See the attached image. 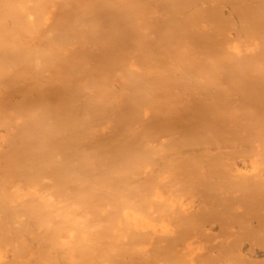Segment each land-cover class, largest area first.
Segmentation results:
<instances>
[{
    "label": "bare ground",
    "instance_id": "6f19581e",
    "mask_svg": "<svg viewBox=\"0 0 264 264\" xmlns=\"http://www.w3.org/2000/svg\"><path fill=\"white\" fill-rule=\"evenodd\" d=\"M49 1V0H48ZM53 1V0H52ZM51 0L49 1V5H51V7L53 8L54 6H56V8H58V9H56V11H58L59 9V12L57 13V14H61L62 12H61V10L62 11H64V12H70L71 14H73L74 13V11H70V9H72V8H74V4H76V3H73V5L72 4H70V6L72 5L73 7H71V8H69L70 6H68L69 5V1H65L68 5V10L69 11H66L67 10V7L66 6H61V8L62 7H64L63 9H61L59 6H57L56 4H50V2H52ZM54 1H57V0H54ZM53 1V2H54ZM63 1V0H62ZM62 1H60L59 0V2H60V4H64V2H62ZM74 1H77V0H74ZM80 2V4H83L84 2V4H83V7H86V6H88V10L91 8V1L89 2V3H87L88 2V0H79ZM124 2H126L125 0H123ZM128 1V0H127ZM133 1V3H134V0H131V2ZM139 1H141V0H139ZM139 1L137 0V2H136V0H135V3H137V4H139L138 6H137V4L135 5V4H133V3H131L130 2V0L127 2V4L125 3H122V1L120 2V6L119 7H116V9L118 8H120V11H121V9L122 8H124V10H123V12H118V14L120 15L121 13H124L125 11H127V10H129L130 11V13H132L131 11H134L132 14H131V16H129L130 15V13H129V11H127V14H125V19H124V14L123 15H120L119 16V18H121V19H118L117 17H118V14H116L115 12H113L114 10H112V12L113 13H110L111 12V9H109V13L111 14V15H113L114 16V14H115V16H116V18L114 19V17L113 18H111V16H109L108 18H110L109 19V21H108V19L106 18V22L104 21V19H103V22H105L106 23V25H112V24H114L116 21H117V23H119V24H121L122 26H124L123 28H125L126 26H131V24H132V26L131 27H133L135 30H136V28L138 27V25H139V27L137 28L138 30H136V33H132V32H135V30L134 29H131L130 27L128 28V30H127V32H130V30H131V32L130 33H132V34H130L129 33V36H130V38L132 39H128V40H124V39H126L127 37H129V36H127L126 34H128L127 32H126V30L121 34V36H123V37H119L116 41L118 42V46H117V43H116V41L115 40H113L112 42H114V43H116V47H112V46H103L102 45V48H104V51L103 52H105V53H102L101 52V55H103L102 57H104L105 55L104 54H106V60H105V64H103L104 63V61H103V58L101 57V55H98L99 54V52L98 53H94L95 55H98V57L99 58H97L98 59V62L96 61V60H94L96 57L94 56V59L92 60V59H90V55H92L93 53H92V49H93V52L95 51V49H98L97 48V40H98V43H100L101 42V38L102 37H100L99 38V36L98 37H96V39L94 38H92V40L93 41H91V39H90V41L93 43V42H96V44H95V49H94V47L91 45L90 47H92V49H90L91 50V52L88 50V52H90V55H89V53H87V44H89L90 45V43L88 42V41H86L85 40V42H84V40H83V42H84V45L82 46L83 48H84V52H82L81 53V50L83 49H81V48H79V49H81L80 50V54L82 55L83 53H87V54H84L83 56H80L81 58H83L84 56V58H85V60H82V59H80L79 58V53H78V51H76L77 53H76V56H75V51L73 52V53H71L70 55H73L74 57H76L77 58V56H78V58H79V61L80 60H82V61H77V59H76V61H77V63L76 62H74V60H75V58L74 57H71V58H73L74 60H72L71 58V60L73 61L72 63H70L66 68H67V70L69 71H66V72H68V73H70V75H71V77H69V79H68V76H70L68 73H67V78H66V81H65V84L68 86V82H71V81H75L76 80V83H77V81L78 80H80L81 78V73H82V77H84L86 74V76L85 77H89V79H81V83H80V81H78L79 82V84H80V86H79V88L81 89V93L79 92V91H75V89H74V92L76 93V92H79V93H77L78 95H81L82 96V98H83V100H84V104L82 105V101L80 102V97L78 96L77 98H79L78 100H79V102L78 103H76L77 105L76 106H73L72 104V106H73V109L74 108H76V107H80V105H81V107H83L82 109H81V107H80V109H78V108H76V109H78L77 111H75V112H70L69 114H68V112H67V110H70V109H68V107H66L65 108V110H63V109H61L60 111H62V113H64V111H65V113H66V118H64L63 120H61V121H63V122H60V121H58V120H55V121H57V123L56 122H54V120H52V118L50 119V117H49V119H42V121H44V122H42V121H40V122H42V124L40 123V122H38L39 121V119H38V115H42L41 113L42 112H44L46 109H43L42 107H44V105L46 104V106H53L52 108H47L46 106V108L47 109H49V110H47V111H49V113H50V111L51 112H53L57 107H58V105L56 106L55 105V102H56V104H58L57 102V100H55L53 97V99L51 98V100L53 101H50L49 100V98H48V95L49 94H51V93H53V91H50V89H48V85L51 87V83L49 84L48 83V85L44 82L46 79H44V81L42 80V77H43V75L46 77V74L48 73V71H47V73H46V71L44 72V74L42 75V77H41V75H40V73L38 74V75H35V74H37V70H38V67H39V65L40 64H43V62L41 63L39 60L40 59H42L44 56H42V55H44V54H41V57L39 58V56H40V50L39 49H41L40 48V46H39V49H38V46H37V48L34 46V48L32 49V48H27V47H29V46H26V45H24V47H23V45H22V48H21V50H20V53L19 54H21V57L19 56V54L17 53L18 52V50L17 49H20V46H21V43H19L20 44V46H19V44L17 45V43L16 42H14L13 41V43H12V41H9L10 39H9V37L8 38H6V37H4V35L5 36H8L9 34H11L10 33V31H12V30H10L9 28H13V30H14V28H15V26L17 27V28H19V27H21L22 28V26L21 25H25V28H23V29H25L26 31H24V33H26V36H28V34H32V36H34V34H35V36H34V39H35V37H36V35H37V29L39 28V26H40V28L39 29H43V26H41L40 24L44 21V19H43V17H44V15L42 16V10H41V8L43 7V5L45 4H43L42 5V3L44 2V0H0V39H1V41H3V39L5 38V39H7V42H6V40H4L3 42H1L0 43V58H1V60H0V80H1V84L3 85V83H2V81L5 79V78H9V81H10V84H12L13 85V87L15 86L13 83H12V81H15L16 83L17 82H19V81H26V79H30L31 78V76L33 75V70H35L34 68H37L36 69V71H34V72H36L33 76H32V78H41V80L44 82V85L47 87V89H45V91L47 92L46 94H45V92L43 91L44 90V87H39V89H38V87H36L37 86V84L34 86V81L32 80V82H31V80H30V82H29V84H30V88L32 87V89H30V91H33V92H35V90H38L39 92L41 91V93H43V95H41V93H40V96H42V97H38V95H35V99H34V96L33 95H31V94H33V92H31L30 93V91H28L29 90V85L27 86V82L28 81H26V85L24 86V85H21L22 86V88H20V90H22V91H24V93L22 92V91H19V89L17 90V92L16 91H14V94L16 95V98H17V96H18V98L17 99H20V97H19V94H21V92L23 93L21 96L23 97V95H25L24 97H23V99L24 98H26V100L28 99L29 100V98H31L30 100H29V102H28V107L30 108V105H31V108L29 109V110H31V109H33L32 108V104H31V102H36L37 101V103L35 104V102H34V104L37 106H39V102L40 101H42V102H40L41 103V107L39 106V108L38 109H36V111L34 112L33 110H32V113L33 114H30L31 113V111L29 112V110H28V107L26 108V107H24V106H26V105H24L25 103L27 104V101H22V98H21V100H15V102H14V100H13V98L11 97L12 95H10V94H12V92L11 91H13V89L15 90V88L17 89V88H19V87H17V84H16V87H12L13 89H11V86L12 85H9L8 83H9V81H8V83L6 84V82L5 81H3V82H5L4 83V88H5V90L7 89V86L9 87L8 89H10L11 91V93H9L8 92V94L10 95V97H8V101L6 100L5 102L3 101L6 97H5V91L3 90H1L2 88H0V91H1V93L0 94H2L3 92H4V99L2 98L1 99V97H0V99L3 101V102H1L2 104L3 103H5V104H3V105H6L7 103H9V101L11 100V98H12V100H13V102L9 105V104H7L8 106H11L12 104H13V106L14 105H17L18 103L23 107V110H25V108L28 110V112L29 113H26V112H24L25 113V115L23 114V112L21 111V113L19 114V111L22 109V107H20V109L19 108H16L15 109V113H13V111H11L9 108H6V110H4L5 109V106L3 107V105H1V109H0V114H1V112H2V114H3V116H5L7 119H5V121L7 120L8 121V118H10L11 119V124H13L12 125V127H14V128H19V127H23V125L24 126H28V125H26V124H29V122H27V120L28 119H26L27 117H25L26 116V114H27V116H28V114H30V117H29V119H31V122H30V124L31 125H33L34 126V124L37 126V127H35V129L36 128H38V132L41 134V137L43 136V138L41 139L40 137V139H38V136L36 137L35 136V134L37 133V131H36V133H33V132H35V131H31V129H27V131L26 130H22L21 132H23V131H26L25 133H26V135H27V137H25L26 135L24 134V132L23 133H20V132H18L17 130H16V134H18V133H20V134H18V135H24V136H22L23 138H24V144H22L23 142L22 141H20V140H23V138L21 139V138H19L18 140V143H16L17 141V139L15 140L16 142H14V144H12V142H13V140L12 139H10L11 140V145H9V147L10 146H13V147H10L9 149H11L12 148V150H9L8 151V146L6 147L5 145V148L7 149V152H3L2 150L4 149V148H2V150H1V148H0V154L2 155H0L2 158H4V159H6V161L4 162V161H2V165H1V163H0V264H194V260H196V258L199 256V261H200V257H201V255H203V254H201L202 253V251L203 250H201L202 248H203V245H202V247L198 250V248L200 247L199 245H201V243L200 244H198V242L196 243V241L199 239L200 240V238L201 237H199L200 236V232L197 234V232H196V230H197V228H198V231H199V229L201 230V231H203L202 232V235H203V237L205 238V233H206V235H208L209 233L210 234H212L213 232H211V230H213L214 228H216V226L214 227V225H217L216 223L217 222H219L218 224L220 225L219 226V228L221 229V230H218V232L220 231H222V230H226V231H231V234H235V236L233 235L232 237H230L229 236V234H228V232L227 233H225V230L223 231V233L221 232V236L223 237L224 235V237H223V239H221V238H218V240L220 239L221 240V242L223 241V240H225V239H227V240H229V239H231V240H233L232 238H234V241H232L233 243H231L230 241H227V240H225V241H227V243H230V244H232L231 245V253H235V252H233V250L235 251L236 250V252L238 251V249H236V247H237V245L239 244V246L241 247V245H240V243H242V242H240V241H244L243 239H245V240H247V239H250L251 240V238H247V237H249V236H247V233H246V230H247V232H248V230H249V228L247 229V228H245L246 227V224H245V221H246V219H245V216H244V214H246L245 212L247 211H245L244 213H240L241 215H239L238 217H242V219L241 220H239V218L237 217V215H238V213L239 212H241V211H239V209H237L236 207H234V205H236V204H234V202L235 203H237V201L236 200H238L237 198H240L241 196H243V198H244V196H247L248 195V193H246L245 195H239V193L240 194H242V190H244V193L245 192H248L249 191V197L250 198H253L254 197V194L255 193H252L253 192V190H254V192H255V189H256V194H257V192L259 191L258 190V188L260 187V186H262L263 184H264V182H260V178L262 177H258V176H260L259 175V171L261 170V166H260V158H259V153L260 152H262V153H264V114L262 115L261 113H260V111H264V83H262L261 85L263 86V88L262 87H256L258 90H256L255 91V95H257V96H259L260 95V97L262 98V103H261V105L263 106V110H261V108H258V107H255V108H258L259 109V115L258 114H254V115H252L253 117L255 116L256 118H254V119H256L255 121H252L253 119L252 118H250L249 119V117H250V115L249 114H243V116L244 115H246V117H243L242 116V111H239L240 109L238 108V106H236V104L235 103H233L234 101H231V100H235V99H238V101L237 102H239V103H241V102H243V98L244 97H242V95L241 94H246V95H248V97H250V96H253V94H252V92L251 91H249L250 89L251 90H253L254 88L252 87V88H249V89H247V87H246V85H249V83L247 82V81H249V80H247V78L249 79L250 77V75L253 73L254 74V78H256V80L257 81H259L258 79H261V81H262V78L264 79V69H262V64H264V50H262L261 51V48H260V51H259V49L257 48L258 47V43H256L257 42V40H258V38L260 37L261 38V30H260V20H259V12H258V9L257 10H255V19H256V28H255V32H254V37H258L257 38V40L255 41V43H253L254 42V40H252V45H254L255 46V52H254V54L252 55L251 54V57H249L248 55L246 56L245 55V57L244 56H241L239 59H237L236 61L235 60H225L223 57H222V52H223V47H224V45H223V40H222V37L227 33L228 34V31H230V29H229V24L230 23H228V21L226 20V19H228L227 17L230 15V17L232 16L233 17V13L235 14V13H237V15H238V18H239V21L241 20V18H243V17H245V16H247L248 14H250V13H252L253 12V9H252V7H251V3L253 2V0H242L241 2L239 1L238 2V0H229V1H227V0H223V2H222V0H220L221 2H219V3H223L224 4V6L226 5L225 4V2L226 3H228V5H229V8L231 9V12H230V10L228 11V13L229 14H227V17H225L226 16V14H223V12H226V10H228L229 8H224V9H226L225 11H224V9H223V4L221 5V4H217V3H214L215 1L216 2H218V0H215L214 2H212L211 0L209 1V3L207 2V1H202V0H200L202 3H207L206 5H204V8L206 9L207 8V5L209 6V5H211V6H213V4H215V5H217V7H216V10L214 9V8H212L211 10L212 11H210V8H211V6H209V8H208V10L206 9V11H208V14H210V15H208V14H206V12H205V14H204V10H202V8H200V7H198V5H199V2L197 1V0H192V1H194V2H190L191 0H189V2L192 4V3H194V5H193V7H192V9L194 10V9H196V13L195 14H197L199 11L198 10H201V12H203L202 14H201V12H199L198 14L199 15H202V16H200V17H198L197 15H193L192 14V12H194V11H192V9L189 7L190 6V3L188 2V0H187V2H185V0H175L176 1V4H178L179 2H177V1H180L181 3H179L178 4V8H175L174 9V7H175V3H173V2H175L174 0H170V2H168L167 0H158V1H161L159 4H162V5H160L161 6V8H162V6L163 7H165V8H162L161 9V11H160V14H158L157 13V16L158 17H161L162 16V19H160V21L162 20L163 22L169 17V16H171L172 15V13L174 12L173 10H172V8L174 9V10H181V12H180V10H179V12H174V13H176L177 15V17L179 16V18H181V19H179V20H181V22L180 21H178V22H176L177 20H178V18L177 17H174V18H176V19H174L173 17V19L171 20L170 19V17L168 18L169 20H171V21H169L168 19H167V21H165L166 22V26H168L169 24H170V22H171V26L169 27L168 26V28H167V30H166V26H164L163 27V24H161V25H159V28H156L158 31H159V29H160V26H161V28H163V29H160V31H159V33H161V32H163L162 34H160L159 35V38L161 39V40H163V41H161V40H157V39H155V38H158V36L156 37H154V40H156V42L158 43L157 45H156V43H154V42H152V40H150L149 41V39L150 38H153V36H154V34L152 33V31H150V29L148 28L149 27V25H147L148 27H146V28H148V29H145V27H144V24H143V22L145 23L146 21H143V20H145V19H142V21H140V22H138L139 20H137V23L135 22L136 21V18L137 19H140L141 20V18L143 17L141 14H145V16L147 17V14H148V9H153V7H152V5L154 6V4H156L157 5V0H156V2L153 4L152 2H154L153 0H151V4L152 5H150V3L148 2H145V5H146V3H147V5L149 4L152 8H149L148 7V9H146V7H145V9L143 8H139V6L140 7H144V6H142V3H143V1H145V0H142V3H139ZM147 1V0H146ZM165 3H164V2ZM232 1V2H231ZM70 2L72 3V1L70 0ZM82 2V3H81ZM198 2V4L196 5V3ZM200 2V3H201ZM211 2V3H210ZM254 2L255 3H259V0H254ZM79 3H78V1H77V4L79 5ZM166 4V6L164 5V4ZM169 3V4H168ZM173 3V4H172ZM183 3V5H181ZM185 3H187V4H185ZM202 3L200 4L201 5V7L203 6L202 5ZM213 3V4H212ZM59 3H58V5H60ZM77 4H76V7H78L77 6ZM86 4V5H85ZM90 4V5H89ZM134 5V6H132V5ZM158 4V5H159ZM170 5V6H168V5ZM188 4H189V6H188ZM49 5H48V7H49ZM93 5V4H92ZM148 5V6H149ZM185 5H187V6H185ZM195 5L197 6V8L195 7ZM218 5H220L219 7H218ZM228 5H226L225 7H227ZM137 6V7H136ZM159 6V7H160ZM172 6V8H171V11H170V9H169V7H171ZM174 6V7H173ZM221 6H222V8H221ZM50 7V8H51ZM75 7V8H76ZM80 7H82V6H80L79 5V8H76V10H79L80 9ZM97 8V6H94V8ZM134 7V8H133ZM166 7H167V9H166ZM176 7H177V5H176ZM179 7H182V8H179ZM185 7V8H184ZM187 7V8H186ZM239 9H238V8ZM75 8H74V10H75ZM101 7H98V13H99V10L102 12V10H104L105 12H107L108 13V9L107 8H101ZM125 8H126V10H125ZM135 8H138V9H140V11L141 10H143L144 11V13L141 11V13L138 11L137 12V9H135ZM191 9V10H189V9ZM199 8V9H198ZM220 8V9H219ZM92 9V8H91ZM115 9V8H114ZM116 9H115V11H116ZM117 9V10H118ZM135 9V10H134ZM164 9L166 10V11H169V12H164V14L165 15H167V16H163L162 15V11H164ZM169 9V10H168ZM183 9L184 10H189V12L191 13L190 15H192V16H189V12H188V15H183V14H185V11L184 12H182L183 11ZM223 9V10H222ZM237 9L238 10H240V13L237 11ZM75 10V12H77V13H75L74 15H75V17H76V15H77V19L73 16V18H75L77 21L76 22H78L79 20H80V17H82V16H78V14L81 12V9L79 10V11H76ZM150 10H149V13H150ZM155 10H158V9H155ZM177 10V11H178ZM93 13H92V12ZM102 12L104 15L102 16V14H101V12L98 14V13H96L97 11H96V9L94 10V9H92V10H89V12L90 13H92V15L90 16V15H88L89 17H87V21H89L88 20V18H91L92 16L94 17V18H96V20H92V19H94V18H92V19H90V22L92 23V24H94L96 21H97V19L99 18V20H101L100 18H102V17H104V16H106L107 14L105 13V12ZM135 11H136V13H135ZM147 11V12H146ZM151 11H154V10H151ZM210 11V12H209ZM94 12L96 13V14H94ZM158 12V11H157ZM162 12V13H161ZM187 12H186V14H187ZM215 12V13H214ZM70 13H68V14H70ZM89 13V14H90ZM108 13V14H109ZM136 15H135V14ZM137 13H140V14H138L137 15ZM147 13V14H146ZM171 13V14H170ZM173 13V14H174ZM178 13H180V14H178ZM232 13V14H231ZM239 13V14H238ZM64 14V13H63ZM109 14V15H110ZM156 14V13H155ZM212 14L215 16H212ZM80 15H83V13L81 12L80 13ZM97 17H96V16ZM134 15V16H133ZM139 15H141L142 17H140ZM149 15V14H148ZM159 15H161V16H159ZM181 15H183V16H181ZM204 15H206L207 17H205ZM236 15V14H235ZM3 16H7L8 18H10L11 19V21L13 22V24L11 25V26H13V27H9V25L7 24V23H9V22H7V20H9L7 17V20H6V18L5 17H3ZM101 16V17H100ZM108 16V15H107ZM127 16V17H126ZM129 16V17H128ZM135 16H137V17H135ZM145 16H144V18H145ZM150 16H151V13H150ZM152 16H154V15H152ZM156 16V17H157ZM175 16V15H174ZM198 18H197V17ZM210 18H209V17ZM212 16V17H211ZM216 16H217V18H216ZM50 17V16H49ZM59 17H60V15H59ZM59 17H57V19H60L59 20V23H60V26H61V23L63 22V19H64V21H66L67 22V20H68V22H69V24H70V21H69V19H65V18H63L62 17V15H61V17L59 18ZM122 17H123V19H122ZM135 18V21H133V19ZM183 17V18H182ZM207 18V19H205V18ZM213 17L214 18H216L215 20H217V22L213 19ZM221 17H223V19L222 20H224L225 18V22L227 23V25H228V29H226V27L224 26V24H222L220 21H222L220 18ZM229 17V18H230ZM231 17V18H232ZM3 18L6 20V22L7 23H4L5 22V20H4V22H2V20H3ZM63 18V19H62ZM85 18H86V16H85ZM84 18V16H83V18H81V19H85ZM131 18V19H130ZM148 18H149V16H148ZM148 18H146V19H148ZM165 18V19H164ZM202 18H204L205 19V21L207 22V23H211V22H213L212 20H214V22L213 23H211V24H214L215 25V23L216 24H218L217 26H211V25H209L210 27H209V29L211 30V31H209V29L207 30V31H204V30H202L201 29V25H203V24H207V23H202ZM218 18H219V20H218ZM234 18V17H233ZM232 18V19H233ZM62 19V20H61ZM79 19V20H78ZM112 19V20H111ZM127 19V20H126ZM128 19H130V20H132L133 22H135L137 25H135L134 23H132V21L130 22V20H128ZM151 19H153L152 17H150V19L149 20H151ZM156 19V18H155ZM211 19V20H210ZM232 19H228L229 20V22H233L234 20H236V19H234V20H232ZM21 20V23L22 24H20L19 23V21ZM43 20V21H42ZM46 20V19H45ZM71 20H73L72 18H71ZM121 20V22H123V23H120L119 21ZM208 20H210L211 22H208ZM11 21H10V23H11ZM61 21V22H60ZM82 21V20H81ZM125 21H126V24L128 23L127 21H129V24H127V25H125ZM162 21H161V23H162ZM204 21V20H203ZM224 21H222V22H224ZM80 22V21H79ZM90 22H87V24L86 23H84L83 24V26H78V27H76V25H75V22L73 21V23H74V26H70V25H67L66 26V24L64 25H62V26H64L63 28H65V27H69L68 28V30L66 31V30H64V29H62V31H66L61 37H56V38H50L49 37V42H50V44H52L53 46H56V45H59L60 43L62 44H66V42H67V38L69 37V35L70 34H77L78 36H80V38L78 37V39L79 40H82L81 38V35L83 34L84 35V31H88L89 33H90ZM150 22V21H149ZM148 21H147V23H149ZM152 22V21H151ZM155 22H159V18H158V21H155ZM165 22H164V25H165ZM174 22L175 23H178V25H176V24H174ZM181 24H180V23ZM183 22V23H182ZM218 22H220V23H218ZM238 23V21L236 20L233 24L234 25H232V27H233V29H235V23ZM19 23V24H18ZM141 23V24H140ZM146 23V24H147ZM154 23V22H153ZM172 23H173V25H172ZM236 23V25L238 26V24ZM5 24H7V26L9 27L8 29H7V26L5 25ZM89 24V25H88ZM222 24V25H221ZM2 25H5L4 27L2 26ZM20 25V26H19ZM42 25H45L44 24V22H43V24ZM71 25H73L72 24V22H71ZM135 27H134V26ZM140 25H142V28H144L145 30H146V32L147 33H145V30L143 29L142 31L144 32H141L142 33V35L141 34H139L138 33V31H140ZM194 25V26H193ZM226 25V24H225ZM49 26H50V24H48V28H49ZM52 26V25H51ZM50 26V27H51ZM88 26H89V28H88ZM173 26H175L174 28H175V30H174V28H173ZM5 27H6V29H5ZM45 27V26H44ZM52 27H54V26H52ZM52 27L51 28H49V29H51L52 30ZM177 27V28H176ZM211 27H215L214 29H212ZM17 28H15L16 29V34L14 33V31H12L13 33H12V35H14L15 34V36L18 34L17 33ZM61 28V27H60ZM141 28V29H142ZM171 28H172V30H171ZM237 28H239V30L242 32V29H241V27H240V25L237 27ZM54 29V28H53ZM66 29V28H65ZM152 29V28H151ZM176 29H179V30H181V31H179V30H176ZM192 29H195L196 31H195V33H194V35H193V33L192 34H190L191 33V31H192ZM46 29L44 28V30H42V31H38V36L41 34V36H42V32L43 31H45ZM134 30V31H133ZM148 30V31H147ZM156 30V31H157ZM163 30H165V32L163 31ZM21 31H22V29H21ZM59 31H61L60 29H59ZM154 31V30H153ZM155 31V32H156ZM168 31H170L169 33H166V32H168ZM173 31H174V34H173ZM175 31L177 32V31H179L181 34H180V40H179V36H178V34L177 33H175ZM227 31V32H226ZM80 32H82V34L80 33ZM150 32L153 34V36H151L152 34H150ZM178 32V33H179ZM182 32H185V33H182ZM188 32H189V35H193V36H190V38L192 37L193 38V40H195L194 38L196 37V41H192V39L191 40H188V38H189V35H188ZM193 32V31H192ZM230 32H233V30L232 31H230ZM236 32L237 33H240V32H238V29L236 30ZM3 33V34H2ZM19 33H21V32H19ZM47 33L49 34V32H47V30H46V35H45V32L43 33V36H47ZM88 33V34H89ZM124 33H126V34H124ZM170 33H172V35H170V38L171 39H173L175 42H176V48L174 49L173 47H172V49H170L171 47H169L168 45H170V46H174L175 47V44L173 43L172 44V41L173 40H171L170 38H168L169 36V34ZM187 33V34H186ZM135 34H136V36H135ZM137 34H138V36H137ZM144 34V35H143ZM146 34H149V35H147L146 36ZM163 34H164V38L165 39H163ZM165 34H167V36H165ZM182 34H185L187 37H186V39L184 40V41H182L181 39H184V38H182V37H184L185 35H183L182 36ZM198 34V35H197ZM1 35L3 36V38H1ZM19 35V34H18ZM18 35H17V38H19L18 37ZM21 35V38L22 39H25L26 41H31V40H33V38L31 37V36H28L27 38H32V39H26V38H23V37H26V36H24L22 33L20 34ZM23 35V36H22ZM60 35H61V33H60ZM90 35V34H89ZM88 35V36H89ZM124 35H126V36H124ZM141 35V36H140ZM196 35V36H195ZM229 35H232L231 33H229ZM234 35V34H233ZM236 35V34H235ZM15 36H13L14 37V39H16V37ZM49 36H51V35H49ZM138 37V39L136 40L135 38L133 39L132 37ZM142 36H144V39H143V37ZM146 36V37H145ZM150 37L149 39H147V37ZM182 36V37H181ZM241 36V35H240ZM239 36V37H240ZM12 37V36H11ZM40 37V36H39ZM38 37V38H39ZM237 37V36H236ZM20 38V40H22ZM37 38V37H36ZM41 38V37H40ZM44 38V37H43ZM43 38H41V39H43ZM86 38V37H85ZM89 38H91V37H89ZM99 38V39H98ZM124 40V42L125 41H130L131 40V42L133 43L134 42V45H135V43H137V45H139V46H141L142 47V42L145 44V42L146 43H148V44H151L152 45V47L154 48L155 46V48L157 49V46H158V49L160 50V52H159V54H157V50L156 49H153L150 45H149V47H148V50H150V47H151V49L154 51V50H156V51H149L150 53H155V54H149V52L148 51H146V50H142V49H144V47H142V48H140L139 46L137 47V45H135V46H133L132 44H131V42H125L127 45H129L130 47L128 48L127 47V45L126 44H123L122 43V40ZM167 38H168V40H171V41H169V42H166L165 43V41H167ZM41 39H39L42 43H43V41H44V43H45V45H47V43H49V42H45V40L43 39V40H41ZM120 39V40H119ZM141 39H142V41H141ZM145 39H147L146 41H145ZM198 39V40H197ZM243 39V38H242ZM78 40V41H79ZM96 40V41H95ZM120 42H119V41ZM135 40H136V42H135ZM139 40H140V42H139ZM260 40V39H259ZM16 41H18V40H16ZM77 41V46H78V44H81V43H79ZM148 41V42H147ZM178 41V42H177ZM197 41H199V45L197 44ZM5 42V44L7 45V47H6V45H3V43ZM82 42V41H81ZM87 42V43H86ZM110 43L109 45H112L113 43ZM165 43V45L166 46H163L162 45V43ZM191 42H192V44H191ZM194 42H195V45H194ZM201 42V43H200ZM259 42V41H258ZM35 43V42H34ZM85 43H86V46H85ZM101 43H103V40H102V42ZM101 43L99 44V46L101 45ZM121 43V44H120ZM130 43V44H129ZM138 43H140V44H138ZM154 43V44H153ZM160 43V44H159ZM167 43H169L168 45H167ZM13 44V45H12ZM60 44V45H61ZM65 44L64 45H62V48H63V50L64 49H66V47H65ZM123 44V45H122ZM142 44V45H141ZM172 44V45H171ZM12 45V46H11ZM15 45V47H13ZM17 45V46H16ZM37 45V44H36ZM59 45V46H60ZM94 45V44H93ZM125 45V46H124ZM133 46V48H131L132 46ZM155 45V46H154ZM159 45L160 46H162V47H164V48H160L159 47ZM192 45H194V46H192ZM197 45V46H196ZM31 46V45H30ZM50 46V45H49ZM49 46H47V47H49ZM52 46V47H53ZM59 46H58V50H60L61 49V53L63 52V50H62V48L60 47V49H59ZM79 46H81V45H79ZM125 48V49H123V47ZM143 46H146L147 47V44L146 45H143ZM167 46H168V48H167ZM259 46H260V44H259ZM11 47H13V48H15V49H13V48H11ZM25 47H26V49H25ZM33 47V46H32ZM47 47L45 48V46L42 48V49H47ZM118 47V48H117ZM122 47V48H121ZM145 47V48H146ZM197 47H199V49L196 48ZM10 48V49H9ZM54 48V47H53ZM77 48V47H76ZM86 48V49H85ZM134 48H135V50H134ZM138 48V49H137ZM165 48H167V49H165ZM195 48V50H199V52H201V54H203L204 52H206V53H208L207 55H208V57L206 56V58H205V62L207 61L208 63H210L211 64V72L213 73V72H215V71H217V70H219V71H222L221 70V68H217V63L220 65H222V66H224L225 68L223 69V72H224V70H228V69H232L231 68V66L229 65H227L228 64V62H229V64L231 63V65H232V67L235 69V70H230L231 72L233 71L234 73H230L231 75H233L234 77H235V74L237 73H239V75H240V77H235V79H240L239 80V82L237 81V80H233L232 82H228L229 84H230V87H228V90L226 89L225 90V92L223 91V89L226 87L225 85V87L223 86V88L221 87V85H219V86H217V87H215L214 85H218V84H221L222 82H216V81H218L217 79L219 78L220 79V77H222V75L221 76H219L218 77V75H217V72H215L214 74H212L211 72H210V70H208L209 69V67H210V65H208L207 63H205L204 61L202 62L203 64H207L208 65V67L207 66H205V65H203L204 67H201V68H199V66L200 65H198V64H200V63H198L196 66L194 65V67L195 68H197L196 70L198 71V73H197V75L195 76L194 75V73H191V72H195L196 70L194 69L193 70V64L192 63H188V64H190V65H192L191 67H193L192 68V70H191V68L189 69V71H190V73H187V71H188V69L186 70V72H185V74H189L188 76H186V75H184L183 74V76H185V77H189V76H192L193 78H195L194 80H192V77L190 78H188L190 81H194V83L193 84H191L192 82H190L188 79H186V83H185V79L183 80V79H181V78H178V80H177V83H176V81H175V83H173L174 81H172L173 80V78L172 79H168L167 78V75H169V76H175L176 75V73H179V74H177L176 75V77H179V76H181V74L182 73H184V68H187L186 67V65L187 66H190V65H188V64H186V62L185 63H183V60H184V58H185V60L187 61H193V62H195L197 59V57H196V55L194 54V52H196L195 50H193ZM23 49V50H22ZM36 49V50H35ZM50 49V48H49ZM100 49V48H99ZM98 49V50H99ZM120 49H121V51H122V49L123 50H125V53L127 54V55H124V52H123V54H122V52L120 51ZM161 49H163V51H164V49H165V51H164V53L162 52L161 53ZM258 51H257V50ZM12 50H13V54L15 55V53L17 54V57L15 56L14 57V55H13V57L11 56L12 55ZM15 50V51H14ZM24 50H26V51H24ZM30 50H32V52L30 51ZM39 51L38 53L36 52L35 53V51ZM101 50V49H100ZM129 52H128V51ZM132 50H134L133 52H134V54H135V52H139V51H142L143 53H145L146 52V55L145 54H143L142 52H141V54H143L144 56H142V57H139L140 58V60H144V61H147V62H149L148 60H150V62L149 63H151V62H153V61H155V63H160V62H166V60L165 59H167V60H169V61H167V62H170V64L168 63V65H167V62H166V65L167 66H172L173 68H174V65L176 66V69L178 70H175L176 71V73L175 74H173V75H171L172 74V72L174 71V69H173V71L171 70L172 69V67L170 68V71H169V73L166 75V77L164 76V74H166L167 72H168V69L167 68H164L165 70V72L166 73H161L162 71H163V69L161 68V66L159 65L158 66V68H156L157 70L159 69V71L160 72H158L157 70L156 71H154L153 70V72H158V73H154V76L156 75L157 77H158V75H159V73H160V76H161V74H162V79H161V77L159 78L160 80H162L161 82H162V84H163V82H165L164 83V86L163 85H161V87H160V84L161 83H159L160 81L159 80H157L156 82H154L155 80H156V78L153 76V78H155V79H153V82H152V80H150L152 77H145V76H141L142 78H149V80L148 79H146V80H148V81H146V80H144L143 79V81L142 80H139V78L140 77H138L137 78V84H138V86H142V87H139L141 90H140V92L138 91V89H137V91H135V88H130V87H138L137 85H135L136 83V79L135 80H132L133 81V84L135 85H131L130 84V82L131 81H129L128 79L126 80V78H124L123 80H124V83H123V80H121L120 82H118V84L119 83H122V87L123 86H127V87H129V84L131 85L129 88L131 89L130 91H129V89L128 90H126L127 91V93L128 92H133L132 94H131V97L130 96H128V95H126L127 97H130L131 99H126L127 101H130L129 103H128V105H132V106H134L135 105V107H132V106H127V102H125V103H123L124 101H123V99H121V101H122V103L123 104H126L125 106L127 107V109H129L130 110V112H129V110L127 111V109L126 110H124V111H126V112H128L127 114H125V113H123L122 114V112H124L123 111V108H121L120 107V109H122L121 111H120V113H118V114H121L122 116H120V115H118L117 117H119V118H121V119H123L121 122H123V121H127V117H128V115H129V120L131 119L130 118V114L132 115L133 113V115H139V113L138 114H135L136 112V110L138 111V108H140V106H141V104H144V102H145V100L147 101V99H148V102H149V99L150 98H153L154 96L156 97V95L158 94L157 93V89L155 90V88H157V87H159V89H160V91H159V89H158V91H159V96L157 95V97L159 98V97H163L164 95L166 96V94L168 95V94H172L171 96L170 95H168V98H169V100L171 101V102H173L172 103V105L171 104H169L168 106H173L174 105V103H176L174 100L172 101L171 99H173V95H175V96H177V98L176 97H174V98H176V99H179V94H178V91H176L175 92V90H173V89H175L176 88V86L175 85H178L177 86V90H179V89H184L183 87L186 85H188V87H185V89L183 90V91H179V93L180 92H183V93H185L184 95H186V93L189 95V96H187V97H185L182 93H180V96L182 95V97L184 98H182L184 101H185V99L187 100V98H189L188 100H190V98H192V99H195V102H197V99L195 98V96H194V98L193 97H191L192 96V94L193 95H196V96H202V94H203V96H204V93H205V95H207V94H211V92H210V87H207V86H209L210 84H212L211 85V89H213L212 87L214 86L215 88H214V90H216L217 88L219 89V87H221V91H223V93H225V94H223L224 96L226 95V91H227V95L229 94V96H232V97H230V99L231 100H229L230 102H232V104H234V105H232V104H230V102L228 101V97H225V99L224 100H226V98H227V100H226V102L225 101H223L221 98H219V95L218 96H216V94H215V98H217V99H220V102H225L226 104V107H229L228 109H227V113H224L223 115H225V114H227L228 116H227V118L225 119V120H223V119H221V117L220 116H222V114L221 113H218V114H220V115H218L217 114V116H219V118H217V116H216V119H218L217 121L215 120V117H213V116H211V117H208V118H212V120L213 121H215L216 123L218 122V121H220L219 119H221V120H223V122L224 123H221V121L218 123V125H219V127L216 125V123H214L217 127L216 128H214L215 129V131L217 130V129H220V128H223L224 126V129L228 126H230V125H228V123H231V127H229L230 129H231V131H229L228 130V128H226L227 130L226 131H229V132H234L233 133V136L235 135L236 137H237V134H239V136H240V129L242 128L243 130H244V128H246V129H248V133H249V131H251V129H252V131L254 132H250V134H254V137H252V135L250 136V135H246V136H248L247 138L246 137H244L245 136V134H247V130L245 129V131L246 132H243V131H241V132H243L241 135L242 136H240V138H238L237 140H234V139H236V137L234 136V139H231V134H229V132H227L228 134H229V136H228V134L227 133H225V132H221V131H225V130H223V129H220V130H217V131H220V132H218V133H220V135L221 134H226L227 135V137H228V139L226 140V141H224L225 140V135H223V137L224 138H222V136L220 137L219 136V134L217 133V131H216V134H215V131H212V132H214V133H212L211 132V134H213V135H215V136H213V137H215V139L212 137V135L210 134V132H208L209 130L211 131V130H214L212 127L214 126L215 127V125H212L213 124V122H212V120L210 121L211 122V125H212V127H211V125L209 124V122H205L204 121V119H206V117L204 116V117H202V112H201V116H195V114H194V117L198 120L199 119V121H198V123L196 122V125H195V121H197L196 119L194 120V118H193V120H194V123H191V118L193 117V116H190L191 114L189 113L188 114V112L190 111V110H188V109H190L191 108V106H190V103L191 102H189L188 103V101L185 103L186 105H184V103H183V106H182V104H179L181 101L180 100H182V99H180L179 100V102H177L179 105V107L181 106L182 108H180L182 111H183V107H187L186 108V112H187V114L185 113H182L181 112V110L179 109V107L177 106V103H176V106L174 105V107H168L169 109H170V111L171 112H176V114H173L174 115V117H176L175 115H178L179 117L180 116H182V117H180V118H182L184 121H175L174 120V122L177 124L178 122H185L186 120H185V118L187 119V117H189L187 120H189V119H191L189 122H190V124H191V126H189L190 127V130L191 131H193V133H195V134H197L196 132H198L199 133V130H197L196 131V129H199L200 127V129H202L201 131H203L204 132V130H203V128H206L208 125L207 124H209V129H208V127L206 128L207 130H205V134L206 133H209L208 134V137H209V135H210V137H209V139H208V137H207V135H204L201 131H200V133L199 134H197L198 136L196 137V135L194 134H191V131L189 130V131H187L188 132V135H189V137L187 136V138L186 139H188V140H190L189 142H188V140H186V139H184L183 137L185 136L186 137V135H184L183 137H181V138H183L184 140V143H182L183 141H182V139H180L179 137V135H177V134H174V137H175V135H176V137H178V141H179V139H180V143H179V145H178V141H176V142H174V144L176 143V145L174 146V144L173 143H171V145H169V146H171V148L168 146V144H170V143H168V141H169V139H171V140H173V133H169V135H168V133H166V134H164V138H162L160 141H157L158 143L157 144H155V145H153V144H151V143H149V134L147 135L146 134V132L145 131H147V133H149L148 132V130H146V129H148V127H147V125H145V123L146 122H144L146 119V117L148 116H150V114L152 115V113L153 114H157V115H155V117L156 116H162L163 117V115L164 116H167V113H168V111H169V109L168 110H166L165 111V109H167L166 107H164L163 105H166L167 106V104H168V102H170V101H168L167 99V97H166V100L168 101V102H166V100L165 101H160V100H163V98H161L160 100L157 98V100H159L158 102H160V104L159 103H157V106L155 105V104H153V101L155 102V101H157L156 99L155 100H153L152 101V99H150L151 101L149 102V104H147V105H150V106H143L141 109H139V112H141L142 113V115L145 117L144 119H142V118H140L139 116L137 117V116H133L132 115V119L131 120H133V117L134 118H136L134 121L135 122H133L134 124L136 123V121H137V123H136V125L137 124H139V126H138V128L140 129L141 127H143L144 125V127H146V129L144 130L143 128H141L143 131H144V133L146 134V136L147 137H144L145 138V140L143 139H141L142 141H144L145 143L143 144L142 142H140V140H138L141 144H143L142 146H141V148H140V150H139V152H136L138 155H134L131 151H129L128 153H132V155H130V154H125V153H123V154H125L124 156H122V154H118V153H121V152H125V151H127V149H123V147H121V149L119 148L118 149V146L120 145V143H119V145L118 144H116V145H118V146H115V144H111V142H108L109 143V146L110 145H113V146H111V147H114V151H120V152H116V153H114L113 152V150L111 149V147L109 148L112 152L110 153V152H106L108 155H110V158L108 159V157H105L104 158V155H102V156H100V154H101V152L102 151H100L101 150V148H103V146L104 145H106L107 144V141L108 140H106L105 139V143L106 144H104V142H102V141H100V140H98V139H96L95 138V135L93 134V128H95V129H97L96 127H93L94 125H98V123H100V121H96L95 119L93 120V118L95 117V115H96V117L100 120L101 119V117H104V116H102V115H100V109H99V111L97 112L96 111V109H95V107L98 105V104H96L97 102L98 103H100V102H102L101 100H100V98H101V96H103L104 95V97H108V99H107V101H106V98L104 99L103 97H102V99H104L103 101H105V102H112V101H114L115 103H116V101H117V98H115V97H112V99H110L109 100V98L112 96V95H114V94H112L111 93V90L113 89L114 91H113V93H116L115 91V87H113V86H115L114 85V83L113 82H115V84H117V82H116V79L113 81V79H114V77L112 78V75L111 74H116V78H118L117 80H120V78L122 77H124V75H122L121 73H119V71L121 72V70H118L117 69V71L115 72V67L117 66V67H119L120 68V64H121V61H119V62H117L116 60L118 59V58H120V56L119 57H117V54L118 53H120L121 55H123L122 57H124V56H126V57H132L131 55H133V52H131ZM136 50H138V51H136ZM158 50V51H159ZM17 51V52H16ZM22 51H24V52H26L27 53V51H28V53H27V55H30L31 54V56L32 57H30V56H27V58H26V55L24 54V52H22ZM50 50H46L45 51V53L46 52H49ZM66 50H64V52H65ZM83 51V50H82ZM102 51V50H101ZM117 51H118V53H117ZM167 51V52H166ZM190 51H192V53H190ZM9 52V53H8ZM34 52V53H33ZM41 52H44L43 50L41 51ZM68 52V51H67ZM95 52H97V51H95ZM132 53L131 55H129L128 53ZM166 52V53H165ZM192 55H190L189 53ZM11 53V54H10ZM23 53V54H22ZM60 53V54H61ZM69 53V52H68ZM92 53V54H91ZM196 53H198V51L196 52ZM206 53H204V54H206ZM10 54V58L7 56V55H9ZM33 54V55H32ZM35 54V55H34ZM37 54H38V57H37ZM52 54V53H51ZM49 55L50 56V58L48 59L47 58V60H46V62L48 61V60H52V59H54V58H52L53 57V55ZM149 54V55H148ZM161 54V55H160ZM186 54V55H185ZM211 54V55H210ZM22 55H24L23 57H22ZM64 55V54H63ZM66 55V54H65ZM70 55L68 54V58L70 57ZM86 55H89V56H86ZM139 55H140V53H139ZM38 58V60L36 59V60H34V59H31V58H36V57ZM48 56V57H49ZM52 56V57H51ZM60 56V55H59ZM61 56H62V54H61ZM134 57L133 58H135V56L136 55H133ZM145 56H147L146 58H145ZM187 56L188 57H193V60H192V58L190 59H186L187 58ZM204 56V57H205ZM29 57V58H28ZM65 56H62V60H63V58H64ZM67 57V56H66ZM87 57V58H86ZM89 57V58H88ZM136 57H138V56H136ZM160 57L161 58H164V60L165 61H161L160 60ZM199 57V56H198ZM203 57V58H204ZM213 57H216V59L215 60H213ZM252 57H254V59H256V67H254L253 69H248V68H243V69H240V66H241V64H240V60H243L244 59V62L247 60V61H249V59H250V62H247L248 64L249 63H251V60H253V59H251ZM11 58H13V59H11ZM52 58V59H51ZM93 58V57H92ZM100 58H102V61H100L99 62V60H100ZM105 58V57H104ZM143 58V59H142ZM195 58V59H194ZM203 58H198L199 59V61H201ZM31 59V60H30ZM67 59V58H66ZM66 59H64L65 61H66ZM89 59H90V61H89ZM137 59V58H136ZM147 59V60H146ZM246 59V60H245ZM6 60H8L7 62H6ZM27 60L29 61L28 63H31L32 62V64H34L33 62H35V61H39L40 62V64L36 67H33V65H30V64H27V66H26V62H27ZM34 60V61H33ZM63 60V63H65V61ZM68 60V59H67ZM92 60V61H91ZM120 60V59H119ZM42 61V60H41ZM52 61H53V63H52ZM52 61H48V63H49V65H47L48 63H44V64H46V65H42V66H44V67H42V68H44V69H46L48 66V70H50V68H52L51 70L53 71V69H54V71H55V68L53 67V65H54V61H56V59H54V60H52ZM94 61V63L92 64V65H94V66H96L97 64H103L102 66L99 64V67H101V68H98V67H94V66H92L91 65V63ZM96 61V62H95ZM115 61L117 62V63H115ZM157 61V62H156ZM255 60H253V62H254ZM6 62V63H5ZM38 62V63H39ZM102 62V63H101ZM173 64H172V63ZM221 62V63H220ZM225 62V63H224ZM226 62H227V64H226ZM239 62V63H238ZM62 63V64H63ZM67 63V62H66ZM113 63V64H112ZM118 63H120V64H118ZM161 63V64H162ZM196 63V62H195ZM238 63V64H237ZM247 63L245 64V65H247ZM255 63V62H254ZM254 63H252V64H254ZM36 64H37V62H36ZM36 64H34V65H36ZM51 64H52V66H51ZM68 64V63H67ZM96 64V65H95ZM115 64V65H114ZM183 64L185 65V66H183ZM234 64V65H233ZM240 64V66H238ZM28 65L30 66V69H31V66H32V72H30V71H27V70H25V68L26 67H28ZM55 65H56V62H55ZM65 65V64H64ZM106 65H107V67H106ZM111 65V66H110ZM113 65H114V67H113ZM151 65H152V63H151ZM153 65H155V67H157V65L158 64H154V62H153ZM165 65V63H164V66H163V64H162V66L163 67H165L166 66ZM226 65L228 66V67H226ZM236 65H237V67H239V68H237L236 67ZM258 65V66H257ZM26 66V67H25ZM109 66L111 67V68H113V69H115V70H113V71H111V68L110 69H108L109 68ZM122 66V65H121ZM235 66V67H234ZM254 66V65H253ZM25 67V68H24ZM56 67V66H55ZM57 67H58V65H57ZM94 67V68H93ZM104 67V69H106V70H104V69H102ZM106 67V68H105ZM153 67V66H152ZM155 67L153 68V69H155ZM184 67V68H183ZM205 67H207V69L205 68ZM63 68H65V67H63L62 66V72H65V70L63 69ZM65 68V69H66ZM215 68V69H214ZM26 69H28V68H26ZM97 69H99V70H97ZM121 69V68H120ZM160 69H162V70H160ZM201 69H205V71L203 70H201ZM213 69V70H212ZM40 70V69H39ZM42 70V69H41ZM50 70V71H51ZM101 70H103V71H106V72H103V71H101ZM203 72H201V71ZM227 70L225 71V74L226 73H228L227 72ZM50 71H49V73H50ZM52 71H51V76L53 75L52 74ZM53 71V72H54ZM99 71V72H98ZM206 71H208V72H210L209 74H212L213 76H215L216 78H212V76L210 77L209 76V74H206V73H208V72H206ZM66 72L64 73V77H65V74H66ZM71 72L73 73V74H71ZM77 72V74H75ZM78 72L80 73V75L78 74ZM106 73V74H109V76L107 75L106 77H108V78H112L111 80L112 81H110V79H108V78H106L105 77V75L103 74V73ZM112 72H114V73H112ZM152 72V73H153ZM204 72H206V73H204ZM236 72V73H235ZM42 73V72H41ZM48 73V74H49ZM57 73H58V71L57 72H54V76L55 75H57ZM117 73H119V74H117ZM171 73V74H170ZM195 73V74H196ZM199 73H201V74H199ZM30 74H32V75H30ZM122 76H121V75ZM190 74H192V75H190ZM76 75L79 77V79L77 80V77H76ZM117 75H120L119 77L117 76ZM35 76V77H34ZM50 76V77H51ZM74 76V77H73ZM224 76V75H223ZM233 76H232V78H233ZM58 77V76H57ZM59 77H60V75H59ZM64 77H62L63 79H64ZM107 79V80H109V81H106L105 80V78ZM165 79H164V78ZM182 77V76H181ZM224 77H227V76H224ZM223 77V78H224ZM241 77H242V80H243V82L245 81L244 80V78L247 80L246 81V83H248V84H246V83H244V84H242V82H240L241 81ZM31 78V79H32ZM47 78V77H46ZM55 78V77H54ZM61 78V79H62ZM72 78H74V79H72ZM76 78V79H75ZM141 78V79H142ZM166 78H167V80H166ZM170 78V77H169ZM175 78V77H174ZM211 79V80H209V79ZM229 78V77H228ZM47 79H49V78H47ZM58 80H60L59 78H57ZM67 79H68V81H67ZM70 79H72L71 81H70ZM181 79V80H180ZM213 79H215L214 80V83L215 84H213V82L212 83H210V81H212ZM226 80H227V78H225ZM34 80H36V79H34ZM175 80H176V78H175ZM228 80H232V79H228ZM255 80V81H256ZM128 81V82H127ZM140 81V83H138ZM145 81V82H144ZM166 81H168V82H166ZM180 81V82H179ZM181 81H183L185 84H182L183 82H181ZM237 81V82H236ZM256 81V82H257ZM261 81H259L258 82V85L260 84V82ZM264 81V80H263ZM14 82V83H15ZM22 82H19V85L18 86H20V83L21 84H25V82L24 83H22ZM36 82H39L40 83V81H38V80H36ZM54 82V81H53ZM52 82V83H53ZM107 82V83H106ZM109 82V83H108ZM142 82V83H141ZM144 82V83H143ZM147 82H149L148 84H147ZM150 82H152L153 84H151ZM188 82V83H187ZM33 83V84H32ZM106 83V84H105ZM127 83V84H126ZM129 83V84H128ZM146 83V84H145ZM157 83V84H156ZM171 83H172V85H171ZM190 83V84H189ZM218 83V84H217ZM251 83V82H250ZM43 84V83H42ZM63 82H62V89L64 88V86H63ZM72 84H74L73 82H71L69 85H70V88H72L71 89V91L73 90V87H71V85ZM107 85V86H110V84H111V87H113L112 89L110 88V90H109V87H108V90L110 91V94H109V91L107 90V92H108V94L109 95H107V92H106V89H107V86L106 87H104L103 85ZM112 84H113V86H112ZM124 84V85H123ZM142 84V85H141ZM144 84H145V89L143 88V86H144ZM156 84V85H155ZM180 84V85H179ZM228 84V85H229ZM7 85V86H6ZM41 84H39V86H40ZM43 85V86H44ZM149 85H151L152 86V88L149 86ZM183 87H182V86ZM191 85V86H190ZM73 86V85H72ZM119 87H120V84L118 85ZM117 85H116V88L118 87ZM147 86H148V89H147ZM154 86H157V87H154ZM172 86H173V89H172ZM175 86V87H174ZM180 86V87H179ZM250 86H253V85H250ZM2 87V86H1ZM23 87H25L26 89L25 90H23L24 88ZM35 87V88H34ZM121 87V88H122ZM150 87V88H149ZM162 87H164L163 89L165 90V92H164V90L162 89ZM207 87V88H206ZM37 88V89H36ZM41 88H42V90H41ZM54 88H56V87H54ZM144 90H143V89ZM34 89V90H33ZM65 89H68L67 87H65ZM65 89H63V90H65ZM118 89V88H117ZM120 89V88H119ZM123 89V88H122ZM126 89V88H125ZM125 89H124V92H125ZM134 89V90H133ZM151 89V90H150ZM207 90L206 92H204V90ZM217 89V90H218ZM28 92H27V91ZM52 90V89H51ZM133 90V91H132ZM154 90V91H153ZM174 92H173V91ZM203 90V91H202ZM7 91V90H6ZM38 91H36V93H34V94H39V93H37ZM66 91L67 90H65V92L63 93L62 92V90H61V92L63 93V94H66ZM70 91V89H68V91H67V94H68V92H70L71 93V95L72 96H75V95H73L72 94V92ZM123 91V90H122ZM151 91V92H150ZM161 91L162 92H164V93H166V94H164V95H162L161 94ZM209 91V92H208ZM220 91V90H219ZM25 92H27V94L29 93V98H28V96H27V94L25 93ZM51 92V93H50ZM104 92H105V94H104ZM123 92V94H126V93H124ZM134 92H138V96L140 95L141 96V94H142V96H141V98H140V100L142 99V97L145 99H143V101H142V103H141V101H140V103H138L137 102V100L135 99V95H136V93H134ZM152 92H154V93H152ZM208 92V93H207ZM243 92V93H242ZM245 92V93H244ZM17 93V94H16ZM49 93V94H48ZM61 93V94H62ZM117 93H118V91H117ZM120 93H122V92H120ZM176 93H177V95H176ZM63 94L61 95V96H63ZM119 94V93H118ZM134 94V96L135 97H133L132 95ZM144 94V95H143ZM149 94V95H148ZM152 94V95H151ZM155 94V95H154ZM213 94V93H212ZM211 94V97H212V100H214V96ZM241 95V99L240 98H237V97H239V96H237L236 98H234L233 97V95ZM3 95V94H2ZM6 95H7V93H6ZM31 95V96H30ZM45 95H47V98H48V102H47V99H46V97H44ZM84 95V96H83ZM89 95L91 96L90 98H89ZM107 95V96H106ZM117 94H115L114 96H116ZM152 96V97H148V96ZM36 96L38 97L37 98V100H36ZM51 95H49V97H50ZM55 96H56V94H55ZM65 96V95H64ZM64 96L63 97H61V105H62V102H63V104L64 103H69V100L67 99V98H64ZM68 96V95H67ZM66 96V97H67ZM138 96H137V98H138ZM146 96L148 97V98H146ZM165 96H164V98H165ZM173 96V97H172ZM197 97L198 98V102L197 103H199V102H203V99L204 100H206L207 98H209L210 97V95H207V96H209V97H207V96H205V97ZM224 96H222V98H224ZM14 97V96H13ZM44 97V98H43ZM69 97V99H70V96H68ZM76 97V96H75ZM88 97V98H87ZM119 97H121V95L119 96ZM125 97V96H124ZM154 97V98H155ZM172 97V98H171ZM248 97L246 98V100L245 101H247V99H248ZM9 98H10V100H9ZM15 98V97H14ZM43 98V99H42ZM73 98V97H72ZM115 98V99H114ZM121 98H123V97H121ZM133 98V99H132ZM153 98V99H154ZM181 98V97H180ZM34 99V100H33ZM39 99V100H38ZM114 99V100H113ZM120 98H118V100H119ZM191 99V100H192ZM200 99V100H199ZM210 99V98H209ZM240 99V100H239ZM250 100H251V98H249ZM44 100H46L45 101V103L43 104V102H44ZM55 100V101H54ZM77 100V99H76ZM75 99H74V101H76ZM133 100V101H132ZM190 100V101H191ZM202 100V101H201ZM211 99L209 100V102H213ZM242 100V101H241ZM18 103H17V102ZM20 101V102H19ZM68 101V102H67ZM74 101H72V102H74ZM131 101H132V103H131ZM50 102V103H49ZM71 102V103H72ZM110 102V103H111ZM133 102H136L138 105H140V106H137L136 107V105L137 104H133ZM163 103V105H162V103ZM164 102H166L165 104H164ZM204 102H208V101H204ZM203 102V103H204ZM219 102V103H220ZM236 102V103H237ZM15 103H17V104H15ZM53 103V104H52ZM79 103H80V105H79ZM115 103H112L111 105L113 106V104H115ZM131 103V104H130ZM153 105H152V104ZM182 103V102H181ZM194 103V102H193ZM196 103V104H197ZM246 103V102H245ZM43 104V105H42ZM48 104H50V105H48ZM100 104H102V106L103 107H105V108H103V109H108L109 108V103H108V106H107V104L105 103V104H103V102L102 103H100ZM99 104V105H100ZM117 104V103H116ZM115 104V105H116ZM118 104H119V102H118ZM189 104V105H188ZM192 104V103H191ZM205 104V103H204ZM213 103H208V106H206L207 104H205V105H203L201 108H207L208 107V109L209 108H211L210 106L212 105ZM221 104V103H220ZM223 104V103H222ZM65 105V104H64ZM69 106L70 105V103L69 104H66V106ZM121 105V104H120ZM151 105H152V107H151ZM159 105V106H158ZM188 105V106H187ZM192 105H195V104H192ZM259 106L260 107V105L259 104H255L254 106ZM37 106V107H38ZM122 106H124V105H122ZM155 107V109H154V107ZM189 106H190V108H189ZM196 106V105H195ZM195 106H193V107H195ZM198 106V105H197ZM196 106V107H197ZM200 106L201 105H199L197 108H198V110L200 109ZM205 106V107H204ZM215 106V105H214ZM44 107V108H45ZM65 107V106H64ZM118 107V106H117ZM132 107V108H131ZM162 108L163 110H161V108H160V110L161 111H164L165 113H166V115H165V113L163 114V113H156V112H154V111H156V109L157 108ZM176 107L178 108V110L176 109ZM213 107V106H212ZM216 107V106H215ZM2 108H3V110H2ZM114 108H115V106H114ZM113 108V109H114ZM119 108V107H118ZM131 108V109H130ZM158 108V109H159ZM175 110V111H173V109ZM214 108V107H213ZM247 108V107H246ZM254 107H252V106H250L248 109H253V110H249L250 111V113L252 112V111H255L256 110V112H257V109H255ZM17 109H19V111L17 110ZM58 109V111H59V108H57ZM57 109H56V111H57ZM112 109V108H111ZM216 109H218V106L216 107ZM255 109V110H254ZM2 110V111H1ZM13 110V109H12ZM75 110V109H74ZM80 110V111H79ZM131 110H132V113H131ZM159 110V111H160ZM242 110V109H241ZM6 112V114L8 115V112L10 111L11 113H9V114H11V115H8L9 117H7V115H5V112ZM8 111V112H7ZM26 111V110H25ZM47 111H45L44 113H46ZM53 112L52 114H54V113H58V111L57 112ZM60 111H59V114L60 115H62L61 113H60ZM96 111V112H95ZM115 112L116 111H118V110H114ZM113 111V113L115 114V112ZM170 111H169V114H168V118H172L171 120H173L174 119V117H172V116H170V114H172V113H170ZM177 111H178V113H177ZM217 111V110H216ZM4 112V113H3ZM17 112V113H16ZM106 112V111H105ZM109 112V111H108ZM119 112V111H118ZM151 112V113H150ZM181 112V113H180ZM183 112H185V108H184V111ZM191 112H194V110L193 111H191ZM210 112V111H209ZM211 112H213V111H211ZM238 112H240V114H239V116L241 115V117L239 118V116H238ZM13 113V114H12ZM35 113V114H34ZM95 113V114H94ZM98 113V114H97ZM111 113V112H110ZM112 113V114H113ZM1 114V115H2ZM17 114H19V115H17ZM21 114H23V115H21ZM117 114V113H116ZM160 114V115H159ZM163 114V115H162ZM181 114V115H180ZM209 114H212V113H209ZM215 115H216V113H214ZM0 115V116H1ZM15 115H17V117L19 116V118H17ZM34 115V116H33ZM44 115V114H43ZM55 115V114H54ZM185 115H188L187 117L185 116ZM205 115V114H204ZM247 115H249V117L247 116ZM261 115H262V118H261ZM3 116H2V120L5 118H3ZM15 116V118L16 119H20V117L22 118V120L23 121H26V123H23V121L21 120V123L23 124L22 126L20 125L21 123H14V122H12V118ZM50 116H52L53 118L54 117H56V116H53V115H50ZM64 116V115H63ZM100 116V117H99ZM115 116V115H114ZM113 116V117H114ZM123 116H125V117H123ZM153 116V115H152ZM170 116V117H169ZM185 116V117H184ZM251 116V117H252ZM258 116H260V118L258 119L257 117ZM26 119V120H24V118ZM43 117V116H42ZM108 116L106 115V118H107ZM116 117V118H117ZM147 117V118H148ZM203 120V122H202V120H200V118ZM225 117V116H224ZM229 117V118H228ZM246 118V119H244V120H246V121H242V119L243 118ZM59 120H60V118L59 117H57ZM56 118V119H57ZM105 118V121H107V119ZM137 118H139V120L141 121V123L140 122H138L139 120H137ZM153 117H151V118H148L149 119V121L151 122V124L153 123V119H152ZM167 119V117H164V118H161L160 117V119H163V121L162 122H165L166 121V123L170 120V119H168V121L166 120ZM176 118H178V117H176ZM175 118V119H176ZM1 119V118H0ZM9 119V120H10ZM55 119V118H54ZM97 119V120H98ZM114 119V118H113ZM121 119H119V120H115L117 123L121 120ZM151 119V120H150ZM156 119V118H155ZM249 119V120H248ZM252 119V120H251ZM257 119H258V122H257ZM2 120H1V122H2ZM14 120V119H13ZM49 120V121H48ZM108 120H110L109 118H108ZM158 119H156V121H157ZM165 120V121H164ZM193 120H192V122H193ZM208 120H210V119H208ZM4 121V123H6ZM28 121H30V120H28ZM47 121H48V123H49V125H48V123H47ZM53 121V122H52ZM93 121H95V123L96 124H94V122ZM112 121V120H111ZM147 121V120H146ZM155 121V120H154ZM159 121V120H158ZM207 121V120H206ZM252 121V122H251ZM20 122V121H19ZM38 122V124H36ZM119 123V126H121L122 124H125V122H123V123ZM130 121H128V125L126 124V125H123V126H121V127H125V128H127L128 130H129V127H133V123H132V125H130L131 123H129ZM161 122V121H160ZM173 122V121H172ZM207 123V124H205V125H207L206 127L205 126H200V125H203V124H201V123ZM226 122V123H225ZM8 124L10 123V121H8L7 122ZM40 123V124H39ZM52 123V124H51ZM59 123H61V125L59 124ZM117 123H116V125H117ZM156 123V122H155ZM155 123H153V124H155ZM182 123H179V124H182ZM1 124V123H0ZM14 124H16V125H14ZM19 124V126L17 127V125ZM50 124H51V126H53V127H55L54 126V124L56 125H58L59 126V128L60 129H58V130H55L53 127H51L50 126ZM94 124V125H93ZM102 124V123H101ZM101 124H99V125H101ZM106 124H107V122H106ZM121 124V125H120ZM141 124H144L143 126L141 125ZM150 123H149V126L151 125ZM179 124H178V127H179ZM185 124H187V123H183L182 125L183 126H185ZM193 124V125H192ZM198 124H200L199 126H198ZM223 124H224V126H223ZM233 124H236V126L238 127V125L240 126V128L238 127V129L240 130H236L237 129V127H236V129L235 128H233V131H232V127H233ZM56 125V126H57ZM99 125H98V128H99ZM111 124L109 123V126H110ZM112 125H115V123H114V121L112 122ZM135 125V126H136ZM169 125V124H168ZM167 125V126H168ZM175 125V124H174ZM182 125H180V127L179 128H182ZM227 125V126H226ZM5 126V124H3V126L2 125H0V127H4ZM108 126V127H109ZM127 126V127H126ZM134 126V128L136 129V131L141 135V133L143 134V131H141V133H140V130L137 128V127H135ZM156 126V125H155ZM166 126V127H167ZM171 126H173L172 124H171ZM170 126V127H171ZM188 126H185V127H183V128H185V129H187L188 128ZM193 126V127H192ZM195 126L197 127V128H195ZM6 127V126H5ZM28 127H30V125L28 126ZM50 127L51 128H53L55 131H53V129H50ZM108 127H104V131H105V133L107 134V131H109V129H107ZM113 127H115L114 128V130L116 129V126H113ZM118 127V126H117ZM121 127H119L120 129H122ZM131 127V129H130V131H133V128ZM166 127H164V130H165V128ZM175 128L177 127L176 125L174 126ZM178 127H177V129H178ZM187 127V128H186ZM192 127V128H191ZM199 127V128H198ZM210 127L212 128V129H210ZM234 127H235V125H234ZM10 127H6V129H8V130H10L9 129ZM110 129L112 128L111 126L109 127ZM118 128V130L120 131V129ZM163 128V127H162ZM193 128H194V130H193ZM251 128V129H250ZM1 129V128H0ZM21 129H23V128H21ZM20 129V130H21ZM134 129V130H135ZM234 129H235V131H234ZM250 129V130H249ZM261 129H263V130H261ZM19 130V129H18ZM19 130V131H20ZM30 132H32V133H30ZM37 130V129H36ZM98 131H99V129H97ZM113 129H112V131H114ZM122 130H125V129H122ZM128 130H126V132L128 131ZM172 130H174V129H172ZM188 130V129H187ZM111 131V130H110ZM117 131V130H116ZM116 131H114V132H116ZM136 131H134V132H136ZM238 131V132H237ZM113 132V133H114ZM123 132V131H122ZM136 132V133H137ZM172 132V131H171ZM173 132H175V130L173 131ZM179 133H180V131H178ZM236 132H237V134H236ZM101 133V132H100ZM104 133V132H103ZM101 134L102 136L103 135H105V133L104 134ZM110 134H113V133H111V132H109ZM117 133H118V131H117ZM120 134H121V131L119 132ZM129 133V132H128ZM136 133H133V134H136ZM137 133V134H138ZM153 133V131L151 132V134ZM155 133H156V130H155ZM185 133H186V131H185ZM185 133H183V134H185ZM202 133V135L200 136V134ZM245 133V134H244ZM110 134H108V135H110ZM115 134V133H114ZM130 134V133H129ZM129 134L127 135V136H129ZM132 134V133H131ZM136 134V135H137ZM145 134H143L144 136H145ZM154 134V133H153ZM159 135H160V133H158ZM172 136H171V135ZM191 134V135H190ZM244 134V135H243ZM100 135V136H101ZM116 135V134H115ZM118 135V134H117ZM121 135H124L123 133L121 134ZM136 135H131L132 136V138L134 137V136H136ZM140 135L138 136H136V137H139L140 138ZM155 135V134H154ZM158 135V136H159ZM166 135V136H165ZM180 135H182V134H180ZM231 135V136H230ZM15 136H17V135H15ZM106 136V135H105ZM111 136V135H110ZM126 136V137H127ZM149 136V137H148ZM168 136V137H167ZM170 136V137H169ZM204 136V137H203ZM217 136H219L218 137V140H217ZM113 137H114V135H113ZM116 137V136H115ZM118 137V136H117ZM141 137H142V135H141ZM160 137V136H159ZM195 141H193L191 138ZM195 137V138H194ZM201 137H203V139H202V141H201V139H200V141L197 139V138H201ZM207 137V138H206ZM212 137V138H211ZM226 137V138H227ZM244 137V139H242ZM26 138V139H25ZM190 138V139H189ZM245 138L246 139H250V140H252V141H250L249 139V142L251 143L252 142V144H250L249 142H248V140H247V142L245 143ZM253 138V139H252ZM1 139V138H0ZM38 139V140H37ZM134 140L136 139V138H133ZM138 139V138H137ZM205 139V141L206 142H208V141H210V142H208L207 144L205 143V141L203 142V140ZM211 139V140H210ZM221 139H224V140H221ZM241 139V141H240V143H238V140H240ZM10 140L8 141V143L10 142ZM40 140V141H39ZM52 140H54L53 142H55V148L53 147L54 145L52 144V146H51V143H52ZM124 140V139H123ZM129 140L131 141L132 139H131V137L129 138ZM128 140V141H129ZM146 140H148V143L146 144ZM151 140V139H150ZM191 140H192V143H194V144H192L191 143ZM199 141V143L197 142V141ZM212 140H214L215 142H217V144L218 143H223V142H225V143H223V144H227L226 142L228 141V143H229V141L230 140H234L233 142L232 141H230L231 143H229L228 145H230V146H228V147H226L225 145H221V146H225V152L223 151V150H221L222 151V153L220 152V150L219 149H216L215 147H220V145L219 146H215V147H213L214 146V143H212L211 141ZM244 140V143L242 142ZM182 141V142H181ZM186 141V142H185ZM220 141V142H219ZM235 141H237V142H235ZM40 142H42V143H40ZM170 142H172V141H170ZM188 142V144H189V147L188 148H191L193 145H194V147H193V149H189L188 150V148H185V150H184V148H181V147H184V145L183 144H186ZM16 143V144H15ZM40 143V144H39ZM195 143H196V146H202L201 148H198L197 147V149H194V148H196V146H195ZM206 147V148H208L209 147V151H211V150H214V151H211V152H214V153H216V154H214V155H217V153L218 152H220V153H218V155L216 156L217 158L215 159V156H213V155H208L209 157H207V155H206V152L209 154V153H211V152H209V151H207L208 149H206L205 147H203V145ZM205 143V144H204ZM210 143H212L211 145H209L208 146V144H210ZM234 143H238V144H242L243 143V146H244V144H246V145H248L247 143H249V146H250V148L253 150V155L252 156H250V154H246V156H248V158L249 159H247V158H245L246 156H242V158H240V155H237V154H242L243 155V153H244V151L246 150V149H248L247 148V146L245 147L244 146V150L242 151L240 148H242L243 149V146H238V147H236L237 148V150L239 149L240 151V153L237 151V150H235V146L236 145H238V144H235V145H233ZM37 144H38V146H37ZM134 144H135V142H134ZM166 144V145H165ZM181 144L183 145V146H181ZM188 144H187V146H188ZM192 144V145H191ZM215 145H216V143H215ZM37 146V147H36ZM107 147H108V145H106ZM163 146H164V148H163ZM167 146V147H166ZM179 146V147H178ZM187 146H185V147H187ZM191 146V147H190ZM208 146V147H207ZM3 147V146H2ZM105 147V146H104ZM176 148V147H178L177 148V150H180V148L182 149V153L186 156V157H182V155H180V156H178V157H174V156H176V155H174L173 156V153H171L170 152V150L172 149V148ZM211 147H213L212 149H211ZM230 147V148H229ZM166 148H168V149H166ZM170 148V149H169ZM174 148V149H175ZM215 148V149H214ZM222 147H220V149H221ZM226 148H228V149H231V148H234V151H236V153L234 152L233 154H236V155H233V154H231V152L228 150H226ZM6 149H4V151L6 150ZM107 149V148H106ZM211 149V150H210ZM222 149H224V148H222ZM122 150V151H121ZM169 150V151H168ZM176 150V149H175ZM175 150H173V151H175ZM176 150V151H177ZM216 150H218V152H216ZM249 150V149H248ZM172 151V150H171ZM172 151V152H173ZM181 151V150H180ZM193 151V152H192ZM197 152V153H195V152ZM242 151V152H241ZM98 152H100V153H98ZM179 152V151H178ZM191 152V153H190ZM228 152V153H227ZM6 153V154H5ZM127 153V152H126ZM175 153V152H174ZM177 153V152H176ZM192 153H195L194 155H197V154H200L201 156H199L198 155V157L201 159V162H202V160L204 159V160H206V158H212V156H213V160L211 159V161H210V159H208V163L209 162H211L210 164H205L207 167H209L212 163V169L210 168V170H213V168H215L216 167V165L218 166L219 164H221L220 165V167H216L217 168V170H219L220 168H221V170H219L218 171V173H217V170L216 171H213L215 174H213V172H211V173H209L210 171H207V173H209V174H213L214 175V177L216 176H218V175H220L221 174V171H222V174L221 175H227L226 176V178L224 177V176H222L223 178H225L227 181H228V179H227V177L231 180V182H232V184H233V186L238 182L237 180H243V181H248V179L249 180H253V178H254V180L257 182V184H260V186L259 185H257L256 183H253V184H255L254 185V188L252 189V187L250 186V187H246V185H239V184H236V185H239V186H237L236 187V185L234 186V188L236 187V189H234L233 188V186H232V184H230V181H228L229 183L227 184V183H225V182H227V181H225V179H223V181L224 182H221V183H225L224 185L225 186H227L228 185V190L230 191L229 192V196H227V194H225V193H228V190L226 189V187H225V189H223V187L221 188L220 186L221 185H223V184H221L219 181L221 180V179H219V180H217L216 178H215V181L213 180V178L214 177H210V179H211V181L213 180L215 183H216V185H218V182H219V184H221V185H219L218 187H220V189H222V191H224V192H220V195L221 196H223V198L221 197V199H225L226 200V204H224V205H226V207L224 208V206H223V208L224 209H221V208H219V206H217L215 203H213V202H208V201H212L213 199H210V198H214V199H216L215 197L217 196V195H215V196H212L211 197V195L209 196V194H205L207 197L205 198L206 199V201L204 202L203 200V202L201 201V203H203V204H201L200 202H199V204H201V206L198 204V202H197V204L199 205L198 207H202V205H204V203H208L207 204V206H206V204L204 205V207L206 206V208L204 209V207H202L204 210H205V212H206V215H202V213L201 212H204V210L202 209H199L200 211H197L196 210V207H197V204H196V206H195V208H193V206L195 205H192L190 202L192 201V202H194V199L192 198V197H194V196H192V197H190L191 195H193V194H190L188 191L186 192L187 194H190V195H187L186 193H184V191H186L187 189H188V184L186 185L187 186V189H186V186H185V189H184V185H185V181H189L190 183H193V181L191 180V179H195V178H192L193 177V175L194 174H192L193 172H192V170H191V168L192 167H190L189 168V166H187L189 163H192L191 161H195L196 159L198 160V162L200 161V159L199 158H197L196 156V159L194 158V156H193V154ZM224 153V154H223ZM226 153V154H225ZM229 153L231 154V155H229ZM245 153H247V151L245 152ZM107 154H105L106 156H107ZM118 154V155H117ZM213 154V153H212ZM228 154V155H227ZM203 155H205L206 156V158H205V156H203ZM220 155V156H219ZM223 155H227V157L226 156H224L226 159H228V157H229V159H231L230 161H232V159L234 158L235 159V157H237V159L238 158H240V162L239 161H236V162H239V163H237L236 164V162L233 160V162H229L228 160H227V162H225L226 161V159L225 160H222V159H224V157H223ZM234 157H233V156ZM259 155V156H258ZM204 158H203V157ZM219 156V157H218ZM223 158H222V157ZM182 157V159H183V161L184 160H186V159H188L189 158V161L188 160H186L185 161V163H181L182 164V167H181V164L179 165L178 164V162L179 161H181L180 160V158ZM220 157H221V159H220ZM232 157V158H231ZM192 158H194L195 160H192ZM244 158V159H243ZM220 159V160H219ZM243 159V160H242ZM145 160H151L152 161V163L150 164V165H147V164H145L144 163V161ZM196 160V161H197ZM203 160V161H204ZM214 160H215V162H214ZM217 160H219V164H217L218 163V161ZM222 160V161H221ZM242 160V161H241ZM1 161V160H0ZM182 161V162H183ZM217 161V162H216ZM221 162V163H220ZM224 162V163H223ZM180 163V162H179ZM196 163V162H195ZM204 163H205V161H204ZM204 163H203V165H204ZM215 163V164H214ZM183 164H185L184 165V168H183ZM192 164H194V163H192ZM223 164V165H222ZM201 163L199 164V165H194L193 167H198V174H197V171L195 172V174H197V175H199V176H194V177H197V180H199L200 178L199 177H201L202 176V174H203V172H204V174H203V178H208L209 179V175L207 176L205 173H206V171L205 170H207V167L206 166H203V165H201ZM209 165V166H208ZM215 165V166H214ZM181 167V169H180V167ZM177 167V168H176ZM178 167H179V171H178ZM186 167H188V168H186ZM206 167V169H202V170H204V171H202L200 168H205ZM173 168V169H172ZM176 168V170L174 171V169ZM183 168V169H182ZM219 168V169H218ZM255 169V171L254 172H252L251 174H249V172L252 170V169ZM185 169L187 170H189V172L190 173H187V176L186 175H183V173L185 172ZM194 169V168H193ZM181 170H184V171H182L181 172ZM187 170V171H188ZM196 170V169H195ZM200 170V171H199ZM208 170H209V168H208ZM171 171H173L172 173H171ZM177 171V172H176ZM178 172H181L182 174L180 175V177L178 176L177 178L178 179H180L181 178V176L183 175V176H186V177H188V176H190L191 174H192V176H190L189 177V180H183L184 178H186V177H183V179L181 178L180 179V184H181V186L180 185H178V183H179V180L177 181V179L175 178V173H176V176H177V173ZM200 172H202V174L200 173ZM223 172L225 173V174H223ZM261 172V171H260ZM220 173V174H219ZM234 173L236 174V175H234ZM173 174V175H172ZM180 174V173H179ZM184 174H186V173H184ZM189 174V175H188ZM172 175V177H174L175 178V180H174V178H172V177H170ZM207 177H206V176ZM220 175V176H221ZM264 176V175H263ZM218 178V177H217ZM221 178V177H220ZM246 178H248V179H246ZM187 179V178H186ZM201 179H202V177H201ZM206 180L207 181V184L208 185H210L212 182L211 181H209V180ZM175 182H177V183H175ZM183 180V181H182ZM191 180V181H190ZM196 180V179H195ZM204 181V182H203ZM204 179L203 180H201V182H202V184H204V185H202L201 183H200V180H199V182L198 183H200V184H198V185H200L199 186V188L198 187H196V186H198L197 185V181H196V185H195V183H193V184H190V186H189V188H190V191L192 192V190H191V186L193 187V185H195V187L197 188V189H199V190H201L202 192H203V188H205V182H206ZM222 181V180H221ZM234 181H237L236 183H233ZM243 181H241V182H243ZM181 182H185L184 184H182ZM209 182H211V183H209ZM214 182L211 184V185H213V187L210 185V186H208L207 184H206V186H208L210 189H212L213 191H211L212 193H216V190L218 189L217 187H215L216 185L214 184ZM244 183V182H243ZM253 184H252V186H253ZM138 185V186H137ZM183 185V186H182ZM257 185V186H256ZM141 186V187H140ZM201 186H203V188L201 187ZM232 186V187H231ZM243 188H242V187ZM249 186V185H248ZM256 186V187H255ZM136 187H140V189L141 188H143V190H145L144 191V194H140L139 192V194L140 195H136L135 196V198H133V196H134V194H135V190H139L140 191V189L139 188H137L136 189ZM195 187L194 188H192V189H195ZM208 187H206V188H208ZM214 187H215V189H214ZM246 187V188H245ZM205 188V189H206ZM208 188V189H209ZM234 189L233 190V194H232V192H231V190L232 189ZM239 189V191H238V189ZM241 188H242V190H241ZM245 188V189H244ZM204 190V192L205 191H208L210 194H211V192L209 191V190ZM231 189V190H230ZM248 189H250V190H248ZM259 189H261V192L259 193L258 192V194H257V196L259 195V197H257V196H255L256 197V199L254 200L255 202V204H256V201L257 200H259V199H261L263 202H264V190L262 189V187H260ZM183 190V191H182ZM198 190V191H199ZM237 191L238 193H236L237 195H238V197L236 196V194H235V192L234 191ZM240 190H241V192H240ZM194 191V190H193ZM218 191H219V189H218ZM221 191V190H220ZM141 192V191H140ZM197 193V191H196V189H195V191L194 192H192V193ZM207 192V193H208ZM252 193V195L253 196H250L251 195V193ZM134 193V194H133ZM181 193L184 195V194H186L185 195V197L184 198H187L188 196H189V198L190 199H192V200H190V202L188 203V204H186V203H184V201H186V199H183V195H181ZM214 193V194H215ZM231 193V194H230ZM131 194H132V196H131ZM137 194V193H136ZM199 194V193H198ZM201 194V193H200ZM217 194V193H216ZM223 194H225V195H223ZM202 195V194H201ZM203 195H204V193H203ZM220 195H219V193H218V196L219 197H217V200H219L220 199ZM230 195H232V197L230 196ZM236 196L237 198L236 199H234L233 198V196ZM262 195V196H261ZM187 196V197H186ZM224 196H227L226 198H224ZM182 197V199H180ZM205 197V196H204ZM228 197H230V198H228ZM248 197V198H249ZM254 197V198H255ZM189 198H188V200H189ZM201 198V197H200ZM203 198V197H202ZM228 198V199H227ZM232 198V199H231ZM247 197L246 198H244L245 199V201H244V199L242 200V201H240V199H242V197L239 199V202H241V203H245V204H247V202H249L250 200V198L248 199ZM198 199V198H197ZM204 199V198H203ZM208 199V200H207ZM231 199V200H230ZM247 199V200H246ZM216 200V201H217ZM228 200L229 201H232V204H234V205H232L231 204V202H228ZM235 200V201H234ZM252 200V202L250 201V203H253V199H251ZM261 200H259L260 202H261ZM213 201H215V200H213ZM215 201V202H216ZM221 201H223V200H221ZM227 202L228 203H230L232 206H230V205H228L227 206ZM258 202V201H257ZM257 203V204H260L259 206H261V208L262 209H260V208H258L257 207V205L255 206V210L253 209V208H251L253 211H257V212H253L252 213V210H249V211H247V213H251L253 216H258V211H260L261 213H259V216H261L262 217V210L264 209V206H262L261 204H263V202H261V203ZM194 203H196V202H194ZM223 203H225V201L223 202ZM243 203V204H244ZM238 204V203H237ZM254 204V205H255ZM183 205H185V206H187V205H190L189 207H192L190 210L191 211H197V212H199V215H200V213H201V215H200V217H201V220L202 221H204V222H202L201 220H200V218L198 217V220H199V222H201V223H203V225H209V227H201V226H198L197 224H196V221H195V215H194V213H197V212H194V213H192V215H191V212L189 213V211L190 210H187L186 209V207L185 208H183ZM192 205V206H191ZM221 205H222V203H221ZM220 205V206H221ZM244 206V205H243ZM246 206V205H245ZM249 206V205H248ZM248 206H246V208L248 207ZM188 207V208H189ZM219 209H218V208ZM230 207H232V208H229ZM234 207V208H233ZM238 208H240V206L238 205L237 206ZM256 207H257V209L258 210H256ZM248 208H250V207H248ZM184 209H186V210H184ZM193 209V210H192ZM225 209H227V210H225ZM228 209H229V211L231 212V210L232 209H237V211H239V212H237L236 210H235V213H236V218H232V219H234V221H235V223L236 224H243V222H244V225H240V226H238V230H236V229H231V226L230 225H228L227 224V222H224V224H223V221H228V219H226L224 216L225 215H227V217H230L232 214H233V216L232 217H234V210L230 213V216H228L229 215V213L228 214H225L224 213V215H223V213H221L220 212V210H223V211H228ZM242 209V208H241ZM245 209V208H244ZM243 209V210H244ZM205 212L203 213V214H205ZM243 212V211H242ZM188 214H190V215H188ZM250 214V215H251ZM264 214V213H263ZM188 215V217H186ZM182 216L185 218H188V223H191L190 225L188 224V227H187V229L184 227V224L186 225V223L187 222H183V219H182ZM190 216L191 217H193L194 216V221L195 222H191V221H193L191 218H190ZM197 216H198V214H197ZM196 216V217H197ZM205 216V217H204ZM252 216V217H253ZM258 216V217H259ZM264 216V215H263ZM254 217V218H255ZM261 217H259V218H261ZM185 218V219H186ZM203 218H204V220H203ZM246 218H247V216H246ZM248 218H250V217H248ZM258 218V219H259ZM182 219V220H181ZM229 219H231V218H229ZM232 219L231 220H229L230 222H232L233 223V221H232ZM237 219V220H236ZM255 219H257V217L255 218ZM257 219V220H258ZM179 220H181L180 222H183L184 224H182L181 225V223L179 222ZM223 220V221H222ZM244 220V221H243ZM185 221V220H184ZM205 221H207V223L209 222H214L213 224L212 223H210V224H206L205 223ZM222 221V222H221ZM237 221H242V223H237ZM263 221V219L261 218V220L259 221L261 224L262 223H264V221ZM178 224H177V223ZM258 222V221H257ZM257 222H256V225H257ZM179 223H180V225H181V227H184V229L183 228H181L180 226H179ZM192 223H193V225H192ZM200 223V224H201ZM194 224L195 225H197V226H194ZM250 224H252V223H250ZM260 224V225H261ZM187 226V225H186ZM189 226H190V228L191 229H189ZM232 226H234V224H232ZM258 229L261 227H259V223H258ZM195 228V232L194 233H196V238H195V236H193V233L191 234V236L190 235H188V232H189V234L191 233L190 231H192V229H194ZM235 227H237L236 225H235ZM218 228V227H217ZM216 228V229H217ZM222 228H224V229H222ZM264 228V226H262V229ZM183 229V230H182ZM188 231H186V230ZM246 229V230H245ZM180 230H182L181 232H182V235H184L185 234V232H187L184 236H182V235H180L181 233H180ZM185 230V231H184ZM243 232V234L244 235H241L242 233L240 232ZM243 230V231H242ZM236 231H238L239 233H241L240 235L238 234V232L236 233ZM260 231V230H259ZM258 231V232H259ZM261 231H264V230H261ZM193 232V231H192ZM178 233H179V235H180V237H181V240L180 239H178V240H180V242H178V241H176L177 239V237L179 238V235H178ZM204 233V234H203ZM226 234H227V236H226ZM188 235V236H187ZM198 235V236H197ZM214 235V234H213ZM213 235H212V238L210 239V237H208L207 239V241L209 242V240L211 241L212 239H214L213 238ZM261 236H263L264 234H260ZM187 236V237H186ZM194 237V238H191L190 240H192V241H186V239L188 240L190 237ZM211 236V235H210ZM241 237V239H238V238H240ZM246 236V237H245ZM183 237H184V239H183ZM227 237V238H226ZM235 237H238V238H235ZM244 237V238H243ZM243 238V239H242ZM196 239V241H194ZM203 239V238H202ZM202 239H201V241H202ZM263 239H264V236H263ZM182 240H184L185 242H183ZM198 240V241H199ZM217 240V239H216ZM239 240V241H238ZM249 240V241H250ZM182 241V242H181ZM193 241H194V243H193ZM213 241V240H212ZM237 241H238V243H237ZM180 243L179 245H177L176 243ZM187 242V243H186ZM200 242V241H199ZM215 242H218V241H215ZM221 242H220V244H221ZM240 242V243H239ZM246 242V241H245ZM244 242V243H245ZM247 242H248V240H247ZM251 243L253 242V241H250ZM174 243H175V245H174ZM182 243H183V245H182ZM203 243V242H202ZM222 243H226V242H222ZM227 243L226 244H221V245H223L222 246V251H221V253H223L224 251L226 252V251H228V250H225L226 249V247H227ZM195 244H198L197 245V247H196V245ZM216 244H218L219 245V242L218 243H216ZM214 245V244H213ZM220 245V246H221ZM226 245V246H225ZM251 245V244H250ZM253 245H254V242H253ZM209 246V245H208ZM228 246H230V245H228ZM244 246V245H243ZM252 246V245H251ZM251 246H250V248H251ZM256 247H257V245H255ZM254 246V247H255ZM223 247H225V248H223ZM246 247V246H245ZM219 248V247H218ZM243 248V247H242ZM249 248V249H250ZM204 249V248H203ZM220 249V248H219ZM220 249V250H221ZM247 249H248V247H247ZM205 250V249H204ZM224 250V251H223ZM242 250V249H241ZM244 250H246L245 248L243 249V251ZM261 255H263V253H264V245H260V247L258 248V249H256ZM197 251H201V252H197ZM206 251V250H205ZM217 252L215 253V254H217L218 252H220V251H218V250H216ZM256 251V252H257ZM242 252V251H241ZM245 252V251H244ZM257 252V253H258ZM196 253H198L199 255H195ZM226 253H229V252H226ZM258 253V254H259ZM209 254V253H208ZM214 254V253H213ZM213 254H211L212 256H213ZM219 254V253H218ZM224 254V253H223ZM239 254H241V253H235V254H230L231 255V259H229V260H231V261H233V259H234V261H235V263L234 264H237V262L239 261L238 260V258H240V257H238V258H236L237 259V262H236V259H235V257H237V255H239ZM254 254V253H253ZM220 255V254H219ZM218 255V256H219ZM222 255V254H221ZM225 255V254H224ZM227 255H229V254H227ZM236 255V256H235ZM242 255V254H241ZM207 256V255H206ZM209 256V255H208ZM234 256V257H233ZM243 256V255H242ZM248 255H246V253H245V255H244V257H247ZM196 257V258H195ZM203 258H204V255L202 256ZM214 257V256H213ZM213 257H211V259L213 258ZM222 257H223V255H222ZM195 258V259H194ZM209 258V257H208ZM219 258H220V256H219ZM250 258V257H249ZM248 258V259H249ZM252 258V257H251ZM202 259V258H201ZM207 259V258H206ZM218 259V258H217ZM222 259V261H223V258H221ZM241 259V258H240ZM247 258H246V260H248ZM219 260V259H218ZM226 255H225V257H224V264H230V262H229V260H228V262L227 263H225L226 261ZM244 261V259H241V264H245V261ZM212 261V260H211ZM213 261H214V259H213ZM216 261V260H215ZM220 261V260H219ZM249 263L250 264H252V262H254L252 259L250 260L249 259ZM261 261V260H260ZM201 262V261H200ZM205 262L207 263V261L205 260ZM259 262V261H258ZM195 263H197V262H195ZM199 263V262H198ZM206 263H204V261H203V264H206ZM211 263H213V262H211ZM210 263V264H211ZM218 263V262H217ZM232 264H233V262H231ZM239 264H240V261L238 262ZM201 264H202V262H201ZM247 264V263H246ZM259 264V263H258ZM264 264V263H263Z\"/></svg>",
    "mask_w": 264,
    "mask_h": 264
},
{
    "label": "rangeland",
    "instance_id": "374dc122",
    "mask_svg": "<svg viewBox=\"0 0 264 264\" xmlns=\"http://www.w3.org/2000/svg\"><path fill=\"white\" fill-rule=\"evenodd\" d=\"M49 1H50V0H49ZM49 1H48V0H44V2L42 3V5H43L44 3H45V4H44L43 7L41 8V10H42V12H43V13H42V16L44 15V17H43L44 21H43V20H42V21L44 22L45 25H42L43 22H42L40 25L43 26V29H42V30H44V28H45V29L47 30V32H49V34L47 33V36H46V37L43 36V33H44V32H45V35H46V30H45V31L42 32V36H41V34H40L39 36H40L41 38L44 37L43 39H44V40L46 39L45 42H46V41L49 42V37H50V38L61 37V36H62V35L68 30V28H69L70 26H71V27L74 26L73 21L75 22L76 27H78L79 25H80V26H83L84 23L87 24V22H90V19H92V18H94V17L92 16L91 18H88L89 21H87V17H89L88 15L91 16L92 13H93L92 11H91L92 13H90L89 10H92V9L95 10V9H96V11H97L96 13H98V10H97V9H98L99 6H97V8H96V7L94 8V5H92V2L90 3L92 9L90 8V9L88 10V6L83 7V4H84L85 2H84L83 4H80V3H79L80 1L77 0L78 3H79V5L82 6V7H80V9H81V12L83 13V15H80V13H81V12L79 11L80 9H79V10H76V8H79V5L77 4V1L71 0V1H72V3H71L70 0H65V1H69V5H68L64 0H63V1L60 0V1L64 2V4L62 5V4H60L59 0H57V1H54V0H53L54 2L51 0L52 2H50V4L52 3V4L54 5V4L57 3L56 5L59 6L60 8H61V6H66V7H67V10H66V11H69L68 9L71 8V7H73V6H72L73 3H76L78 7H76V4H74V5H75L74 8L76 7L75 10L80 12V13L78 14V16H79V17L82 16V17H80V20L78 19L80 22H79V21L76 22V21H77L76 19H77L78 17H77V15H76V17H75V15H74L75 13H77V12H75L74 8L70 9V11H74L73 14H71L70 12H67V13H66V12H64L65 10H64V11L61 10L62 13H61V14H57V13L59 12L60 9H59L58 11H56V9H58V8H56V6H54V7L52 8L51 5L48 4ZM83 1H84V0H83ZM85 1H86V0H85ZM90 1H91V0H90ZM90 1L88 0L87 3H89ZM121 1H122V3H124V4H125V3L127 4V2H128L129 0H128V1L125 0L126 2H124L123 0H121ZM138 1H139V0H138ZM149 1L151 2V0H147V1L145 0V1H143V3H142V0H141V1H139V3H142V6H144V5H145V2L148 3ZM153 1H154V2H152V3L154 4V3L156 2V0H153ZM164 1H165V0H164ZM164 1H163V2H164ZM167 1H168V0H167ZM174 1H175V0H174ZM180 1H181V0H180ZM180 1H177V2L181 3ZM194 1H195V0H194ZM194 1L191 0L190 2H194ZM197 1H198V0H197ZM199 1H200V0H199ZM199 1H198V2H199ZM202 1H207V2L209 3L210 0H202ZM211 1H212V0H211ZM214 1H215V0H213L212 2H214ZM227 1H229V0H227ZM232 1H233V0H232ZM232 1H231V2H232ZM239 1L241 2L242 0H238V2H239ZM130 2H131V0H130ZM136 2H137V0H136ZM150 2H149V3H150ZM158 2L160 3L161 1H158V0H157V2H156L157 5L154 4V6L150 3V5H152V7H153V9H151V10H154V11H151L150 9H148V7H149V8H152V7H151L149 4H148V5H149V6H148L147 3H146V5H145L144 7H140V6H139V8H142V9L144 8V9H145V7H146V9H148V14H149V15L146 13V14H147V17L145 16V14H141L143 17H142L141 15H139L140 17H142L141 20H140V19H137V18H138L137 16H135V17H137V18H136V21H135V18L133 17V18H134L133 21H135L136 23H137V20H139L138 22H140V21H142V19H145V20H143V21H146L145 23L143 22L145 29H148V28H149L150 31H152V33L154 34V36H153V34L150 32V34H152L151 36H153V38H150L151 36H150V37L148 36L147 39L150 38L149 41L152 40V42L156 43V45H157L158 43L156 42V40H154V37H155V36H156V37L158 36V38H155V39H157V40H158V39L161 40V39H160L161 37L159 38V35L163 33V32L159 33L160 29H163V28H161V26H160L159 31H158L156 28H159V25H161V24H163V27L166 26L168 23L166 24L165 21H167V19H168L169 17H170L171 20H172L174 17H177V16H176V15H177L176 13L179 12V10H180V9H179V10L177 9L178 11H177V10H174L175 8H178V4H179V3L176 4V1L173 2V3H175V7L173 6L174 9L172 8V6L169 7L170 11H171V8H172V10H173L174 12H176V13L173 12L174 14L172 13V15L168 17V16L165 15V14H166L167 12H169V11H166V10L164 9V11H162L163 13H162V12H161V13H162L163 16L165 15V16L168 17V18L164 21V22H165V25H164V22L161 20V21H162V23H161V21H160V19H162V16L159 15V16H161V17H158V16H157V13L160 14L161 9H162V8H165V7L162 6V8H161L160 5H162V4H159ZM168 2H170V0H169ZM185 2H187V0H185ZM188 2H189V0H188ZM190 2H189V3H190ZM198 2L196 3V5L198 4ZM200 2H201V1H200ZM200 2H199L198 7L202 8V10H204V14H205V12H206V14H208V11H206V9L208 10L209 6H211V5H209V6L207 5V8L205 9V8H204V5H206L207 3H206V2H205V3H202V2H201L202 5H203V6L201 7V5H200L201 3H200ZM219 2H221V1L218 0V2L215 1L214 3H217V4H218ZM222 2H223V0H222ZM58 3H59L60 5H58ZM81 3H82V2H81ZM128 3H129V2H128ZM131 3H133V1H132ZM161 3H162V2H161ZM164 3H165V2H164ZM164 3H163V4H164ZM170 3H171V2H170ZM173 3H172V4H173ZM210 3H211V2H210ZM70 4H72V5L70 6ZM90 4H89V5H90ZM133 4H135V5L137 4V3H135V0H134V3H133ZM143 4H144V5H143ZM158 4H159V5H158ZM168 4H169V3H168ZM168 4H167V5H168ZM185 4H187V3H185ZM192 4L194 5V3H192ZM192 4L190 3V6H189V4H188V6H189L191 9H192V7H193ZM212 4H213V3H212ZM219 4H221V3H219ZM222 4H223V3H222ZM222 4H221V5H222ZM225 4L228 5V3H226V2H225ZM48 5H49V7H48ZM67 5L70 6V7L68 8ZM85 5H86V4H85ZM131 5H132V4H131ZM138 5H139V4H137V6H138ZM164 5L166 6V4H164ZM170 5H171V4H170ZM170 5H168V6H170ZM176 5H177V7H176ZM181 5H183V3H182ZM196 5H195V7L197 8ZM214 5H215V4H213V6H214ZM226 5H225V6H226ZM132 6H134V5H132ZM137 6H136V7H137ZM159 6H160V7H159ZM183 6H184V5H183ZM185 6H187V5H185ZM188 6H187V7H188ZM191 6H192V7H191ZM213 6H211L210 11H212V10H213L212 8H214L215 6L217 7V5H215L214 7H213ZM219 6H220V5H218V7H219ZM223 6H224V4H223ZM225 6L223 7V9H224V8H226V9L229 8V5H228L227 7H225ZM50 7H51V8H50ZM134 7H135V6H134ZM134 7H133V8H134ZM187 7H186V8H187ZM216 7L214 8L215 10H216ZM55 8H56V9H55ZM63 8H64V7H62L61 9H63ZM179 8H182V7H179ZM184 8H185V7H184ZM193 8H194V7H193ZM221 8H222V6H221ZM237 8H238V7H237ZM64 9H65V8H64ZM100 9H101V8H100ZM102 9H103V8H102ZM104 9H105V8H104ZM107 9H108V8H107ZM115 9H116V8H115ZM115 9L112 8V9H111V12H110L109 9H108V13H109V12H110V13H113V12L116 13L117 11H118V12L120 11V8H119V9L117 8L118 10L116 9V11H115ZM122 9L124 10V8H122ZM122 9H121L120 12H123ZM135 9H137V12L139 11V12L141 13V11H142V12L144 13L143 10L140 11V9H138V8H135ZM135 9H134V10H135ZM155 9H158V10H155ZM166 9H167V7H166ZM169 9H168V10H169ZM188 9H189V8H188ZM188 9H187V10H184V9H183L182 12L185 11V14H183V15H185V16L188 15L189 10H191V9H189V10H188ZM198 9H199V8H198ZM211 9H212V10H211ZM219 9H220V8H219ZM223 9H222V10H223ZM226 9H224V11H225ZM238 9H239V8H238ZM238 9H237V11L240 13V10H238ZM112 10H114V11L112 12ZM125 10H126V8H125ZM149 10H150L151 16H150ZM159 10H160V11H159ZM181 10H182V9H181ZM181 10H180V12H181ZM194 10L196 11V9H194ZM194 10L192 9V11H194ZM229 10H230V12H231V9L229 8L228 10H226V12H223V14H226V13L229 14V13H230V12L228 13ZM103 11H104V10H102V12H103ZM127 11H129V10H127ZM127 11H125L126 13H125V12H124V13L127 14ZM157 11H158V12H157ZM187 11H188V12H187ZM195 11L192 12L193 15H197L199 12H201V10H198L199 12H198L197 14H195V13L197 12V11H196V12H195ZM210 11H209V12H210ZM213 11H214V10H213ZM56 12H57V13H56ZM100 12H101V11L99 10V13H100ZM102 12H101V14H102V16H103L104 14H103ZM104 12H105V11H104ZM118 12H117L116 14H118ZM131 12L133 13L134 11H131ZM146 12H147V11H146ZM164 12H166V13L164 14ZM186 12H187V14H186ZM190 12H191V11H190ZM190 12H189V16H192V15H190V14H191ZM59 13H60V12H59ZM63 13H64V14H63ZM68 13H70V14H68ZM89 13H90V14H89ZM96 13L94 12V14H96ZM99 13H98V14H99ZM105 13H106L108 16L106 15V16L100 18L102 21H103V19H104L105 17H106V18L108 19V21H109V19H110V18H108L109 16H111V18L114 17V19L116 18L115 14H114V16H113V15H111L110 13H109L110 15H109L107 12H105ZM124 13H121L120 15H123ZM129 13H130V11H129ZM132 13H130L129 16H131ZM135 13H136V11H135ZM135 13H134V14H135ZM140 13H137V15L140 14ZM155 13H156V14H155ZM202 13H203V12H201V14H202ZM214 13H215V12H214ZM239 13H238V14H239ZM125 14H124V16H123L124 19H125ZM167 14H168V13H167ZM170 14H171V13H170ZM178 14H180V13H178ZM199 14H200V13H199ZM199 14L197 15L198 17H200V16L203 15V14H202V15H199ZM227 14H226L225 17H227ZM231 14H232V13H231ZM235 14H236V15H235ZM235 14L233 13V17H234V18L231 16L233 19L230 17V15H229L227 18H228V19H232V20L236 19L237 21H239V18H238L237 13H235ZM59 15H60V17H61V15H62V17L65 18V19H69L70 24H69L68 20H67V22H66V21H64V19L62 18V19H63V22L61 23V26H60V23H59V20H60V19H57V17H59ZM120 15L118 14V17H117L118 19H121V18H119ZM135 15H136V14H135ZM152 15H154V16H152ZM174 15H175V16H174ZM183 15H181V16H183ZM208 15H210V14H208ZM49 16H50V17H49ZM73 16H74L76 19L73 18ZM83 16H84V18H85V16H86V18H85V19H81V18H83ZM95 16H96V15H95ZM97 16H98V15H97ZM97 16H96V17H97ZM112 16H113V17H112ZM129 16H128V17H129ZM133 16H134V15H133ZM144 16H145V18H144ZM148 16H149V18H148ZM156 16H157V17H156ZM165 16H164V17H165ZM179 16H180V15H179ZM179 16L177 17L178 20H177L176 22H178V21L181 22V20H179V19H181V18H179ZM197 16H196V17H197ZM204 16L207 17L206 15H204ZM212 16H214V15L212 14ZM212 16H211V17H212ZM3 17L6 18L7 16H3ZM60 17H59V18H60ZM100 17H101V16H100ZM123 17H122V19H123ZM126 17H127V16H126ZM131 17H132V16H131ZM150 17H152L153 19L149 20ZM172 17H173V18H172ZM183 17H184V16H183ZM183 17H182V18H183ZM198 17H197V18H198ZM202 17H203V16H202ZM205 17H204V18H205ZM208 17H209V16H208ZM214 17H215V16H214ZM214 17H213V19L215 20V19L217 18V16H216V18H214ZM229 17H230V18H229ZM7 18H8V17H7ZM7 18H6V20H7ZM71 18H72L73 20H71ZM106 18L104 19L105 22L107 21ZM146 18H148V19H146ZM155 18H156V19H155ZM158 18H159V22H155V21H158ZM165 18H166V17H165ZM165 18H164V19H165ZM204 18H202V19L204 20V21L202 20V23H203V22H204V23H207V22H206L207 20L205 21V19H207V18H205V19H204ZM209 18H210V17H209ZM219 18H220V17H219ZM219 18H218V20H219ZM8 19H9V20H7V22H9V23H7L6 20H5L4 18H3L2 22H4V20H5L4 23H7V24L9 25V27H13L14 25L11 26V25L13 24V22L11 21L10 18H8ZM45 19H46V20H45ZM62 19H61V20H62ZM98 19H99V18H98ZM98 19H97V20H98ZM130 19H131V18H130ZM130 19H128V20H130ZM174 19H176V18H174ZM220 19L222 20L223 17H221ZM225 19H226V18H225ZM225 19H224V20H225ZM228 19H226V20L228 21V23H230V24H229V29H230V31L233 30V32L228 31V34L231 33L232 35L234 34V36L239 37V36L241 35V31L239 30V28H237V27L239 26V24L236 22V23L238 24V26H237L236 23H235V26H234L235 29H233L232 25H234L233 23H234L236 20H234L233 22H232V21L229 22ZM81 20H82V21H81ZM92 20H96V18H94V19H92ZM111 20H112V19H111ZM126 20H127V19H126ZM168 20H169V19H168ZM171 20H169V21H171ZM210 20H211V19H210ZM210 20H208V22H211ZM214 20H212V21L214 22ZM224 20H222V21H224ZM10 21H11V23H10ZM118 21H119V20H118ZM131 21H132V20H130V22H131ZM133 21H132V23H134L135 25L138 24V23L136 24V23L133 22ZM147 21H148V22L150 21V22L147 23ZM151 21H152V22H151ZM215 21L217 22V20H215ZM222 21H220V22H221L222 24H224L225 27L227 26L226 29H228V25H227V23H226L225 21H224V22H222ZM60 22H61V21H60ZM71 22H72L73 25H71ZM105 22H104V23H105ZM119 22H120V23H123V22H121V20H120ZM127 22H128L127 24H129V21H127ZM153 22H154V23H153ZM167 22H168V21H167ZM171 22H172V21H171ZM171 22H170V24H169L170 26H171ZM180 22H179V23H180ZM213 22H211V23H213ZM220 22H218V23H220ZM19 23L22 24V23H21V20L19 21ZM19 23H18V24H19ZM64 23L66 24V26H67V25H70V26H69L68 28L65 27V28H66V29H65V28H63L64 26H62ZM115 23H117V21H116ZM146 23H147V24H146ZM182 23H183V22H182ZM211 23H207V25H208V26H209V25H211V26H212V25H213V26H217V25H218V24H216V23H215V25H214V24H211ZM7 24H5V25L7 26ZM48 24H50V26H51V25L54 26V27L51 26V27H52V30L49 29V28H51L50 26H49V28L47 27ZM65 24H64V25H65ZM89 24H90V26L93 25L91 22H90ZM89 24H88V25H89ZM105 24H106V23H105ZM118 24H119V23H118ZM123 24H124V23H123ZM127 24H126V21H125V25H127ZM140 24H141V23H140ZM174 24L178 25V23H175V22H174ZM180 24H181V23H180ZM222 24H221V25H222ZM225 24H226V25H225ZM5 25H2V26L4 27ZM120 25H121V24H120ZM147 25H149V27H148ZM169 25H168V26H169ZM172 25H173V23H172ZM19 26H20V25H19ZM21 26H22V28H21V27L17 28V27L15 26V28H17V33L19 34V35H18V34H17V35H18L19 38H17V35L15 36V34H16V29L14 28V30H13V28L11 29V28H9L8 26H7V29L9 28L10 30L14 31L15 34L12 35L13 32L10 31L11 34H9L8 36H5V35H4V37H6V38L9 37V39H10L9 41H12V43H13V41L15 40L14 42H16L17 45H18L19 43H21V46H20V44H19L20 49H17L18 52L16 51L18 54L20 53V50H21V48H22V45H23V47H24V45L29 46V47H27L28 49H29V48H32V49H33L34 46H35L36 48H37V46H38V49H39V46H40V48H41V49H39L40 52L37 50V51H35V53H36V52H37V53H38V52L40 53L39 58L41 57V54H44V55H42V56H44V57H43L42 59L39 60L41 63L43 62V64L46 62L47 58H48V59L50 58L49 55L52 53L51 55H53V57H52V56H51V57L54 58V59H56V61H54V65H53V67L55 68V71H54V69H53V71H54V72H57V71H58L57 75L54 76V72L51 70L52 68H50V70L52 71V74H53V75L51 76V74H50L51 71L48 70V67H49V66H48L46 69H44V68H42V67H44V66H42L43 64H40L39 61H35V62H33L34 64H36V62H37V64L34 65V64H32V62H31V63H28L29 61L27 60V62H26V66H27V64H30V65H33V67H35V66L37 67V66L40 64L39 67H38V70H37V71H38L37 74H35L36 72H34V71H36L37 68H34L35 70H33V75H34V74H35V75H38V74L40 73L41 77H42V75L44 74V72H45L46 70L48 71V73H49V71H50L49 74H48L47 71H46V73H47V74H46V77L49 78V79H47V78L43 75L42 80L44 81V79H46L44 82H45L47 85H48V83H49V84L51 83V87L48 85V89L51 88L52 90L50 89V91H53V93H51V92H50L51 94L48 93L49 95H51L50 97H49V95H48V98H49L50 101H52L51 98L53 97L55 100L58 101V102H57L58 104H56V102H55V105H56V106L58 105L57 108H59V111H60L61 109H63V108H64L63 110H65V108L68 107V109L71 108L70 110H67V112H68V114H69L71 111H72V112H75V111H77L78 109H80V107H81L80 103H79L80 107H79V108L76 107V108H78V109H76V108H74L75 110L73 109V106H76V105H77L76 103L79 102V100H78L79 98H77V97H78V96L80 97V96L82 95V94H81V95H78V94H77V93H79V92H80V93L82 92L81 89L79 88L80 84H79L78 81H80V83H81V79H82V78H83V79H85V78H86V79H89V77H88V76L85 77L87 74H86L84 77H82V73H81V75H80V73L78 72V74L81 76V77L79 76L81 79L78 80L79 77L76 75L77 80H78L77 83H76V80H75V81H71V80L74 79V78L70 79V81L74 83V84H72L73 86L71 85V87H73V90H72V91H71L72 88H70V85H69L71 82H68V83H67L68 86L65 84L66 78H67V76H68L67 73L69 72V71L67 70L66 67H67L70 63L73 62L72 60H74L73 58H71V57H74V56H73V55H70V54L73 53L75 50L78 51V53H79L80 50L83 48L82 46L84 45V42H85V40H86V41H88V42L90 43V45L87 44V46H86V43H87V42L85 43V46L88 48V49H87V53H89V55H90V52H91L90 49H92V47H90V46L92 45V46L94 47V49H95V48H96V47H95V44H96V42H97V48H98V49L100 48L102 51H101L100 49H99V50H98V49H95V51H97V52H95V51L93 52V49H92V53H93V54L91 53L92 55H90V56H89V55H86V56H89L90 59H92V60L94 59V56H95L96 58H95L94 60H96V61L98 62V59H97V58L100 57V56L98 57V55H101V52H102V53H105V52H103V51H104V48H102L103 43H101L102 40H103V38H101V42H100L101 45L99 46L100 43H98V40H97V41L95 40L96 42H93V43L91 42V41H93V40H92V38H89V37H90V35H89L90 33L88 32L89 30H88V31H87V30L84 31V35L82 34V32H80V33L82 34V35H81V37H82L81 39H82V40H79V39H78L80 42H79L78 40H77V41H78L79 43H81V44H78L77 48H74V49L71 50V51H69V50L66 48V49H64V50H66V51L64 52V50H63V48H62V45H64L65 43H64V44H63V43H62V44L60 43V44H61V45L59 44L60 46H59V45L53 46L52 44H50V42L47 43V45H45L44 41H43V43H42V42L39 40V39H41V38L38 36V31H39V30L42 31L41 29H39L40 26H39V28L37 29V35H36L37 38L35 37V39H34V36H35V34H36V33H35L34 36H32V34H28V36H31V37L33 38V40H31V41H26L25 39H22L20 34L22 33L23 35L25 34L24 36H26V33H27V32L24 33V31H26L25 29H23V28H25V25L23 24V25H21ZM44 26H45V27H44ZM131 26H132V24H131ZM131 26H126L124 29H125V30H126V29L128 30L129 27H130L131 29H134V28L131 27ZM133 26H134V25H133ZM140 26H141V27H140V31H138V33L142 35L141 32H143L142 30H143L144 28H142V25H140ZM168 26H166V30H167ZM170 26H169V27H170ZM193 26H194V25H193ZM60 27H61V28H60ZM123 27H124V26H123ZM134 27H135V26H134ZM138 27H139V25H138ZM138 27H137V28H138ZM146 27H148V28H146ZM155 27H156V28H155ZM174 27H175V26H173V28H174ZM209 27H210V26H209ZM53 28H54V29H53ZM88 28H89V26H88ZM90 28H91V27H90ZM90 28H89V29H90ZM137 28H136V30H138ZM141 28H142V29H141ZM151 28H152V29H151ZM164 28H165V27H164ZM176 28H177V27H176ZM211 28L214 29L215 27H214V28L211 27ZM5 29H6V27H5ZM9 29H8V30H9ZM21 29H22V31H21ZM59 29H60L61 31H59ZM62 29L66 30V31H62ZM145 29H144V30H145ZM208 29H209V28H208ZM237 29H238V32H240V33H237V32H236ZM90 30H91V29H90ZM125 30H124V31H125ZM127 30H126V32H127ZM134 30H135V29H134ZM134 30H133V31H134ZM136 30H135V32H132V33H136ZM153 30H154V31H153ZM156 30H157V31H156ZM171 30H172V28H171ZM174 30H175V28H174ZM176 30H179V29H176ZM40 31H39V32H40ZM124 31H123V32H124ZM147 31H148V30H147ZM155 31H156V32H155ZM163 31L165 32V30H163ZM179 31H181V30H179ZM179 31H177V32L175 31V33L178 34V36H179L178 38H179V40H180V34H181V33H180ZM192 31H193V32H192ZM192 31H191L190 34L193 33V35H194V33H195L196 30H195V29H192ZM209 31H211V30L209 29ZM19 32H21V33H19ZM63 32H64V33H63ZM123 32H122V33H123ZM130 32H131V30H130ZM130 32H127L128 34H126V33H124V34H126L127 36H129V33H130ZM169 32H170V31H168V32H166V33H169ZM178 32H179V33H178ZM226 32H227V31H226ZM60 33H61V35H60ZM88 33H89V34H88ZM132 33H130V34H132ZM143 33H144V32H143ZM145 33H147L146 30H145ZM182 33H185V32H182ZM196 33H197V32H196ZM196 33H195V34H196ZM2 34H3V33H2ZM173 34H174V31H173ZM186 34H187V33H186ZM235 34H236V35H235ZM23 35H22V36H23ZM49 35H51V36H49ZM88 35H89V36H88ZM122 35H123V34H122ZM126 35H124V36H126ZM141 35H140V36H141ZM143 35H144V34H143ZM147 35H149V34H146V36H147ZM170 35H172V33H170V34L168 35V36H169L168 38H170ZM183 35H185V34H182V36H183ZM188 35H189V32H188ZM188 35H187V36H188ZM193 35H189L188 40H191V39H192V41H196V37L194 38L195 40H193L192 37L190 38V36H193ZM197 35H198V34H197ZM11 36H12V37H11ZM13 36H15L16 39H14ZM28 36L23 37V38H26V39H32V38H27ZM135 36H136V34H135ZM137 36H138V34H137ZM146 36H145V37H146ZM160 36H161V35H160ZM165 36H167V34H165ZM182 36H181V37H182ZM187 36L185 35L184 37H182V38H184V39H181V40L184 41V40L186 39ZM195 36H196V35H195ZM38 37H39V38H38ZM78 37L80 38V36H78ZM85 37H86V38H85ZM97 37H98V36H97ZM120 37H123V36L120 35ZM131 37H132V36H131ZM138 37H139V36H138ZM138 37H136V38H135V37H132V38H133V39L135 38V39L137 40ZM142 37H143V39H144V36H142ZM193 37H194V36H193ZM240 37H241V36H240ZM1 38H3L2 35H1ZM20 38H21L22 40H20ZM99 38H100V37H99ZM99 38H98V39H99ZM165 38H166V37H165ZM165 38H164V34H163V39H165ZM168 38H167V41H165V43H166V42H169V41H171V40H173V39H171V38H170L171 40H168ZM257 38H258L257 36L254 37V39H253L254 42H253V43H255V41L257 40ZM43 39H41V40H43ZM90 39H91V41H90ZM95 39H96V37H95ZM120 39H121V38H120ZM120 39H119V40H120ZM128 39H131L130 36L127 37V38L124 39V40H128ZM147 39H145V41H146ZM241 39H242V37H241ZM259 39H260V37L258 38V40H257L256 43H258V44H257V45H258L257 48H258L259 51H260V48H261V47L259 46V44H260V40H259ZM4 40H6V42H7V39L4 38L3 41H4ZM16 40H18V41H16ZM83 40H84V42H83ZM116 40H117V39H116ZM116 40H115V41H116ZM119 40H118V41H119ZM121 40H122V39H121ZM124 40H122V43L124 42ZM131 40H132V39H131ZM131 40H130V41H125V42H126V43H127V42H131ZM136 40H135V42H136ZM176 40H177V39H176ZM176 40H175V41H176ZM186 40H187V39H186ZM197 40H198V39H197ZM0 41H1V39H0ZM3 41H1V42H3ZM9 41H8V42H9ZM81 41H82V42H81ZM141 41H142V39H141ZM161 41H163V40H161ZM175 41H174V40L172 41V44L174 43V44H175V47H174L172 44H171L172 46H170V45H168L169 43H167V45H168L169 47H171L170 49H172V47H173L174 49L176 48V42H175ZM258 41H259V42H258ZM1 42H0V43H1ZM8 42H7V43H8ZM34 42H35V43H34ZM119 42H120V41H119ZM125 42H124L123 44H126ZM139 42H140V40H139ZM147 42H148V41H147ZM150 42H151V41H150ZM177 42H178V41H177ZM112 43H113L112 45H108V46H112V47H113V46L115 45L114 47H116V43H117V46H118V42H117V41H116V43H114V42H112ZM148 43H149V42H148ZM148 43L145 42V44H144V43L142 42L143 45H146V44H147V47H146V46H143V45L141 44L142 47H144V49H142L143 51L146 50V49H147L146 51H148V52H149V51H153V50L151 49L152 45H151V44H148ZM154 43H153V44H154ZM165 43L163 42L162 45H163V46H166ZM200 43H201V42H200ZM244 43L247 45L249 42H248L247 40H245ZM1 44H2V43H1ZM36 44H37V45H36ZM93 44H94V45H93ZM120 44H121V43H120ZM123 44H122V45H123ZM127 44H128V43H127ZM127 44H126V45H127ZM129 44H130V43H129ZM131 44H132L133 46L137 45V43H135V45H134V42H133V43L131 42ZM138 44H140V43H138ZM159 44H160V43H159ZM191 44H192V42H191ZM197 44L199 45V41H197ZM3 45H6L5 42L3 43ZM7 45H8V44H7ZM7 45H6V47H7ZM12 45H13V44H12ZM12 45H11V46H12ZM17 45H16V46H17ZM30 45H31V46H30ZM49 45H50V46H49ZM65 45H66V44H65ZM79 45H81V46H79ZM132 45H131V46H132ZM149 45L151 46V47H150V50H148ZM194 45H195V42H194ZM194 45H192V46H194ZM32 46H33V47H32ZM44 46H45V48H46L47 46H49V47H47V49L50 50V51L45 53V51H46L47 49H45V48L42 49ZM52 46H53L54 48H53ZM58 46H59V49H60V47L62 48V50H63L62 53L60 52L61 49L58 50ZM103 46H106V45H103ZM124 46H125V45H124ZM133 46H132L131 48H133ZM138 46H139V45H137V47H138ZM154 46H155V45H154ZM168 46H167V48H168ZM196 46H197V45H196ZM13 47H15V45H14ZM13 47H11V48H13ZM122 47H123V46H122ZM122 47H121V48H122ZM127 47L129 48L130 46L127 45ZM139 47L142 48L141 46H139ZM145 47H146V48H145ZM155 47H156V46H155ZM155 47H154V48L152 47V48H153V49H156ZM159 47L161 48L162 46L159 45ZM259 47H260V48H259ZM7 48H8V47H7ZM49 48H50V49H49ZM79 48H81V49H79ZM89 48H90V49H89ZM117 48H118V47H117ZM162 48H164V47H162ZM167 48H165V49H167ZM195 48H196V47H195ZM195 48H194L193 50H195ZM197 48L199 49V47H197ZM197 48H196V49H197ZM9 49H10V48H9ZM13 49H15V48H13ZM25 49H26V47H25ZM85 49H86V48H85ZM123 49H125V48L123 47ZM123 49H122V51H121V49H120V51L122 52V54H123V52H124V55H127V54L125 53V50H123ZM137 49H138V48H137ZM157 49H158V46H157ZM157 49H156V50H157ZM165 49H164V51H165ZM170 49H169V50H170ZM22 50H23V49H22ZM35 50H36V49H35ZM42 50H43L44 52H41ZM82 50H83V51H82ZM82 50H81V53L85 51L84 48H83ZM88 50H89L90 52H88ZM134 50H135V48H134ZM134 50H132V51L130 50V51L133 52ZM156 50H154V51H156ZM158 50H159V49H158ZM158 50L156 51L157 54H159V52H160V50H159V51H158ZM161 50H162L161 53H162V52L164 53L163 49H161ZM167 50H168V49H167ZM169 50H168V51H169ZM256 50H257V49H256ZM14 51H15V50H14ZM24 51H26V50H24ZM24 51H22V52H24ZM30 51L32 52V50H30ZM67 51H68L69 53H68ZM72 51H73V52H72ZM76 51H75V56H76V53H77ZM99 51H100V52H99ZM127 51H128V50H127ZM136 51H138V50H136ZM154 51H153V52H154ZM170 51H171V50H170ZM170 51H169V52H170ZM195 51H196V52L198 51V53L194 52V54H195L196 57H197V58H196L197 60L195 61L196 63L193 62V61H191V62L188 61V60L186 61L185 58H184V60H183V63H185V62H186V64H188V63H192V64H193V67H194L195 64L197 65L198 63H200V64H198V65H200L199 68L204 67L203 65H205V64H203L202 62H203V61L205 62V58H206V56L208 57V55H207L208 53L204 52V53H206V54H204V53L201 54V52H199V50H195ZM257 51H258V50H257ZM261 51H262V49H261ZM98 52H99V54H98V55H95V54L98 53ZM128 52H129V51H128ZM131 52L128 53V54L131 55V54H132ZM141 52H142V51L135 52V54H134V52H133V55H136V56H138V57L135 56V58H133L134 56L131 55L132 57H127V58H132V59H136V58H137V59L140 60L139 57L144 56L143 54L146 55V52H145V53L142 52L143 54H141ZM153 52H152V53L149 52V54H155V53H153ZM166 52H167V51H166ZM166 52H165V53H166ZM8 53H9V52H8ZM11 53H12L11 56L13 57V55H14V54H13V53H14L13 50H12ZM11 53H10V54H11ZM27 53H28V51H27ZM27 53L24 52V54L26 55V58H27V56L32 57L31 54H30V55H27ZM33 53H34V52H33ZM60 53L62 54V56H65V57L63 58V60L66 59V58L68 59V60L66 59V61L64 60L65 63H63L62 56H61ZM78 53H77V54H78ZM87 53H83L82 55L79 53V54H80V55H79V58L82 59V60H85V58H84L85 56H84L83 58H81L80 56H83L84 54H87ZM94 53H95V54H94ZM117 53H118V51H117ZM139 53H140V55H139ZM188 53H189V52H188ZM190 53H192V51H190ZM190 53H189V54H190ZM10 54L7 55V56L9 57ZM22 54H23V53H22ZM28 54H29V53H28ZM63 54H64V55H63ZM65 54H66V55H65ZM68 54L70 55L69 58H68ZM149 54H148V55H149ZM32 55H33V54H32ZM34 55H35V54H34ZM59 55H60V56H59ZM104 55H105V56H104L105 58L102 57L103 55H101V57L103 58V61H104L103 64H105V60H106V54H104ZM160 55H161V54H160ZM185 55H186V54H185ZM190 55H191V54H190ZM205 55H206V56H205ZM210 55H211V54H210ZM252 55H253V54H252ZM11 56H10V57H11ZM15 56L17 57V54H16V53H15L14 57H15ZM19 56L21 57V54H19ZM23 56H24V55H22V57H23ZM48 56H49V57H48ZM66 56H67V57H66ZM119 56H120V58H118V59L116 60L117 62L121 61L122 58L126 57V56L122 57L123 55H121L120 53H118V54H117V57H119ZM191 56H192V55H191ZM191 56H190V57H191ZM198 56H199V57H198ZM204 56H205V57H204ZM246 56H247V55H246ZM248 56H249V55H248ZM10 57H9V58H10ZM35 57H36V56H35ZM37 57H38V54H37ZM37 57H36V58H31V59H34V60L37 59V60H38ZM89 57H88V58H89ZM92 57H93V58H92ZM146 57H147V56H145V58H146ZM190 57L187 56L186 59H189ZM200 57H201V58L204 57V58H203L201 61H199L198 58H200ZM244 57H245V55H244ZM249 57H251V55H250ZM28 58H29V57H28ZM52 58H51V59H52ZM70 58H71L72 60H71ZM74 58H75L74 62L77 63V61H79L78 56H77V58H76V57H74ZM86 58H87V57H86ZM102 58H100L99 62L102 61ZM147 58H148V57H147ZM191 58H192V60H193V57H191ZM191 58H190V59H191ZM245 58H246V57H245ZM11 59H13V58H11ZM31 59H30V60H31ZM54 59H52V60H54ZM76 59H77V61H76ZM90 59H89V61H90ZM119 59H120V60H119ZM142 59H143V58H142ZM148 59H149V58H148ZM194 59H195V58H194ZM251 59L255 60V61H254L255 63L253 62V60H251V63L248 64L247 62H250V59H249V61H247V60L245 59V60H246L245 62H244V59H243V60H240V61H241V62H240L241 66H240V64L238 65V66H240V69H243V68L245 67V68H248V69L251 70V69H253L254 67H256V65H255V64H256V59H254V57H252ZM0 60H1V58H0ZM34 60H33V61H34ZM41 60H42V61H41ZM52 60H48V61H52ZM82 60H80V61H82ZM92 60H91V61H92ZM146 60H147V59H146ZM150 60H151V59H150ZM150 60H148V61L150 62ZM160 60H161V61H165V60H166V62L169 61V60H167V59L164 60V58H161V57H160ZM7 61H8V60H6V62H7ZM48 61H47L46 63H48ZM80 61H79V62H80ZM96 61H95V62H96ZM116 61H115V63H117ZM141 61H144V60H141ZM151 61H152V60H151ZM235 61H236V60H235ZM6 62H5V63H6ZM38 62H39V63H38ZM55 62H56V65H55ZM66 62H67L68 64H67ZM149 62H148V63H149ZM153 62H154V64H158L157 67H155V65H153ZM153 62H151V63H152V66H153L152 68L155 67V69H153L154 71L157 70L156 68H158L159 65H160L161 68L163 69V71H162L161 73H166V72L164 71V70H165L164 68H167V69H168V72H167L166 74H164L165 77H166V75L169 73L170 68L173 66V65H172L171 67H170V66H167L168 63L170 64V62H167V65H166V62H163V63H162V62H160V63H155V61H153ZM156 62H157V61H156ZM236 62H237V61H236ZM52 63H53V61H52ZM62 63H63V64H62ZM93 63H94V61L91 63V65H92ZM101 63H102V62H101ZM151 63H150V64H151ZM161 63L163 64V66H164V63H165L166 66L163 67ZM171 63H172V62H171ZM205 63H207L208 65H210V67H209V69H208V70H210L211 67H212L211 64L208 63L207 61H206ZM220 63H221V62H220ZM224 63H225V62H224ZM238 63H239V62H238ZM238 63H237V64H238ZM246 63H247V65H245ZM252 63H254V64H252ZM64 64H65V65H64ZM99 64H100V63H99ZM99 64H97V65L95 64L96 66H94V65H92V66H94L95 68H96V67L101 68V67H99ZM103 64H102V65H103ZM112 64H113V63H112ZM118 64H120V63H118ZM172 64H173V63H172ZM186 64H185V65H186ZM202 64H203V65H202ZM207 64H206L205 66L208 67ZM226 64H227V62H226ZM44 65H46V64H44ZM47 65H49V63H48ZM47 65H46V66H47ZM57 65H58V67H57ZM100 65H101V64H100ZM102 65H101V66H102ZM114 65H115V64H114ZM114 65H113V67H114ZM185 65L183 64V66H185ZM188 65H190V64H188ZM196 65H195V66H196ZM198 65H197V66H198ZM222 65H223V64H222ZM222 65H221V64L219 65V64L217 63V68H221L222 71H219L220 69L217 70V71H215V72H217L218 77L222 75V77H220V79H219L218 77H217V78H218V79H217L215 76H213L212 74H214L215 72L212 73L211 70H210V72H211L212 74H209L210 72H208V71H206V72H208V73H206V72H204V73L209 74V76H210V77L212 76V78H213V77L216 78V79L218 80V81H216V82H222L221 84H218V83H217L218 85H214V86L217 87V86L221 85V87L223 88V86L225 85L226 87L224 86L225 88L223 89V91L225 92V90H226V89L228 90V87H230V84H229L228 82H232L233 80H237V81L239 82L240 79H235V77L238 78V77H240V75H239V73L237 74L236 72H235V73H236V74H235V77L233 76L234 74H233V75L230 74V73H234L233 71L231 72L230 70H232V69L235 70L236 68L234 69V68L232 67L231 63L229 64V62H228L227 65H228V66L230 65L232 69H228V70L226 69L228 73L225 74V71H226V70H224V72H223V69H224L225 67L222 66ZM227 65H226V67H228ZM233 65H234V64H233ZM253 65H254V66H253ZM26 66H25V67H26ZM41 66H42V67H41ZM51 66H52V64H51ZM55 66H56V67H55ZM62 66L66 68V69L63 68V69L65 70V72L68 71V72H66L65 77L63 76L65 72H62ZM110 66H111V65H110ZM110 66H109L108 69L111 68ZM191 66H192V65H190V66H187V65H186L187 68H184V67H183L185 70H184V73L181 74L182 77H181V76L176 77V75L179 74L180 72H179V73H176L175 70H177V69H176V66L174 65V68H175V69L172 67L171 70L173 71V69H174V71L172 72V74H171V73H170V74L173 75V74L176 73V75H175V76H169V75H167V78H168L169 80L173 78V80H172V81H174L173 83H175V81H176V83H177L178 78H181V79H183V80L185 79L184 81H185V83H186V79H188L189 77L191 78L193 75L190 74V75H192V76L185 77V76H183V74L186 75V76H188L189 74H185V72H186V70L188 69L187 73H190L189 69L191 68V70H192V68H193V67H191ZM257 66H258V65H257ZM25 67H24V68H25ZM94 67H93V68H94ZM106 67H107V65H106ZM106 67H105V68H106ZM121 67H122V66H121V64H120V68H121ZM207 67H205V68L207 69ZM234 67H235V66H234ZM236 67H237V65H236ZM26 68H28V69H26ZM26 68H25V70H27V71H30V70H31L30 72H32V66H31V69H30V66H29V65H28V67H26ZM120 68L116 66V67H115L116 70L113 69V68H111V71L115 70V72H116L117 69H118V70H121ZM197 68H198V67H197ZM197 68L194 67L193 70H194V69L196 70ZM199 68H198V69H199ZM237 68H239V67H237ZM39 69H40V70H39ZM41 69H42V70H41ZM102 69H104V67H103ZM106 69H107V68H106ZM106 69H104V70H106ZM108 69H107V70H108ZM112 69H113V70H112ZM162 69H160V70H162ZM214 69H215V68H214ZM44 70H45V71H44ZM97 70H99V69H97ZM201 70H202V71H203V70L205 71V69H201ZM201 70H200V71H201ZM212 70H213V69H212ZM43 71H44V72H43ZM101 71H103V70H101ZM108 71H109V70H108ZM157 71L160 72L159 69H158ZM177 71H178V70H177ZM202 71H201V72H202ZM41 72H42V73H41ZM98 72H99V71H98ZM103 72H106V71H103ZM103 72H102V73H103ZM109 72H110V71H109ZM158 72H156V73H158ZM170 72H171V71H170ZM196 72L198 73L197 70H196L195 72H191V73H194V75L196 76V75H197ZM112 73H114V72H112ZM119 73H121V72L119 71ZM119 73H117V74H119ZM154 73H155V72H153V73L149 76V77H152L150 80H152V82H153V79L156 78V80H155L154 82H156L157 80H159V81H160L159 83H161V84H160V87H161V85L164 86V83H165V82H163V84H162V82H161L162 80L159 79L160 77H161V79H162V74H161V76H160V73H159V75H158V77H157L156 75L154 76ZM156 73H155V74H156ZM195 73H196V74H195ZM202 73H203V72H202ZM68 74L70 75V73H68ZM71 74H73V73L71 72ZM75 74H77V72H76ZM103 74L105 75L106 73H103ZM121 74H122V73H121ZM121 74H120V75H121ZM199 74H201V73H199ZM215 74H216V73H215ZM30 75H32V74H30ZM33 75H32V76H33ZM59 75H60V77H59ZM107 75L109 76V74H106L105 77H106ZM111 75H112V78L114 77L113 81L116 79V82H117V81L120 82L121 80H123V79L125 78V77H123V78L121 77V78H120V77H119L120 75H117V76L120 78V80H117L118 78L115 77L116 74H111ZM114 75H115V76H114ZM223 75H224V76H227V77H224ZM32 76H31V78H32ZM50 76H51V77H50ZM57 76H58V77H57ZM121 76H122V75H121ZM153 76H154L155 78H153ZM232 76H233V78H232ZM34 77H35V76H34ZM54 77H55V78H54ZM62 77H64V79H63ZM69 77H71V75L68 76V79H69ZM73 77H74V76H73ZM105 77H104V78H105ZM109 77H110V76H109ZM169 77H170V78H169ZM174 77L176 78V80H175ZM193 77H194V76H193ZM193 77H192V80L195 79V78H193ZM223 77H224V78H223ZM228 77H229V78H228ZM249 77H250L249 79L247 78V80H249V81H247V80L244 78V80H245L244 82H243L242 77H241V81H240V82H242V84H244V83H246V81H247V82L249 83V85H246L247 89L253 87L254 89H253V90L250 89L249 91H251L252 94H253V93H254V94H253V96H250V97H248V95H246V94H244V95L241 94L242 97H244V98L242 99L243 102H241V103H239L240 101L237 102L238 99H235V100L233 99V100H231L230 97H232V96H229V94L227 95V91H226V95L224 96L223 94H225V93H223V91H221V87H219V89L217 88L218 90H217V89L214 90L215 87L213 86V87H212L213 89H211V85H212V84H210V85L207 86V87H210V92H211V94L213 93L212 95L214 96V97H213L214 100H212V97H211V94H210V93L207 94V95H210V97L207 96V95H205V93H204V96H203V94H202L203 97L207 96V97H209V98L213 101V102H209V100H210L209 98H207L206 100L203 99V102H204V101H208L207 103L204 102L205 104H207L206 106H208V103H213V104L210 106L211 108H209V109H208V107L206 108L205 106H204L205 108H201V107H202L203 105H205V104H204L203 102H202V103H201V102L197 103V102H198V98H199L200 96L198 97V96L192 94L191 97L194 98V96H195V98L197 99V102H195V99H192V98H190V100L192 99L191 101L188 100L189 98H187V100L185 99V101H186V102L188 101V103L191 102L192 104H195L196 106H197V105H198V106L201 105V106H200V109L198 110V108H197L198 106L196 107L195 105H192V104L190 103L191 108H190V106H189L190 109H188V108L185 106V107H183V111H184V108H185V112H183V111L180 109V108H182V107H181V106L179 107L178 105H179V104H182V106H183V103H184V105H186V104H185L186 102L183 100L184 98L182 97V95L180 96V93H182L183 95H184L185 93H183V92H180V93H179V91H180L181 89L177 90V89H178V88H177L178 85H175V86H176L175 89H173V86H172V89L175 90V92L178 91L179 99H176L177 96L173 95V96L176 97V98H174V97L172 96L173 99H171V100L173 101V100L175 99L174 101L177 103V102H179L180 99L183 98L182 100H180L182 103H181V102H180L179 104L177 103V106L179 107V109L181 110V112L184 113V114H185V113L187 114V112H186V111H187L186 108H187L188 110H190V111L188 112V114H189V113H190V114L192 113V114L190 115V116H193L191 119L193 120V118H194V120H195L196 118L194 117V114H195L196 117H197L198 115L201 116V112L203 111V112H202V113H203V114H202V117L205 116L206 119H204V121H205V122H209L210 125H211V122H210V121L212 120V118H208V117L213 116V117H215V120L217 121L218 119H216V116H217L218 113H221V114H222V116H220L221 119H223V120L226 119V118L224 119V116H225V115H223V114H224V113H227V109H228L229 107H226L225 104H226L229 100L234 101L233 103H235L236 106H238V108L240 109L239 111H242V112H241V113H242V116H243V114H249L250 117H249V115H247V116L249 117V119L252 118L253 120H252V119H251V120H252V121H255L256 119H254V118H256V117H255L256 115H255L254 117H253L252 115H254V114H258V115H259L260 113H261L262 115L264 114V111H260V113L258 112V111H259L258 108H261V110H263V106L261 105V103H262V101H261L262 98L260 97V95H259V96L255 95V91H256V90H258L260 87L263 88V86H262L261 84L264 83V81H263L264 79L262 78V81H261V79H258L259 81H261L260 84L258 85V82H259V81H257L256 78H254V74H253V73H252ZM31 78H30V79H26V81H28V82H27V83H28L27 86L29 85V86H28V87H29V90H28V91H30V89H32V87L30 88V84H29V82H30V80H31V82H32V80H33L34 83H35L34 86L37 84L36 87H38V89H39V87H44V90H43V91H44L45 94H46V93H47L46 91H47L48 89H47V87L44 85V82L41 80V78H40V79L37 78V77H36V78H32V79H31ZM43 78H44V79H43ZM57 78H59L60 80H58ZM61 78H62V79H61ZM106 78H108V77H106ZM106 78H105V80H106V81H109V80H107ZM112 78H108V79H110V81H112V80H111ZM141 78H142V77L140 76L139 80H142V81H143V79H144V80H146V79L149 80V78H142V79H141ZM163 78H164V77H163ZM167 78H166V80H167ZM225 78H227V80H226ZM34 79L40 81V83H39V82H36V80H34ZM68 79H67V81H68ZM75 79H76V78H75ZM164 79H165V78H164ZM181 79H180V80H181ZM208 79H209V78H208ZM228 79H232V80H228ZM7 80L9 81V78H5L3 81H5L6 84H7V83H8ZM126 80H127V79H126ZM148 80H146V81H148ZM188 80H189V79H188ZM190 80H191V79H190ZM190 80H189V81H190ZM209 80H211V79H209ZM214 80H215V79H213L212 81H210V83L213 82V84H215V83H214ZM255 80H256L257 82H256ZM3 81H2V83H3V85H2V84H1V80H0V88H2V89H1L2 91H3V90L5 91V97H6V96H7V97H6L5 99L3 98V97H4V92H3V93H2L3 95L0 94L1 99L3 98V99H4V100H3L4 102H5L6 100L8 101V97H10V95H12L11 97L13 98V100H14V102H15V100L18 98V96H17V98H16V95L14 94V91L17 92L18 89H19V91H22V90H20V88H22L21 85H24V86H25V85H26V81H23V82H22V81H19V82H22V83L25 82V84H21V83H20V86H18V85H19V82H17V83H18V84H17L15 81H12V83L15 85L14 87H16V84H17V87H19V88H17V89L15 88V90L13 89L14 87H13L12 84H10V81H9L8 84H9V85H12V86H11V89H13V91H11L10 89H8L9 87H8L7 85H6V86H7V89H6L7 91H6V90H5L6 87L4 88V86H5L4 83H5V82H3ZM53 81H54V82H53ZM110 81H109V82H110ZM129 81H130V80H129ZM237 81H236V82H237ZM14 82H15V83H14ZM52 82H53V83H52ZM62 82L64 83V84H63V86H64L63 89H65V87H67L68 89H70V91L72 92V94L75 95L76 97H75V96H72L70 92H68V94H67L68 89H65V90H67V91H66V94H63V93L65 92V90L62 89V86H61V85H62ZM109 82H108V83H109ZM118 82H117V84H115V82H113L115 86H113V84H112V86L115 87L114 89L116 90V91H115L116 93H113L114 90L112 89L113 87H111V84H110V86H107V85H105V84L107 83V82H106V83L103 85L104 87L107 86L106 92H107L108 87H109V90H110V88L112 89V90H111V93H112V94H114V95L117 94L116 96L112 95V96L109 98V100L112 99V97L117 98V101H116L117 104H116L114 101H112V102L110 101L111 103L108 102V103L110 104V105H109V108H108V109H103V108H105L106 106L103 107L102 104H100V103H102V102H103V104L106 103L107 106H108V103L105 102V101H103V100L106 98V97H104V95H103V96H101V98H100V100H101L102 102H100V103L97 102L96 104H98V105L95 107V109H96L97 112H98L99 109H100V112H101L100 115H102V116H104V117H101V119L99 120V119L96 117V115H95V117L93 118V120L95 119L97 122L100 121V123H98V125L102 123L101 125H99V128H98V125L95 123V121H93L94 124H96V125L93 124V125H94L93 127H96L97 129H99V131H98L97 129L93 128V134L95 135V138H96V139H98V140H100V141H102V142H104L105 139L108 140V141H107V144L104 142V144L108 145V147H107L106 145H104L105 147L103 146V148H101L100 151H102V152H101L100 156L104 155V158H105V157H108V159L110 158V155H108L107 153H108V152H110V153L112 152L109 148H110L111 146H113V145H110V146H109V143H108V142H111V144H112V143L115 144V146H118L119 143H120V145L118 146V149H119V148L121 149V147H123V149H124V148L127 149V151H125V152L118 153L119 155L122 154V156H124L125 154H130L131 152H132L134 155H138L136 152H139L141 146L145 143V142L142 141V140H143V139L145 140L144 137H147L146 134H147V135L149 134V136H150V137L148 136V137H149V139H148V140H149V143H151V144H153V145L157 144V143H158L157 141H160L162 138H164V134H166V133H168V135H169V133H173V136L170 134V135L173 137V140H171L172 138L169 139L168 143H170V144H168V146L171 145V143L174 144V142L178 141V137H179V136H180L179 138L182 139V141H183L184 139H186L187 136L189 137L187 131L190 130V127H189V126H191V124H190L189 121H190L191 119L187 120L189 117H187L188 115H185V116L187 117V119L185 118L186 121L183 122V123H187V124H185V126H188V125H189L188 128L186 127L188 130L185 129V128H183V127H185V126L182 125V124H183L182 122H178L177 124L174 122V120H175V121H176V120L178 121L179 119H180L179 121H181V120L184 121V120L182 119V118H183V117H182L183 115L180 116V117H182V118H180V117L178 116L179 114H178V115H175V116L178 117V118L174 117L173 114H176V112H175V113H174V112H171L170 109H169L168 107H170V108H171V107H174V105L176 106V103H174L173 106H168L169 104L172 105V103H173V102H171V101L169 100L170 97L168 98V95L171 96L172 94L170 93V94L167 95L166 93H164V92H165V90L163 89L164 87H162V89L164 90V92L161 91V94H162V95L166 94V96L164 95L165 98H164V96H163V97L161 96V97L158 98L157 95H158V96L160 95V94H159V91H160L161 88L159 89V87L154 86V87H157V88H155V90L157 89L156 91H157V93H158V94L156 95V97H157L159 100H160L161 98H163V100H160V101H162V102L166 100V97L168 98L167 100L170 101V102H168V101L166 100V102H168L167 106H166V105H163L162 102H161V103H162V105H163L164 107L167 108V109H165V111L169 109L170 113H172V114H170V116L173 115V116H172V117H174L173 120H171L172 118H171V119L168 118L169 111H168V113H167V116H164V115H163L165 112H164V111H161V110H163L161 107H160L161 110H160V108L158 107L159 109L157 108L156 111H154V112H156V113H157V112H158V113H163V114H162L163 117H162V116H159V117L156 116V117H155V115H157V114H153V113H152L153 116H152L151 114H150L149 117L147 116L148 118L153 117V118H152V119H153V123L156 122L155 124H153V123L151 124L152 121L150 122L149 119H148L147 117L145 118V117L142 115V113L139 112V109H141L144 105H145V106H150V105H147V104H149V102L151 101L150 99H152V101L155 100V99L157 100V98H156L155 96H154L155 98L153 97V98H154V99H153V98H150V97H152V96H151L152 94H151L150 96H148V95H149V94H148L147 96L150 98V99H149V102H148V99H147V101H146V100L142 97L141 100H142V101H143V99L145 100L144 104H141V106L138 105L136 102H133V104H134V103L137 104L136 107H137V106H140V108H138V111H137V110L135 111V112H136L135 114H138V113H139L138 116H139V117L141 116L140 118H142V119L145 118V119L147 120V121L145 120L144 122H146L145 125H147L148 129H146V127H144V126H145L144 124H141V125H142V126L144 125L143 127H144L146 130H148V132H149V131H150V132L147 133V131H145V132H146V134H145L144 131L141 129V128H143V127H141V128L139 129V128H138L139 124H137L138 126L136 125L137 121H136L135 124L133 123V122H135L134 120L136 119V118L133 117V120H131V119H132V115H133L134 113H133L132 115L130 114V118H131L130 120H129V115H128V117H127V121H126V120L123 121V122H125V124H122V125L120 124L121 126H123V125H126V124L128 123V121H130V122H129V123H131L130 125H132V123H133V127L131 126V127L133 128V131H130L131 127H129V130H128V129H127V128H128L127 126H126L127 128H125V127L123 128V127L119 126V123L123 120V119H121L122 117L119 118V117L122 116V115H121V114H118V113H120V111L122 110V109H120V107H121V108L124 107V108H123V111H124V110L127 109V107L125 106L126 104H127V106H129V107L132 106V105H128V103H129L130 101H127L126 99H128V100L131 99L130 97H131V94H132L133 92H128V93H127L126 90L129 89V91H130L132 88H135V91H137V89H138L139 87H142V86H138V84H137V79H136V82H135L136 84L134 83L135 85L138 86L137 88H136V87H130L131 85H134L132 80H131V82H130L131 85L128 83V84H129V87H130L131 89H130L129 87H127L128 85H127V86L125 85V86L122 87V86H121L122 83H119V84H120V87H119V86H118V85H119ZM127 82H128V81H127ZM144 82H145V81H144ZM144 82H143V83H144ZM152 82H150V83L153 84ZM157 82H158V81H157ZM166 82H168V81H166ZM179 82H180V81H179ZM181 82H183V81H181ZM190 82H192V81H190ZM250 82H251V83H250ZM42 83H43V84H42ZM123 83H124V80H123ZM138 83H140V81H139ZM141 83H142V82H141ZM148 83H149V82H147V84H148ZM185 83L183 82L182 84H185ZM187 83H188V82H187ZM193 83H194V81H193L191 84H193ZM248 83H246V84H248ZM32 84H33V83H32ZM39 84H41V85L39 86ZM126 84H127V83H126ZM145 84H146V83H145ZM145 84H144V86H143L144 89H145ZM156 84H157V83H156ZM156 84H155V85H156ZM189 84H190V83H189ZM228 84H229V85H228ZM43 85H44V86H43ZM116 85L118 86V87H117L118 89L116 88ZM123 85H124V84H123ZM135 85H134V86H135ZM141 85H142V84H141ZM153 85H154V84H153ZM171 85H172V83H171ZM179 85H180V84H179ZM250 85H253V86H250ZM263 85H264V84H263ZM1 86H2V87H1ZM149 86L152 88L151 85H149ZM175 86H174V87H175ZM181 86H182V85H181ZM190 86H191V85H190ZM12 87H13V88H12ZM54 87H56V88H54ZM121 87H122L123 89H122ZM150 87H149V88H150ZM179 87H180V86H179ZM182 87H183V86H182ZM185 87H188V85H187V86L185 85L183 88L185 89ZM207 87H206V88H207ZM256 87H259V88L257 89ZM23 88H24L23 90L26 89L25 87H23ZM34 88H35V87H34ZM119 88H120V89H119ZM125 88H126V89H125ZM143 88H142V89H143ZM36 89H37V88H36ZM45 89H47V90L45 91ZM74 89H75V91L77 90V91H79V92H76V93H75V92H74ZM124 89H125V92H124ZM144 89H143V90H144ZM147 89H148V86H147ZM152 89H153V88H152ZM158 89H159V91H158ZM184 89H182L181 91H183ZM33 90H34V89H33ZM41 90H42V88H41ZM61 90H62L63 93L61 92ZM109 90H108V91H109ZM122 90H123V91H122ZM133 90H134V89H133ZM133 90H132V91H133ZM140 90H141V89L139 88L138 91L140 92ZM150 90H151V89H150ZM173 90H172V91H173ZM203 90H204V89H203ZM203 90H202V91H203ZM207 90H208V89H207ZM207 90H204V92H206ZM219 90H220V91H219ZM10 91L12 92V94L9 95L8 92L11 93ZM26 91H27V90H26ZM28 91H27V92H28ZM36 91H38V90H35V92L30 91V93L33 92V94H31V95L34 96V99H35V95H38V97H39V96H40V93H41V91H40V92L38 91L37 93H39V94H34V93H36ZM117 91H118L119 94L117 93ZM141 91H142V90H141ZM153 91H154V90H153ZM22 92L24 93V91H22ZM22 92H21V94H19L20 99H17V100H21V98H22V101H24V100L27 101V104H26V103L24 104V105H26V106H24V107L27 108L28 105H29L28 102H29V100H30L32 97L29 98V93L27 94V92H25V93L27 94L29 100H28V99L26 100V98L23 99V97H24L25 95H23V97H22V96H21V95L23 94ZM120 92H122V93H120ZM123 92L126 93V94H123ZM150 92H151V91H150ZM173 92H174V91H173ZM208 92H209V91H208ZM208 92H207V93H208ZM0 93H1V91H0ZM6 93H7V95H6ZM17 93H18V92H17ZM17 93H16V94H17ZM61 93L63 94V96L65 95L64 98H67V99L69 100V103H70L69 106H68V105L66 106V104H69V103H64V104H65V105H64L63 102H62V105H61V97H63V96H61V95H62ZM80 93H79V94H80ZM130 93H131V94H130ZM134 93H136V95H135L136 97L134 96V94H133L132 96L135 97V99L137 100L138 103H140V101H141L140 98H141L142 94H141V96H140V95L138 96V95H137L138 92H134ZM152 93H154V92H152ZM163 93H164V94H163ZM214 93L216 94V96L219 95V98H221V99H222L223 101H225V102H226V100H227V98H226V100H224L225 97H228V96H229V97H228V101H227L226 103L223 102V101L220 102V99L215 98L216 96H215ZM242 93H243V92H242ZM244 93H245V92H244ZM55 94H56V96H55ZM104 94H105V92H104ZM109 94H110V91H109ZM109 94H108V92H107V95H109ZM128 94H129V95H128ZM217 94H218V95H217ZM31 95H30V96H31ZM41 95H43V93H41ZM67 95L70 96V99H69V97H68ZM77 95H78V96H77ZM107 95H106V96H107ZM110 95H111V94H110ZM120 95H121V97H123V98L119 97ZM126 95H128V96H130V97H127ZM143 95H144V94H143ZM154 95H155V94H154ZM176 95H177V93H176ZM241 95H240V94H239V95H236V96L233 95V97L236 98L237 96H239V97H237V98H240ZM13 96H14L15 98H14ZM66 96H67V97H66ZM83 96H84V95H83ZM124 96H125V97H124ZM137 96H138V98H137ZM147 96H146V98H148ZM184 96L187 97V96H189V95L186 93V95H184ZM202 96H201V97H202ZM222 96H224V98H222ZM38 97L36 96V100H37ZM40 97H42V96H40ZM44 97H46L47 102H48L47 95H45ZM44 97H43V98H44ZM72 97H73V98H72ZM90 97H91V96L89 95V98H90ZM102 97H103L104 99H102ZM172 97H171V98H172ZM180 97H181V98H180ZM197 97H198V98H197ZM201 97H200V98H201ZM247 97H248V99H247V101H245ZM12 98H11V100H10V98H9L10 101H9V103H7V104L10 105V104L13 102ZM43 98H42V99H43ZM53 98H52V99H53ZM83 98H84V97H83ZM83 98H82V96L80 97V102L82 101V102H81L82 105L84 104V103H83V102H84ZM87 98H88V97H87ZM115 98H114V99H115ZM118 98H120V99L118 100ZM125 98H126V99H125ZM205 98H206V97H205ZM249 98H251V100H250ZM1 99H0V104H1V105L5 104L6 102L3 103V104L1 103V102H3ZM34 99H33V100H34ZM74 99H75V100L77 99V100L74 101ZM84 99H85V98H84ZM107 99H108V97L106 98V101H107ZM114 99H113V100H114ZM121 99H123V101L125 100L123 103H125V102H127V103H126V104H123L122 101H121ZM132 99H133V98H132ZM240 99H241V98H240ZM240 99H239V100H240ZM38 100H39V99H38ZM55 100H54V101H55ZM159 100H157V101H155V102L153 101V104L156 103L155 105L157 106V103L160 104V102H158ZM199 100H200V99H199ZM242 100H241V101H242ZM30 101H31V100H30ZM42 101H43V100H42ZM42 101H40V102H42ZM45 101H46V100H44L43 104L45 103ZM72 101H74V102H72ZM77 101H78V102H77ZM132 101H133V100H132ZM132 101H131V103H132ZM142 101H141V103H142ZM152 101H151V102H152ZM201 101H202V100H201ZM16 102H17V101H16ZM19 102H20V101H19ZM34 102H35V101H34ZM34 102H31V104H32V108L36 111V109H38L39 106L41 107V103L39 102V106L37 105V106H38V107H37V106L35 105V104L37 103V101L35 102V104H34ZM52 102H53V101H52ZM67 102H68V101H67ZM71 102H72V103H71ZM118 102H119V104H118ZM166 102H164V104H165ZM193 102H194V103H193ZM219 102H220L221 104H220ZM229 102H230V101H229ZM229 102H228V103H229ZM236 102H237V103H236ZM245 102H246V103H245ZM17 103H18V102H17ZM17 103H15V104H17ZM49 103H50V102H49ZM112 103H115L116 105L113 104V106H112V105H111ZM131 103H130V104H131ZM196 103H197V104H196ZM222 103H223V104H222ZM7 104H6V105H3V107L5 106V109H4V110H6V108H9L11 111H13V113H15V109H16V108H19V109H20V107H22L19 103H18L17 105H14V106H13V104H12L11 106H8ZM43 104H42V105H43ZM52 104H53V103H52ZM71 104H72V105L74 104V105L72 106ZM99 104H100V105H99ZM120 104H121V105H120ZM151 104H152V103H151ZM153 104H152V105H153ZM230 104H232V102H230ZM255 104H259L260 107H259L258 105H257V106H254ZM1 105H0V107H1ZM48 105H50V104H48ZM122 105H124V106H122ZM152 105H151V107H152ZM160 105H161V104H160ZM188 105H189V104H188ZM188 105H187V106H188ZM214 105H215L216 107L218 106V109H216V107H215ZM232 105H234V104H232ZM45 106H46V104L44 105V107H45ZM53 106H54V105H53ZM53 106L51 105L50 107H49V106H46V107H47V108H52ZM64 106H65V107H64ZM77 106H78V105H77ZM114 106H115V108H114ZM117 106H118L119 108H118ZM158 106H159V105H158ZM193 106H195V107H193ZM212 106H213L214 108H213ZM250 106H252V107H254V108H255V107H258V108H255V109H257V112H256V110L254 109L255 111H252V112L250 113V111L253 110V109H248ZM44 107H42V108H43V109H46L45 111L49 110V109H47L46 107H45V108H44ZM62 107H63V108H62ZM132 107H135V105L132 106ZM132 107H131V108H132ZM153 107H154V106H153ZM246 107H247V108H246ZM26 108H25L26 111L23 110V107H22V109H21L20 111H19V109H17V110L19 111V114L21 113V111L23 112L24 115H25L24 112L29 113L30 111H31L30 114H33V113H32V110H33V109L29 110V109L31 108V105H30V108L28 107L29 112H28V110H27ZM53 108H54V107H53ZM57 108H56V109H57ZM60 108H61V109H60ZM82 108H83V107H81V109H82ZM106 108H107V107H106ZM111 108H112V109H111ZM113 108H114V109H113ZM125 108H126V109H125ZM131 108H130V109H131ZM0 109H1V108H0ZM12 109H13V110H12ZM56 109H55L53 112H55ZM154 109H155V107H154ZM172 109H173V108H172ZM176 109L178 110L177 107H176ZM241 109H242V110H241ZM2 110H3V108H2ZM2 110H1V111H2ZM34 110H33V111H34ZM114 110H118L119 112H118V111L115 112ZM128 110H129V109H127V111H128ZM159 110H160V111H159ZM193 110H194V112H191V111H193ZM216 110H217V111H216ZM249 110H250V111H249ZM35 111H34V112H35ZM45 111H44V112H45ZM57 111H58V109H57ZM57 111H56V112H57ZM59 111H58V113H54L55 115L52 114L53 112H51V111H50V113H49V111H47L46 113L42 112V113H41L42 115H38V119H39L38 122L42 121V119H46V118L49 119V117H50V119L52 118V120H54V122H56V123H57V121H55V120H58V121H60V122H63V121H61V120H63L64 118H66V116H67L66 113H67V112L65 113V111H64V113H62V111H60V113L62 114V115H60V114H59ZM79 111H80V110H79ZM96 111H95V112H96ZM105 111H106V112H105ZM108 111H109V112H108ZM113 111L115 112V114L113 113ZM173 111H175V110L173 109ZM209 111H210V112H209ZM211 111H213V112H211ZM4 112H5V111H4ZM4 112H3V113H4ZM7 112H8V111H7ZM110 112H111V113H110ZM125 112H126V111L122 112V114L125 113ZM129 112H130V110H129ZM181 112H180V113H181ZM9 113H11L10 111L8 112V115H11V114H9ZM13 113H12V114H13ZM16 113H17V112H16ZM112 113H113V114H112ZM116 113H117V114H116ZM127 113H128V112H126L125 114H127ZM131 113H132V110H131ZM150 113H151V112H150ZM177 113H178V111H177ZM193 113H194V114H193ZM209 113H212V114H209ZM214 113H216V115H215ZM1 114H2V112H1ZM1 114H0V115H1ZM19 114H17V115H19ZM23 114H21V115H23ZM30 114H28V116H27V114H26V116H25V117H27L26 119L30 120V121L27 120V122H29V124H26V125H28V126L30 125V127H28V126L26 127V126H24V125L21 123V120H22L21 117H20V119H16L15 116L17 117V115H15V116L12 118V122L15 121L14 123H16V124H17V123H21L20 125H21V126L23 125V127H19V128H17V129L14 128V127H12L13 124H11V119H10V118H8V121H10V123L8 124V123H7L8 121H7V120H6L7 122L5 121V119H7V118H6L5 116H3V114L0 116V118H1V119H0V123H1L0 125L3 126V124H5V126H6L7 128L10 127V128H9L10 130L6 129L5 126H4V127H0V128H1V129H0V138H1V139H0V148H1V150H2V148L6 149L5 146H6V147L8 146V151H9V150H12V148L9 149L10 147H13V146H10V147H9V145H11V140H10V139H12V140L14 139L13 142H12V144H14V142H16V141H17L16 143H18V141L20 140L19 138H21L22 136H24V135H21V136H20V135H18V134L24 132V134L26 135V133H27V132H26L27 129H31V131H35V132H33V133H36V131H37V133L35 134V136H36V137L38 136V139H40V138L42 139V138H43V136L41 137V134L38 132V128H39V127L36 128V129H37V130H36L35 127H37V126L34 124V126H35V127H34L33 125L30 124V122H31V119H29ZM34 114H35V113H34ZM43 114H44V115H43ZM94 114H95V113H94ZM97 114H98V113H97ZM128 114H129V113H128ZM204 114H205V115H204ZM237 114H238V116H239L240 112H238ZM5 115H7L6 112H5ZM8 115H7V117H9ZM24 115H23V116H24ZM50 115L56 116V117H54L55 119H54L52 116H50ZM63 115H64V116H63ZM65 115H66V116H65ZM106 115L108 116L107 118H106ZM114 115H115V116H114ZM118 115H120V116L117 117ZM123 115H124V114H123ZM159 115H160V114H159ZM165 115H166V113H165ZM180 115H181V114H180ZM218 115H220V114H218ZM262 115H261V118H262ZM2 116H3V118L5 117L3 120H2ZM33 116H34V115H33ZM42 116H43V117H42ZM113 116H114V117H113ZM133 116H137V115H133ZM138 116H137V117H138ZM170 116H169V117H170ZM185 116H184V117H185ZM227 116H228V115H227ZM251 116H252V117H251ZM57 117H59L60 120H59ZM99 117H100V116H99ZM116 117H117V118H116ZM123 117H125V116H123ZM160 117H161V118L167 117V119H166V118H165V119H166L167 121H168V119H170V120H169L167 123H166L165 120H164L165 122H162L163 119H160ZM202 117H201V118H202ZM240 117H241V115L239 116V118H240ZM243 117H246V115H244ZM243 117H242V118H243ZM17 118H19V116H18ZM23 118H24V117H23ZM41 118H42V119H41ZM56 118H57V119H56ZM105 118L107 119V121H105ZM108 118H109L110 120H108ZM113 118H114V119H113ZM155 118L158 119L159 121H158V120L156 121ZM175 118H176V119H175ZM199 118H200V117H199ZM201 118H200V120H202ZM217 118H219V116H217ZM228 118H229V117H228ZM257 118L259 119L260 116H258ZM9 119H10V120H9ZM13 119H14V120H13ZM26 119L24 118V120H26ZM97 119H98V120H97ZM119 119H121V120L117 123L115 120H119ZM208 119H210V120H208ZM221 119H219V120L221 121V123H224L223 120H221ZM244 119H246V118H243L242 121H246V120H244ZM249 119H248V120H249ZM258 119H257V122H258ZM1 120H2V122H1ZM111 120H112V121H111ZM137 120H139V118H137ZM150 120H151V119H150ZM154 120H155V121H154ZM192 120H191V123H194V120H193V122H192ZM196 120H197V119H196ZM206 120H207V121H206ZM4 121H5L6 123H4ZM19 121H20V122H19ZM22 121H23V120H22ZM48 121H49V120H48ZM48 121H47V123H48ZM113 121H114L115 125H112V122H113ZM160 121H161V122H160ZM172 121H173V122H172ZM177 121H176V122H177ZM198 121H199V119H198L197 121H195V125H196V122L198 123ZM220 121H218V122L216 123L215 121L212 120V122H213L212 125H215L214 123H216V125L219 127V125H220L221 123H220L219 125H218V123H219ZM252 121H251V122H252ZM38 122H37L36 124H38ZM42 122H44V121H42ZM42 122H40V123L42 124ZM52 122H53V121H52ZM106 122H107V124H106ZM123 122H121V123H123ZM138 122L141 123L140 120H139ZM199 122H200V121H199ZM202 122H203V120H202ZM205 122H204V123H201V124H203V125L198 124V126H199V125L202 126V127H203V126L206 127L207 125L209 126V124H207V123H205ZM255 122H256V121H255ZM23 123H26V121H23ZM31 123H32V122H31ZM40 123H39V124H40ZM49 123H50V122H49ZM49 123H48V125H49ZM109 123L111 124V125H110V126L112 127L111 129L109 128V127H110V126H109ZM116 123H117V125H116ZM149 123L151 124L150 126H149ZM179 123H182V124H179ZM225 123H226V122H225ZM16 124H14V125H16ZM51 124H52V123H51ZM51 124H50V126H51ZM59 124L61 125V123H59ZM168 124H169V125H168ZM171 124H172L173 126H171ZM174 124H175L177 127H178V124H179V127H180V125H182V128H179V127H178V129H177V127H176V128L174 127V126H175ZM205 124H207V125H205ZM56 125H57V124H56ZM56 125L54 124L55 127H53V126H51V127H53L55 130L60 129L59 126H58V125L56 126ZM127 125H128V124H127ZM135 125H136V126H135ZM155 125H156V126H155ZM167 125H168V126H167ZM192 125H193V124H192ZM212 125H211V127H212ZM216 125H215V127L213 126L212 128H213V129L216 128V127H217ZM228 125H230L229 127L232 126L231 123H228ZM234 125H235V127H234ZM18 126H19V124L17 125V127H18ZM108 126H109V127H108ZM113 126H116V129H115V130H114L115 127H113ZM117 126H118V127H117ZM134 126L137 127V128L140 130V133H141V131H143V134H145V136L141 133V135H142V137H141V135L137 132L138 130L136 131V129L134 128ZM166 126H167V127H166ZM170 126H171V127H170ZM208 126H207V127H208ZM223 126H224V124H223ZM226 126H227V125H226ZM51 127H50V129H53V128H51ZM104 127H108L107 129H109V131H107V134H106L105 131H104ZM119 127H121L122 129H125V130L120 129ZM139 127H140V126H139ZM162 127H163V128H162ZM164 127H166L165 130H164ZM192 127H193V126H192ZM192 127H191V128H192ZM207 127H206V128H207ZM211 127H210V129H212ZM224 127H225V126H224ZM224 127H223V128H220V129L225 130V131H221V132H225V133H227V132L231 131V129H230L228 126H227L226 128H228V130L230 129L229 131H226L227 129H226V128L224 129ZM236 127H237L236 124H233L232 131H233V128L236 129ZM238 127L240 128L239 125H238ZM238 127H237L236 130H239ZM21 128H23V129H21ZM26 128H27V129H26ZM118 128L120 129L121 134L123 133L124 135H121V134L119 133L120 131L118 130ZM144 128H143V129H144ZM195 128H197V127L195 126ZM198 128H199V127H198ZM200 128H201V127H200ZM200 128H199V129H196V131L199 130V133H200V131L202 130V129H200ZM206 128H203V130H204V129L207 130ZM242 128H243V127H242ZM242 128H241L240 130L243 131V132H246V131H245L246 128H244V130H243ZM18 129H19V130L21 129V130L19 131ZM54 129H53V131H55ZM112 129H113L114 131L117 130L118 133H117V131H116V132L112 131ZM134 129H135V130H134ZM145 129H144V130H145ZM172 129H174L175 132H173L174 130H172ZM208 129H209V127H208ZM220 129H217V130H220ZM235 129H234V131H235ZM250 129H251V128H250ZM250 129H249V130H250ZM16 130H17L18 132H20V133L16 134V133H17ZM22 130H26V131L21 132ZM110 130H111V131H110ZM126 130H128V131L126 132ZM155 130H156V133H155ZM193 130H194V128H193ZM205 130H204V132H203V131H201V132H202L204 135H207V137H208V134H209V133H206V134H205ZM217 130H216V131H217ZM240 130H239V131H240ZM246 130H247V134L244 133V134H245L244 137L247 138L248 136H246V135H250V136L252 135V137H254V134H250V132L252 131V129H251V131H249V133H248V129H246ZM261 130H263V129H261ZM28 131H29V130H28ZM122 131H123V132H122ZM134 131H136L138 134H137L136 132H134ZM152 131H153V133H154L155 135H154L153 133L151 134ZM171 131H172V132H171ZM178 131H180V133H179ZM185 131H186V133H185ZM190 131H191V130H190ZM207 131H208V130H207ZM212 131H215V129H214V130H211V131L209 130L208 132H210V134H211ZM216 131H215V134H216ZM241 131H240V136H242L241 134L243 133V132H241ZM25 132H26V133H25ZM29 132H30V131H29ZM100 132H101V133H100ZM103 132L105 133L106 136H105V135H103V136L101 135ZM109 132H111V133L114 132L116 135H115L114 133H113V134H110ZM128 132H129L130 134H129ZM218 132H220V131H217V133H218ZM237 132H238V131H237ZM237 132H236V134H237ZM252 132H253V131H252ZM30 133H32V132H30ZM104 133H103V134H104ZM131 133H132V134H131ZM133 133H136L138 136L140 135V138H139V137H136L137 135H136V134H133ZM158 133H160V135H159ZM183 133H185V134H183ZM196 133L199 134L198 132H196ZM202 133L200 134V136L202 135ZM212 133H214V132H212ZM225 133H224V134H221V135H220V133H218L220 137H221V136H222V138L225 137V140H224V139H221V140L226 141V140L228 139V137H227V135H226ZM233 133H234V132H233ZM233 133H232V132H229V134L232 135V136L230 135V136H231V139H234V136H235V135L233 136ZM253 133H254V132H253ZM108 134H110L111 136L108 135ZM117 134H118V135H117ZM128 134H129V136H127ZM174 134H177V135H179V136L176 137V135H175V137H174ZM180 134H182V135H180ZM191 134L194 135L195 133H193V131H191ZM191 134H190V135H191ZM197 134H195L196 137L198 136ZM227 134H228V133H227ZM229 134H228V136H229ZM244 134H243V135H244ZM15 135H17V136H15ZM27 135H28V134H27ZM27 135H26L25 137H27ZM100 135H101V136H100ZM113 135H114V137H113ZM131 135H136V136L133 137V138H136V139L134 140V139L132 138ZM158 135H159L160 137H159ZM184 135H186V137H185ZM211 135H212V137L215 136V135H213V134H211ZM223 135H225V136L223 137ZM19 136H20V137H19ZM115 136H116V137H115ZM117 136H118V137H117ZM126 136H127V137H126ZM165 136H166V135H165ZM183 136H184V137H183ZM219 136H217V140H218V137H219ZM240 136H239V134H237V137H238V138H240ZM18 137H19V138H18ZM39 137H40V138H39ZM130 137H131V139H132L131 141L129 140ZM161 137H162V138H161ZM167 137H168V136H167ZM169 137H170V136H169ZM181 137H183L184 139L181 138ZM203 137H204V136H203ZM203 137H201V138H197V139H198L199 141H200V139H201V141H202ZM207 137H206V138H207ZM209 137H210V135H209ZM209 137H208V139H209ZM212 137H211V138H212ZM215 137H216V136H215ZM215 137H213V138L215 139ZM220 137H219V138H220ZM226 137H227V138H226ZM235 137H236V136H235ZM237 137H236V139H234V140H237V139H238ZM244 137H243L242 139H244ZM22 138H23V137H22ZM22 138H21V139H22ZM137 138H138V139H137ZM190 138H191V137H190ZM190 138H189V139H190ZM194 138H195V137H194ZM246 138H245V140H246L245 143H246L247 140L249 139V138H248V139H246ZM16 139H17V140H16ZM18 139H19V140H18ZM25 139H26V138H25ZM38 139H37V140H38ZM41 139H40V140H41ZM123 139H124V140H123ZM141 139H142V140H141ZM150 139H151V140H150ZM180 139H179V141H180ZM191 139H192V138H191ZM250 139H251V138H250ZM250 139H249V140H250ZM252 139H253V138H252ZM9 140H10V142L8 143ZM15 140H16V141H15ZM40 140H39V141H40ZM103 140H104V141H103ZM128 140H129V141H128ZM138 140H140V142H142L143 144H141ZM148 140H146V144L148 143ZM175 140H176V141H175ZM186 140H188V139H186ZM192 140H193V139H192ZM192 140H191V143H192ZM210 140H211V139H210ZM215 140H216V139H215ZM234 140H230V141L233 142ZM249 140H248V142H249ZM20 141L23 142L22 144H24V142H25V141H24V138H23V140H20ZM53 141H54V140H52L51 146H52V144H53V145L55 144V142H53ZM170 141H172V142H170ZM179 141H178V145H179V143H180ZM182 141H181V142H182ZM189 141H190V140H188V142H189ZM193 141H194V140H193ZM196 141H197V140H196ZM199 141H197V142L199 143ZM204 141H205V139L203 140V142H204ZM230 141H229V143H231ZM240 141H241V139L238 140V143H240ZM250 141H252V140H250ZM134 142H135V144H134ZM185 142H186V141H185ZM188 142H187L186 144H183L184 147H181V148H184V150H185V148H188V147H189ZM194 142H195V141H194ZM208 142H210V141H208ZM208 142L205 141L206 144H207ZM211 142L214 143L215 141L212 140ZM217 142H218V141H217ZM217 142H215L216 145H215V143H214V146H213V147H215V146H219L220 144H221V145H225V144H223V143H225V142L221 143V142L219 141L220 143H218V144H217ZM235 142H237V141H235ZM242 142L244 143V140H243ZM252 142H253V141H252ZM252 142H251V143L249 142V143L252 144ZM16 143H15V144H16ZM19 143H20V142H19ZM19 143H18V144H19ZM40 143H42V142H40ZM40 143H39V144H40ZM176 143H177V142H176ZM176 143L174 144V146L176 145ZM182 143H184V141H183ZM189 143H190V142H189ZM205 143H204V144H205ZM212 143L208 144V146L211 145ZM226 143H227V144H226L227 146L225 145L226 147H228V146L231 145V144L228 145V144H229L228 141H227ZM238 143H234L233 145L238 144ZM243 143H242L241 145H240V144L236 145V146H235V150H237L236 147H238V146H239V147H240V146H243ZM249 143H247L248 145L244 144V146L246 145L247 148L249 147V148H248L249 150L246 149V150L244 151L243 155H242V154H237V155H240V158H242V156H246V154H247V155L250 154V156L253 155V150L250 148L251 145L249 146ZM5 144H6V145H5ZM116 144H118V145H116ZM187 144H188V146H187ZM192 144H194V143H192ZM192 144H191V145H192ZM199 144H200V143H199ZM201 144H202V143H201ZM4 145H5V146H4ZM165 145H166V144H165ZM183 145L181 144V146H183ZM202 145H203V144H202ZM221 145H220V147H222V148H224V149H222V148L220 149V147H219V148H218V147H215V148H216V149H219L220 152L222 153L221 150L224 151V150H225V146L223 147V146H221ZM2 146H3V147H2ZM37 146H38V144H37ZM37 146H36V147H37ZM185 146H187V147H185ZM195 146H196V143H195ZM198 146H199V145H198ZM198 146H196V148H194V149H197ZM208 146H207V147H208ZM211 146H212V145H211ZM231 146H232V145H231ZM231 146H230V147H231ZM244 146H243V149L240 148L242 151L245 149ZM246 146H245V147H246ZM53 147L55 148V145H54ZM166 147H167V146H166ZM169 147L171 148V146H169ZM178 147H179V146H178ZM178 147H176V148L174 147V148L177 150ZM190 147H191V146H190ZM193 147H194V145H193L191 148H188V150H189V149H190V150L193 149ZM201 147H202V146H201ZM201 147L199 146L198 148H201ZM203 147H205V146L203 145ZM213 147H211V149H212ZM230 147H229V148H230ZM239 147H238V148H239ZM106 148H107V149H106ZM163 148H164V146H163ZM170 148H169V149H170ZM174 148H172L171 150H172V151L175 150ZM181 148H180L181 151H180V150H177V151L175 150V151L172 152V151L170 150V152L173 153V156L177 154V155L174 156V157H178V156H180V155L183 154ZM205 148H206V147H205ZM215 148H214V149H215ZM4 149H3L2 151H3V152H7V149H6L5 151H4ZM111 149L113 150L114 147H111ZM166 149H168V148H166ZM178 149H179V148H178ZM206 149H208L207 151H209V147L206 148ZM211 149H210V150H211ZM1 150H0V151H1ZM226 150H227V151H228V150H229V151L231 150V151H232V152L230 151L231 154H233L234 152L236 153V151H234V148H231V149L226 148ZM121 151H122V150H121ZM129 151H131V152L128 153ZM135 151H136V152H135ZM168 151H169V150H168ZM178 151H179V152H178ZM211 151H214V150H211ZM211 151H209V152H211ZM233 151H234V152H233ZM237 151L239 152L240 150L238 149ZM242 151H241V152H242ZM246 151H247V153H245ZM106 152H107V153H106ZM113 152L116 153V152H120V151H119V150H118V151H114V150H113ZM126 152H127V153H126ZM174 152H175V153H174ZM176 152H177V153H176ZM192 152H193V151H192ZM194 152H195V151H194ZM216 152H218V150H216ZM220 152H218V153H220ZM224 152H225V151H224ZM98 153H100V152H98ZM123 153H125V154H123ZM132 153H131L130 155H132ZM181 153H182V154H181ZM190 153H191V152H190ZM195 153H197V152H195ZM195 153H192L195 159H196V157L199 158L198 155L201 156L200 154L194 155ZM212 153H213V154H212ZM218 153H217V155H218ZM227 153H228V152H227ZM239 153H240V152H239ZM5 154H6V153H5ZM105 154H107V156H106ZM118 154H117V155H118ZM214 154H216V153L211 152V153L208 154V153L206 152L207 157H209L208 155H213V156H215V159H216V158H217V157H216L217 155H214ZM223 154H224V153H223ZM225 154H226V153H225ZM231 154L229 153V155H231ZM251 154H252V155H251ZM0 155H1V154H0ZM227 155H228V154H227ZM227 155H223V157H224V156L227 157ZM233 155H236V154H233ZM233 155H232V156H233ZM259 155H260V156H259ZM259 155H258V156H259V158H260V160H261L262 152H260ZM1 156H2V155H1ZM1 156H0V160H1L0 163H1V165H2V164H3L2 161L5 162L6 159L2 158ZM120 156H121V155H120ZM195 156H196V157H195ZM203 156H205V155H203ZM203 156H202V157H203ZM213 156H212V158H213ZM219 156H220V155H219ZM219 156H218V157H219ZM248 156H249V155H248ZM248 156H246L245 158L249 159L250 157L248 158ZM182 157L184 158V157H186V156L183 154ZM182 157L180 158V160H181V161H179L180 163L178 162L179 165H180L181 163H185L186 160L189 161V158L183 161ZM221 157H222V156H221ZM221 157H220V159H221ZM223 157H222V158H223ZM229 157H230V156H229ZM229 157H228V159H226V158L224 157V159H222V160H225V159H226L225 162H227V160H228L229 162H233V160H234V161H235V160H236V161H239V160H240V158L237 159V157H235V159L233 158L232 161H230L231 159H229ZM233 157H234V156H233ZM194 158H192V160H195ZM200 158H201V157H200ZM200 158H199V159H200ZM203 158H204V157H203ZM205 158H206V156H205ZM212 158H211V159H212ZM231 158H232V157H231ZM208 159H210V158H206V160L203 159V160L205 161V163H204L203 160H202V162H201V159H200L199 162H198V160L196 159L197 161H196V160H195L194 162L191 161V162L194 163V164L189 163V164L187 165V166L190 165L189 168L192 167V168H191V170H192V172H193L192 174H194L192 178H195L196 180H195V179H191V180H192V181L194 180L193 183H195V185H196V181H197V185H198V184H200V183L202 184L201 180L204 179V180L206 181L208 178H207V179H206V178H203V174H204V172H203V174H202V172H200V173L202 174V176H201L202 179H201V177H199V178H200V179H199V180H200V183H198L199 180H197V177H194L195 175H196V176H199V175H197V174H198V167H197V166H196V167H193V166H194V165H199L200 163H201V165H203V163H204L203 166H206L207 164H210V163H211V162L208 163ZM211 159H210V161H211ZM220 159H219V160H220ZM243 159H244V158H243ZM243 159H242V160H243ZM212 160H213V159H212ZM219 160H217V161H218L217 164H219ZM222 160H221V161H222ZM242 160H241V161H242ZM182 161H183V162H182ZM217 161H216V162H217ZM236 161H235V162H236ZM186 162H187V161H186ZM189 162H190V161H189ZM195 162H196V163H195ZM214 162H215V160H214ZM239 162H240V161H239ZM239 162H236V164L239 163ZM220 163H221V162H220ZM223 163H224V162H223ZM205 164H206V165H205ZM212 164H213V163H212ZM212 164H211L210 166L208 165L209 167L206 166V167H207V170H205V171H206L205 174H206L207 176L209 175V176H208V177H209V179H208L209 181H211L210 177H214L213 174H215V173H214L213 171H216V170H217L216 167H220V165H221V164H219L218 166L216 165V167L213 168V170H210V168L213 166ZM214 164H215V163H214ZM184 165H185V164H183V168H184ZM201 165H200V166H201ZM222 165H223V164H222ZM185 166H186V165H185ZM214 166H215V165H214ZM179 167H180V166H179ZM179 167H178V171H179ZM181 167H182V164H181ZM181 167H180V169H181ZM206 167H205V168H200V169H201V170H202V169H206ZM176 168H177V167H176ZM176 168L174 169V171L176 170ZM183 168H182V169H183ZM186 168H188V167H186ZM193 168H194V169H193ZM208 168H209V170H208ZM172 169H173V168H172ZM195 169H196V170H195ZM211 169H212V168H211ZM215 169H216V170H215ZM218 169H219V168H218ZM187 170H188V169H187ZM187 170L185 169V172H184V173H186V174L183 173V175H186V176H187V173H190V172H189L190 169H189L188 171H187ZM191 170H190V171H191ZM219 170H221V168H220ZM219 170H217V173H218ZM182 171H184V170H181V172H182ZM196 171H197V174H195ZM199 171H200V170H199ZM202 171H204V170H202ZM207 171H210L209 173L213 172V174H209V173H207ZM222 171H223V170H222ZM222 171H221V174H222ZM260 171H261V172H260ZM260 171H259V175H260V176H258V177H259V178H260L261 176H262V177H261L259 180H260V182H261V181L264 182V176H263V175H264V171H262V170H260ZM172 172H173V171H171V173H172ZM176 172H177V171H176ZM181 172H178V173H177V176H176V173H175V175H174L175 178L177 179V181L179 180L178 185H180V186H181V184H180V179H181V178L183 179V177H186V176H183V175H182L181 178L178 179L177 177H178V176L180 177V175L182 174ZM179 173H180V174H179ZM192 174H191L190 176H192ZM219 174H220V173H219ZM221 174H220V175H221ZM223 174H225V173L223 172ZM172 175H173V174H172ZM172 175H171L170 177H172ZM188 175H189V174H188ZM206 175H205V176H206ZM220 175L217 176L218 178L215 176V177L213 178V180L215 181V178H216L217 180H219V179L222 180V181H221V180L219 181L220 183H221V182H224L223 179H225L227 175H225V176H224V175H221V176H220ZM190 176L186 177L187 179L184 178L183 180H184V181H185V180H189V177H190ZM207 176H206V177H207ZM222 176H224L225 178H223ZM220 177H221V178H220ZM172 178H174V177H172ZM175 178H174V180H175ZM227 179H228V181H230V184H232L231 180H230L228 177H227ZM246 179H248V178H246ZM174 180H173V181H174ZM183 180H182V181H183ZM191 180H190V181H191ZM213 180H212V181H213ZM175 181H176V180H175ZM175 181H174V182H175ZM212 181H211V182H212ZM214 181H213V182H214ZM225 181H227V180L225 179ZM228 181L225 182V183L228 184V183H229ZM237 181H238V182H237ZM237 181H234L233 183H236V182H237L236 184H239V185H240V184H241V185L243 184V185H246V187H250V186H251L252 189L254 188V185H255V184H253V183H256V184H257V182L254 180V178H253V180H249V179H248V181H243V180H240V181L237 180ZM241 181H243L244 183L241 182ZM185 182H186V183H185ZM185 182H181L182 184L185 183V185H184V189H185V186H186L188 183H189V184L187 185V186H188V189H187V186H186V189H187V190L185 189L186 191H184V193H186V192L189 190L188 192H189L190 194H193V195H191L190 197L194 196V197H192V198L194 199V202H196V203L192 202L193 200L190 199L189 196H188V197L186 196L187 198H184L185 195H186L187 193L184 194V195L181 193V195H183V199H186V201H184V203L187 202L186 204H188V203L190 202V200H192L190 203H191L192 205L195 204V205L193 206V208H195L197 202H198V204H199V202L201 203L202 200H203V201H204V200L206 201L205 198H206L208 195L206 196L205 194H209V196L211 195V197L217 195V196L215 197L216 199H214V198H210V199H213V200L216 201V200H217V197H219V196H218V193H219V195H220V192L222 193V192H224L226 189L228 190V185L225 186V185H224L225 183H221V184H223V185H221V184H219V182H218V185H216V183L214 182V184L216 185L215 187H217V188L219 189V191H218V189L216 190L215 187H214V189L216 190V193H217V194H216V193L214 192V193H215V194H214V193L211 192V191H213V190L210 189V188L208 187V186H210L213 182H212V183L209 182V183H211V184L208 185V184H207V181H206V182H205V188L208 187L210 190H209L208 188H206V189L203 188V186H201V187H202L204 190H207V189H208V190L211 192V194H210L208 191H205V192H204V190H203V192H202L201 190H199V189L196 188V187L199 188V186H200L201 184L198 185V186H196V187H195V185H193V187L191 186V190H192V192H194L195 189H196V191H197V193H196V192H195V193H192V192L190 191L189 186H190V184H193V183H190L189 181H185ZM187 182H188V183H187ZM203 182H204V181H203ZM175 183H177V182H175ZM206 184H207L208 186H206ZM236 184H235V185H236ZM252 184H253V186H252ZM202 185H204V184H202ZM219 185H221V186H220L221 188L224 186L223 189H225V187H226V189H225L224 191H222V189H220V187H218ZM235 185H234V186H235ZM239 185H236V187L239 186ZM248 185H249V186H248ZM257 185L260 186V184H257ZM257 185H256V186H257ZM137 186H138V185H137ZM182 186H183V185H182ZM211 186L213 187V185H211ZM232 186H233V184H232ZM232 186H231V187H232ZM234 186H233V188H234ZM256 186H255V187H256ZM140 187H141V186H140ZM140 187H136V189H137V188L140 189ZM194 187H195V189H192V188H194ZM236 187H235L234 189H236ZM241 187H242V186H241ZM246 187H245V188H246ZM260 187H262V189L264 190V184H263L262 186H260ZM260 187H259V188H260ZM242 188H243V187H242ZM242 188H241V190H242ZM245 188H244V189H245ZM259 188H258V190L261 192V189H259ZM231 189H232V188H231ZM231 189H230V190H231ZM234 189L231 190L232 194H233V190H234ZM237 189H238V188H237ZM239 189H240V188H239ZM239 189H238V191H239ZM193 190H194V191H193ZM198 190H199V191H198ZM220 190H221V191H220ZM241 190H240V192H241ZM248 190H250V189H248ZM140 191H141V192H140ZM140 191H139L138 189L135 190V194L133 193V194H134L133 198H135L136 195L138 196V195H140V194H144V191H145V190H143V188H141ZM182 191H183V190H182ZM242 191H243L242 194L239 193V195H245L246 193H248V195L246 194L247 196H244V198H246V197L248 198V197H249V191H248V192H245V193H244V190H242ZM259 191H258V192H259ZM138 192H139L140 194H139ZM145 192H146V191H145ZM207 192H208V193H207ZM229 192H230V191L228 190V193H225V192H224V193L227 194V196H229ZM234 192H235V194L238 193L236 190H235ZM258 192H257V194H258ZM260 192H259V193H260ZM136 193H137V194H136ZM198 193H199V194H198ZM200 193H201L202 195H201ZM203 193H204V195H203ZM250 193H251V192H250ZM252 193H255V194H254V197L257 196V194H256V189H255V192H254V190H253ZM252 193H251L250 196H253ZM261 193H262V192H261ZM190 194H187V195H190ZM225 194H223V195H225ZM230 194H231V193H230ZM263 194H264V193H263ZM259 195H260V194H259ZM259 195H258L257 197H259ZM131 196H132V194H131ZM204 196H205V197H204ZM227 196H224V198H226ZM230 196L232 197V195H230ZM236 196L238 197L237 194H236ZM236 196L234 195L233 198L235 197L234 199H236V198H237ZM261 196H262V195H261ZM263 196H264V195H263ZM200 197H201V198H200ZM202 197H203L204 199H203ZM221 197L223 198V196L220 195V199L217 200L216 202L213 201V200H212V201H208V202H209V203H210V202H213V203H215L217 206H219V208L224 209V208L226 207V205H224V204H226V200H225V199H221ZM241 197H242V199H240ZM241 197H240V198H237L238 200H236L238 204L234 202V204H236V205L232 204V201H233V200H232V201H229V200H228V202H231V204L234 205V207H236L237 209H239V211H241V210L243 211V212H242V211L239 212V211H237V209H232L231 212H232L233 210H234V211H233L234 213H235V210H236L237 212H239L238 215H237V217H238L239 215H241L240 213H244L246 210L249 211V210H252L251 208L254 209L256 205H257V207H258L260 204H257V203H259V202H260L259 200L262 199V198H261V199L257 200L258 202L256 201V204H255V203H254V202H255L254 200L256 199V197H255V198H254V197H253V198H250V197H249L250 199H249V198H248V199H249L251 202H252L251 199H253V203H250V201H249V202H247V204H245L246 202H245V203L243 202V203H244V204H243V203L239 202V199H240V201H242V200L244 199L243 196H241ZM188 198H189V200H188ZM197 198H198V199H197ZM228 198H230V197H228ZM228 198H227V199H228ZM259 198H260V197H259ZM180 199H182V197H181ZM231 199H232V198H231ZM231 199H230V200H231ZM263 199H264V198H263ZM207 200H208V199H207ZM221 200H223V201H221ZM246 200H247V199H246ZM203 201H202V202H203ZM205 201H204V202H205ZM224 201H225V203H223ZM234 201H235V200H234ZM244 201H245V199H244ZM228 202H227V206H228V205L232 206V205H231L230 203H228ZM261 202H263V201L261 200ZM261 202H260V203H261ZM221 203H222V205H221ZM198 204H197L196 210H197V211H200L199 209H201L202 207H204L205 204H206V206H207L208 203H204V205H202L201 208L198 207V206H199V205L201 206V204H203V203H201V204H199V205H198ZM254 204H255V205H254ZM192 205H191V206H192ZM220 205H221V206H220ZM238 205L240 206V208L237 207ZM243 205H244V206H243ZM245 205H246V206L249 205L248 207H250V208H248V207L246 208ZM261 205L264 206V202H263V204H261ZM184 206H185V205H183V208L186 207L187 210H190V209L192 208V207H189L190 205H187V206H185V207H184ZM206 206L204 207V209L206 208ZM223 206H224V208H223ZM188 207H189V208H188ZM234 207H233V208H234ZM257 207H256V210H258ZM198 208H199V209H198ZM217 208H218V207H217ZM219 208H218V209H219ZM228 208H229V207H228ZM230 208H232V207H230ZM230 208H229V209H230ZM241 208H242V209H241ZM244 208H245V209H244ZM258 208L262 209L261 206H259ZM186 209H184V210H186ZM202 209H203V208H202ZM202 209H201V210H202ZM204 209H203V210H204ZM229 209H228V211H226V212L223 211V210H220V212L223 213V215H224V213H225V214H228V213H229L228 216H230V213H231V212L229 211ZM243 209H244V210H243ZM192 210H193V209H192ZM196 210H195L194 212H197ZM225 210H227V209H225ZM254 210H255V209H254ZM247 211L245 212L246 214H244L245 219H246V221H245L246 227H245V228H247V229L249 228V230H248V232H247L246 229H245V230H246L247 236L250 235V236L247 237V238H251V240H250V239H247V240H248V242H247V240L243 239L244 237L242 238L244 241H240V242H242V243L239 242L240 245L242 244L241 247H240L239 244H238L237 247H236V249H238V251L236 252V250H235V251L233 250V252H235L236 254L239 252V253H241L243 256H242L241 254H239V255H237V257H235V259L241 256L240 258H241V259H244L245 264H246V263H247V264H250V263H249V262H250L249 259H250V260L252 259V260L254 261V262H252V264H258V263H259V264H263V263H264V253H263V255H261L256 249H258V248L260 247L261 244L264 245V239H263V236H264V235H263V236L260 235V234H264V231H261V230H264V228L262 229V226H264V223L261 224V223L259 222V221L261 220V218H262L263 221H264V216H263V215H264V214H263V213H264V209L262 210V211H263V212H262V217L259 216V213H261V212L258 211L257 214H258L259 217H261V218H259L258 216H256L257 219L259 218L258 220L255 219L256 217L253 216L254 214L252 215L251 213H247ZM190 212H191V215H192V213H194V212L191 211V210L189 211V213H190ZM200 212H201V211H200ZM204 212H205V210H204ZM204 212H201L202 215H206V212H205V214H203ZM237 212H236V213H237ZM253 212H257V211H253V210H252V213H253ZM201 213H200V215H201ZM236 213L234 214V217H232V216H233L232 213H231L232 215H231L230 217H227V215H225L224 217H225L226 219H228V221H223V220H222V221H223V224H224V222H227V224L231 226V229L234 228V229L238 230V229H237L238 226H240V225H244V222H243V224H236V223H235L234 219H232V218H236V217H235V216H236ZM197 214H198V216H197ZM250 214H251V215H250ZM188 215H190V214H188ZM188 215H187L186 217H188ZM194 215H195V221H196V224H197L198 226H201L202 228H203V227H209V225H203V223L199 222L198 217H199L200 220H201V217H200V215H199V212L194 213ZM202 215H201V216H202ZM196 216H197V217H196ZM246 216H247V218H246ZM252 216H253V217H252ZM186 217H185V218H186ZM204 217H205V216H204ZM242 217H243V216H242ZM242 217H241V216L238 217L239 220H241ZM248 217H250V218H248ZM254 217H255V218H254ZM185 218L182 216L183 222H184V223L187 222V223H186L187 226H186L183 222H180L182 219L179 220V222L181 223V225L184 224V227L187 229L188 224L190 225L191 223H188V218H186V219H185ZM190 218L193 220V221H191V222H195V221H194V216H193V217L190 216ZM229 218L232 219L233 223L229 221V220H231V219H229ZM184 220H185V221H184ZM203 220H204V218H203ZM236 220H237V219H236ZM201 221H202V220H201ZM222 221H221V222H222ZM243 221H244V220H243ZM257 221H258V222H257ZM263 221H262V222H263ZM202 222H204V221H202ZM256 222H257V225H258V223H259V227L261 226L259 229H258V226L256 225ZM176 223H177V222H176ZM180 223H179V226L181 227ZM200 223H201V224H200ZM205 223H206V224H210V223H212V222H210V223L208 222V223H207V221H205ZM213 223H214V222H213ZM213 223H212V224H213ZM218 223H219V222L216 223L217 225H214V227L216 226V228H217V227H218V228H217V229L214 228L213 230H211V232H213L212 234L209 233L208 235H206V233H205V238H204L203 235H202V232H203V231L200 230L201 228L199 229V231H198V228H197V230H196L197 234L200 232V233H199V234H200L199 237H201V238H200V240L198 239L200 242H199L198 240L196 241V239H195L194 241H196V243L198 242V244L201 243V245H199V246H200L199 248L197 247L198 244H195V245H196V247L198 248V250L202 247V245H203V248L206 250V251H205L203 248L201 249V250H203L201 254L204 255V258L202 257L203 255H201V257H200V261L202 262V264H203V261H204V263H206L205 260L207 261L206 264H210L211 262H213V263H211V264H224V257H225V255H226V260H225L226 262H225V263H227L228 260L231 259V255H230V254H235V253H231V251H232V250H231V245H232V244L227 243V241H230L231 239H229V240L225 239V240H227V241L223 240L224 242L227 243V247H226L225 250H228V251H226V252H229V253H226L224 250H223V251H224L223 253H224L225 255H224L223 253H221V251H222L221 248H222V246H223V245H221V244H226V243H222L223 241L221 242V240H220V239L218 240V238H221V237H222V236H221V235H222L221 232L223 233V231H224L225 229L222 228V229H224V230H222L221 232H220V231L218 232V230H221V229L219 228L220 225H219ZM237 223H242V221H240V222L237 221ZM250 223H252V224H250ZM177 224H178V223H177ZM214 224H215V223H214ZM232 224H234V226H232ZM260 224H261V225H260ZM192 225H193V223H192ZM197 225L194 224V226H197ZM235 225H236L237 227H235ZM182 226H183V225H182ZM184 227H181V228L184 229ZM193 228H194V227H193ZM183 229H182V230H183ZM186 229H185V230H186ZM189 229H191L190 226H189ZM182 230H180V233H181L180 235H182V232H183ZM185 230H184V231H185ZM194 230H195V228L192 229L193 232L190 231V232H191L190 234H189V232H188L187 230H186V231L188 232V235L191 236V234L193 233V236H195L196 233H194V232H195ZM259 230H260V231H259ZM181 231H182V232H181ZM239 231H240V230H239ZM242 231H243V230H242ZM258 231H259V232H258ZM187 232H185V234H186ZM227 232H228V234H229L230 237H232L233 235L235 236V234H231V231H226V230H225V233H227ZM237 232H238V231H236V233H237ZM240 232H241V231H240ZM243 232H244V231H243ZM243 232H241L242 234L238 232V234H239V235H240V234H241V235H244ZM244 233H245V232H244ZM185 234H184V235H185ZM199 234H198V235H199ZM203 234H204V233H203ZM213 234H214V235H213ZM223 234H224V233H223ZM178 235H179V233H178ZM180 235H179V238H178V237L176 238V239H177L176 241H178V242H180L181 237L184 236V235H182V236L180 237ZM188 235H187V236H188ZM198 235H197V236H198ZM210 235H211V236H210ZM212 235H213V238H214V239H212L213 241H212V240H211V241L209 240V242H208V241H207V240L209 239L208 237H210V239H211V238H212ZM187 236H186V237H187ZM190 236H189V237H190ZM207 236H208V237H207ZM220 236H221V237H220ZM224 236H225V235H224ZM224 236H223V237H224ZM226 236H227V234H226ZM217 237H218V238H217ZM223 237H222L221 239H223ZM227 237H228V236H227ZM227 237H226V238H227ZM239 237H240V236H239ZM241 237H242V236H241ZM241 237H240V238L235 237V238L241 239ZM245 237H246V236H245ZM191 238H194V237H190L188 240L186 239V241L188 242ZM195 238H196V236H195ZM202 238H203V239H202ZM207 238H208V239H207ZM224 238H225V237H224ZM178 239H180V240H178ZM183 239H184V237H183ZM201 239H202V241H201ZM216 239H217V240H216ZM232 239H233V240L230 241L231 243H233L232 241H234V238H232ZM192 240H193V239H192ZM192 240H190V241H192ZM249 240H250V241H253V242H254V245H253V242L251 243ZM182 241L185 242L184 240H182ZM182 241H181V242H182ZM194 241H193V243H194ZM215 241H218V242H219V245L216 244V243H218V242H215ZM238 241H239V240H238ZM238 241H237V243H238ZM245 241H246V242H245ZM178 242L176 243L177 245L180 244V243H178ZM187 242H186V243H187ZM202 242H203V243H202ZM220 242H221V244H220ZM244 242H245V243H244ZM213 244H214V245H213ZM250 244H251L252 246H251ZM174 245H175V243H174ZM182 245H183V243H182ZM208 245H209V246H208ZM220 245H221V246H220ZM228 245H230V246H228ZM243 245H244V246H243ZM255 245H257V247H256ZM225 246H226V245H225ZM245 246H246V247H245ZM250 246H251V248H250ZM254 246H255V247H254ZM218 247H219L221 250H220ZM242 247H243V248H242ZM247 247H248V249H247ZM223 248H225V247H223ZM244 248L246 249V250H244L245 252L243 251ZM249 248H250V249H249ZM241 249H242V250H241ZM216 250L220 251V252H218L220 255H219L218 253L215 254V253L217 252ZM230 250H231V251H230ZM241 251H242V252H241ZM256 251H257L259 254H258ZM197 252H201V251H197ZM208 253H209V254H208ZM213 253H214V254H213ZM245 253H246V255H248L247 257H244ZM253 253H254V254H253ZM211 254H213L214 257H213ZM221 254L223 255V257H222ZM227 254H229V255H227ZM195 255H199V254L196 253ZM206 255H207V256H206ZM208 255H209V256H208ZM218 255L220 256V258H219ZM199 256H200V255H199ZM199 256L197 257L198 259H199ZM235 256H236V255H235ZM208 257H209V258H208ZM211 257H213V258L211 259ZM233 257H234V256H233ZM249 257H250V258H249ZM251 257H252V258H251ZM195 258H196V257H195ZM195 258H194V259H195ZM197 258H196V260H194V261L197 262V263L194 262V264H201V262H200ZM201 258H202V259H201ZM206 258H207V259H206ZM217 258H218L220 261H219ZM221 258H223V261H222ZM240 258H238V260L240 261V264H241V259H240ZM246 258H247V259L249 258V259L246 260ZM213 259H214V261H213ZM211 260H212V261H211ZM215 260H216V261H215ZM231 260H232V259H231ZM231 260H229L230 264H232L231 262H233V264H234V263H235L234 259H233V261H231ZM260 260H261V261H260ZM239 261H238V262H239ZM242 261H243V260H242ZM244 261H243V262H244ZM258 261H259V262H258ZM198 262H199V263H198ZM217 262H218V263H217ZM236 262H237V259H236ZM238 262H237V264H239Z\"/></svg>",
    "mask_w": 264,
    "mask_h": 264
},
{
    "label": "snow or ice",
    "instance_id": "6c2138e0",
    "mask_svg": "<svg viewBox=\"0 0 264 264\" xmlns=\"http://www.w3.org/2000/svg\"><path fill=\"white\" fill-rule=\"evenodd\" d=\"M94 6H99L101 8H116L120 6L121 0H91ZM253 12L248 14L247 16L241 18L238 21L242 32L241 37H236L234 35L225 34L222 37L223 40V52L222 57L225 60H237L241 56L251 55L255 52V46L252 45V40L254 39V32L256 28V19H255V10L258 9L259 12V20H260V30H261V38H260V47L264 50V0H259V3H255L254 0L250 4ZM209 26L207 24L201 25V29L207 31ZM124 28L122 25L118 23H114L112 25H106L102 20H97L93 25H91L90 37L95 38L97 36L103 38V44L109 45L113 40H116L120 37ZM77 34H70L67 38V42L65 47L71 51L77 47ZM247 40L249 43L246 45L244 41ZM216 57H213L215 60ZM121 73L128 80H135L140 76L148 77L152 74L153 68L150 63L147 61H141L139 59H132L124 57L121 59ZM262 69H264V64H262ZM227 118V114L225 117ZM145 164L150 165L152 163L151 160H145ZM261 170L264 171V153H262L261 161H260ZM253 168L249 174L254 172ZM234 175H236L234 173Z\"/></svg>",
    "mask_w": 264,
    "mask_h": 264
}]
</instances>
